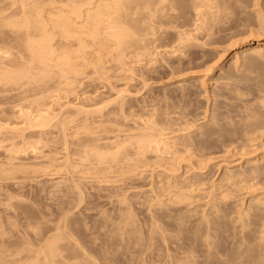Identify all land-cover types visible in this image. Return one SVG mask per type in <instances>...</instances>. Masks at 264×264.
Wrapping results in <instances>:
<instances>
[{"label":"bare ground","instance_id":"bare-ground-1","mask_svg":"<svg viewBox=\"0 0 264 264\" xmlns=\"http://www.w3.org/2000/svg\"><path fill=\"white\" fill-rule=\"evenodd\" d=\"M215 1V2H214ZM220 1V0H219ZM221 1H223L224 2V0H221ZM228 1V0H227ZM230 1H233L232 3H234V4H232L231 2H227L228 4H232L231 6H232V8H233V5L234 6H236L238 3L239 4H242V5H239L241 8H243V12H244V14H245V16H244V14L242 13V11H241V8H239V6H237L238 7V9H240V10H237V8H234L235 10H237V12H241V14L244 16V17H246V16H251L250 14H252L253 12V16H251L250 18H252L251 20L252 21H256L257 23V25L258 24H261L260 26H261V29H263V31H264V0H230ZM237 1V3H235ZM210 2H211V4H210ZM215 3V5L217 6V4H216V2H217V0H0V46H1V48H0V122L2 123V121H5L6 119H7V114H9L10 112H11V108H10V111H9V113H8V111H5V110H7V108L6 107H8L9 108V106L10 105H13L12 107H14V104H15V106H16V108H17V106L18 105H16V103L17 104H20V103H18L19 101H17L16 100V102L14 101L13 103L14 104H9V102H11L12 101V99H22L23 98V101H24V99L26 100V99H28L29 97H28V95H30V94H32L30 97H31V99L34 97H38L40 94H39V92L38 91H40L41 90V94L43 95V97H44V95H45V92L47 91V92H49L48 91V87L50 86V88H51V90L53 89V91H57V89L59 88V90L60 91H62V92H66L67 93V95L70 93V92H72V88H73V91L75 92V90H76V88H77V90H79L78 89V87H80V84H79V86L78 87H76V88H74L73 87V83L75 84L76 82H78L79 83V81H80V79L82 80L83 78H80L79 79V77L83 74L84 76H85V73L84 72H86V70L84 71L83 69V67H85L86 69H87V67H91L90 69H93V68H95V70L93 69V71H95L94 73H97V72H99L100 74H101V72H103V71H107L105 68V70L103 69V68H101L102 66H103V61H102V58L104 57V58H111V57H109V56H112V53L110 54V53H108L110 50H113V51H115L114 52V57L113 58H111V59H115V58H117L116 56H118V60L120 59V63H122L123 61H125V56H126V54L129 52H132V53H134V54H136V56H139V55H141V54H143V57L146 55V57L150 54L149 52H148V55H147V48H149L148 49V51L150 50V48L153 46V45H151V44H153L154 42V44H157L158 46H160V48H162L163 49V35L161 34V35H159V33H160V31H162V29H163V26H165V23L164 22H166V23H171L175 18L177 19V17H178V19L177 20H175V21H173L174 23H172L173 25H169V24H166V25H168V26H165L166 28L168 27H170V26H173L172 27V29L174 28V25H177V24H175V22L176 21H179V19H180V17L182 18V16L181 15H183L184 13H186V14H188L189 12H191L192 13V11L195 13V16L197 17L196 18V20H194L193 19V17H192V15L193 14H191L190 13V15H191V17H190V15L188 16H184L185 18H183V19H185L184 21L181 19V21H183V22H187V20H186V18L188 19L189 18V23H186V24H191L193 21L192 20H194L195 21V23L196 24H200V26H197L195 23H192V24H194L195 26H196V28L197 27H199L200 28V30H198L199 28H197V30H198V33H197V37L198 38H200L199 36L200 35H198L199 34V32L201 31V29L202 30H204L205 29V33H204V35H207L209 32H210V30H211V28L213 29V26L216 24L215 22L217 21V20H219V21H217V24L218 23H220L221 22V24H220V26L221 25H224V26H227L226 24L227 23H229L230 24V26H227V27H232L231 26V23L230 22H232V21H229L228 19L232 16L233 18H234V16H237V17H235V19H232V17L230 18V20L232 19L233 21L234 20H236V23H234L233 22V27L232 28H235L236 26H239L240 28L241 27H244L243 28V31L245 32V31H247V30H245V28H248L247 26L245 27L244 26V24L241 22V20H240V22H237V18H238V16L240 15V14H238V13H235V14H231V12L229 11H225L224 9H227L226 7L224 8V9H222V8H220V9H222V11L220 10V9H218L219 7H217V9L218 10H220L219 12H220V14H221V12L222 13H227V15H231L230 17L228 16V18L227 17H225L224 15L225 14H223L221 17L223 18V16L225 17V18H227V20L226 21H228V22H225L224 20L225 19H219V13H217L218 12V10H217V14L216 15H218V17H216V15L214 14V16H213V12L215 13V11L216 10H214V9H211V7L213 6V7H215V5H213V3ZM218 3V2H217ZM225 3H226V1H225ZM211 5V6H210ZM224 5V4H223ZM227 6H229V5H227ZM212 7V8H213ZM216 8V7H215ZM229 8H230V6H229ZM209 9L211 10V13H208V12H210L209 11ZM173 10H174V12H173ZM212 10H213V12H212ZM228 10V9H227ZM229 10H231V9H229ZM235 10H234V12H235ZM251 10L253 11L252 13H251ZM167 11H169L168 13H167ZM180 11H181V13H180ZM225 11V12H224ZM170 12H173V14L174 13H176V12H179V13H176V14H178V15H172ZM180 14V15H179ZM212 14V15H211ZM236 14H238V15H236ZM176 16V17H175ZM243 16H241V17H243ZM256 18H255V17ZM216 19H214V18ZM240 17V16H239ZM253 18H255L254 20H253ZM190 19H191V23H190ZM243 19V18H242ZM257 19V20H256ZM220 20H223V21H220ZM248 20H249V18H248ZM248 20H246V23H248L247 21ZM167 21H169V22H167ZM197 21V22H196ZM200 22V23H199ZM211 22V23H210ZM224 22V24H222ZM251 22V21H250ZM177 23V22H176ZM179 24H181V22L179 21L178 22ZM210 23V24H209ZM213 23V24H212ZM239 23V24H238ZM245 23V24H246ZM254 22H252V23H250V24H253ZM178 24V25H179ZM186 24H183V25H181V28H183V27H187L188 25H186ZM191 24V25H192ZM211 24L213 25V26H211ZM216 24V25H217ZM228 24V25H229ZM235 24H236V26H235ZM240 24H241V26H240ZM242 24H243V26H242ZM256 24H254V26H256L255 27V30H257L258 31V29L260 30V27H259V25L257 26ZM178 25L176 26V27H178ZM185 25V26H184ZM205 25H208L209 26V29L207 28L208 26H205ZM183 26V27H182ZM193 26V25H192ZM207 28H205V27ZM248 26H249V23H248ZM251 26H253V25H250V28H248V30L250 31V32H252V31H255V30H253L252 29V27ZM253 26V27H254ZM164 27V31L162 32V33H164V32H166V28ZM180 27V26H179ZM189 27V26H188ZM204 29H203V28ZM215 27V26H214ZM217 27V26H216ZM216 27L213 29V31H214V35L215 36H217V37H219L218 35H216V34H218L219 32V30L218 29H216ZM222 27V28H221ZM221 27H219L220 29H221V31H222V29H223V26H221ZM227 27H225V30H223L224 32H229V29L227 28ZM257 27H259V28H257ZM263 27V28H262ZM171 28V27H170ZM169 28V29H170ZM194 28V27H193ZM192 28V29H193ZM196 28H194V29H196ZM218 28V27H217ZM231 28V29H232ZM257 28V29H256ZM171 29V30H172ZM190 30H191V28H189ZM226 29H228V31L226 30ZM230 29V30H231ZM235 29H237V27L235 28ZM252 29V30H251ZM175 30H177V29H174V31L173 32H175ZM179 30V29H178ZM188 30V29H187ZM190 30H189V32H190ZM196 30V31H197ZM216 30H217V32H216ZM233 30V29H232ZM242 30V29H241ZM238 31L239 33H241V35H239V36H244V35H242L244 32L243 31ZM192 31H194V30H192ZM196 31H194L195 33H196ZM212 31V30H211ZM212 31V32H213ZM236 31V30H235ZM234 30H233V33H231L232 35H228V36H238V32L236 33V34H234V32H235ZM249 31L247 32L248 34H249ZM261 32V33H263L262 35H261V33H260V39L258 40V42L256 41V45H250V44H248L249 46H247L246 47V49H245V53L246 54H248V55H246V56H249V55H251V54H253V55H255L256 53H260V51H263V54H264V32ZM181 32V31H180ZM216 32V33H215ZM256 32V31H255ZM253 32L254 34H256V38H257V36L259 37V35H257L260 31H258V33L256 32ZM56 34V35H59V40H60V42L62 41V43L60 44V42L57 44L58 45V47H57V49L59 48V46L60 45H63L62 47H60V52L61 53H59L58 54V52L59 51H56L55 50V45H53V42L56 40V36L54 37L53 35L54 34ZM158 33V35H159V39H160V36H161V45L157 42L156 43V41H158V37H156V36H153V35H156ZM167 33V35H168V32H166ZM177 33V32H176ZM179 33V32H178ZM188 32H186V34H187ZM200 33H202V31L200 32ZM246 33V32H245ZM244 33V34H245ZM246 33V34H247ZM179 34H181V33H179ZM190 34V33H189ZM193 34V33H192ZM212 35H213V33H211ZM210 33L208 34V37L207 36H204L203 34H201L202 36H204V38L205 37H207V39H205V41H206V43L208 42V38H209V43H210V41H211V44H213V42L215 43H217L218 41L217 40H215L214 41V39L216 38L214 35L212 36ZM219 34H222V32L221 33H219ZM227 34V33H226ZM229 34H230V32H229ZM247 34V35H248ZM152 35V37H150ZM178 35V34H177ZM210 35L212 36V37H210ZM247 35H245L246 36V38L248 37H250V35L249 36H247ZM181 36H183L181 39L182 40H184L183 42H184V48L185 49H187V47H185V45H187L188 47H189V43H191L192 41V39H190V40H188L189 38H187V41L189 42H187L185 39V37H187L188 36V34H187V36H185V34L183 35V34H181ZM196 36V35H195ZM237 36H236V38H237ZM244 36V37H245ZM61 37V38H60ZM150 37V38H149ZM155 37V38H154ZM164 37H167V36H164ZM174 37L175 36H173V37H171L173 40H174ZM189 37H191V36H189ZM226 37V36H225ZM243 37V38H244ZM254 37V39H255V36L253 35L252 37H251V39ZM53 38H54V40H53ZM151 38H154V39H157V40H152ZM170 38V37H169ZM168 38V39H169ZM177 38V37H176ZM198 38H194V40H196L197 41V39ZM202 39H204L203 37H201ZM211 38V39H210ZM239 38V37H238ZM242 38V39H243ZM201 39V40H202ZM219 39H221V38H219ZM218 39V40H219ZM223 39V38H222ZM229 39V38H228ZM227 39V40H228ZM233 39V38H232ZM245 39V38H244ZM250 39V38H249ZM160 40H159V42H160ZM167 40V38H165V42L166 43H169V42H167L166 41ZM181 40V41H182ZM200 40V41H201ZM224 40H226V39H224ZM226 40V41H227ZM238 40V39H237ZM239 40H240V38H239ZM247 40V39H246ZM175 41V40H174ZM176 41H177V39H176ZM178 41H180V40H178ZM186 41V42H185ZM195 41V42H196ZM203 41V40H202ZM204 41V42H205ZM223 41V40H222ZM225 41V42H226ZM240 41H242V40H240ZM153 42V43H152ZM164 42V43H165ZM227 42H229V40L227 41ZM234 42H235V39H234ZM233 42V43H234ZM238 42V41H237ZM176 43V42H175ZM180 43V42H179ZM182 43V42H181ZM180 43V47H182L183 45ZM194 43V42H193ZM208 43V44H209ZM224 42H222L221 44H223ZM54 44H55V42H54ZM75 44H78L77 46L75 45ZM172 44V43H171ZM189 44V45H188ZM203 43L201 42V45H202ZM220 44V45H221ZM225 44V43H224ZM151 45V46H150ZM168 46H169V44H167ZM191 45H194V44H191ZM198 45V44H197ZM201 45H199V47H197V48H200L201 47ZM206 45V44H205ZM210 45V44H209ZM236 45V44H235ZM72 46H75V47H73L74 49L75 48H77V50H75L76 52H72V51H69L70 49L69 48H71V50H73L72 49ZM157 46V47H158ZM162 46V47H161ZM165 46V45H164ZM176 46V45H175ZM175 46H173V47H175ZM211 46V45H210ZM215 46V45H214ZM217 46V45H216ZM234 46V45H233ZM232 46V44H231V46H227V48L228 47H233ZM241 46V45H240ZM243 46V45H242ZM89 47H91V48H89ZM153 47H155V45L153 46ZM156 47V48H157ZM167 47V46H166ZM180 47H179V50H180ZM213 47V46H212ZM244 47V46H243ZM2 48H5V49H3V50H1ZM61 48H64V49H61ZM88 48L90 49V51H88ZM159 48V47H158ZM168 48V47H167ZM172 48V47H171ZM211 48V47H210ZM217 48V47H216ZM218 48H221V47H218ZM226 48V49H227ZM239 48V47H238ZM162 49H160V50H162ZM175 49V48H174ZM177 49V48H176ZM136 50V51H135ZM137 50H138V52L140 51V50H142L143 51V53H139L138 54V52H137ZM151 50H154V49H151ZM170 50V49H169ZM168 50V51H169ZM172 50H173V48H172ZM182 50H183V47H182ZM181 50V51H182ZM188 50V49H187ZM190 50H191V48H190ZM190 50H188V52L190 51ZM195 50V49H194ZM201 50H203V48L201 49ZM228 50H229V48H228ZM239 50H240V48H239ZM238 50V51H239ZM244 50V49H243ZM242 50V51H243ZM135 51V52H134ZM157 51H158V49H157ZM156 51V49H155V52H157ZM167 51V52H168ZM196 51H199V50H196ZM71 52V53H70ZM117 52V53H116ZM127 52V53H126ZM154 52V51H153ZM159 53L161 52V51H158ZM176 52V51H175ZM179 52V51H178ZM187 52V51H186ZM185 52V53H186ZM205 52V51H204ZM204 52L202 51L201 53H203V55H204ZM236 52V51H235ZM107 53L109 54L108 56H107ZM166 53V52H165ZM181 53V52H180ZM184 53V52H183ZM194 52L192 51V54H193ZM196 54H198L197 52H195ZM195 53H194V55H195ZM206 53H208V52H206ZM240 53V52H239ZM239 53H237L238 54V56H239ZM243 54H244V52H242ZM106 54V56H104ZM116 54H118V55H116ZM125 54V55H124ZM131 54V53H130ZM133 54V55H134ZM163 54V53H162ZM162 54H161V56H162ZM172 54V53H171ZM171 54H170V56H171ZM174 54V53H173ZM173 54H172V57H176V56H173ZM213 54V53H212ZM242 54V55H243ZM116 55V56H115ZM153 55V54H152ZM151 55V56H152ZM168 55V54H167ZM175 55V54H174ZM179 56H180V54H178ZM181 55H182V53H181ZM187 55V54H186ZM185 54H184V58H185V56H186ZM190 55V54H189ZM189 55H187V60H188V57H190ZM199 56L201 55L202 56V54H198ZM206 55V54H205ZM204 55V56H205ZM234 55H236V54H234ZM233 55V56H234ZM241 55V54H240ZM245 55V54H244ZM243 55V56H244ZM90 56H92V58L90 57ZM127 56H129V54H127ZM126 56V57H127ZM135 56V55H134ZM157 56V55H156ZM160 56V55H159ZM179 56H178V58H179ZM195 56H197V55H195ZM207 56H210V54L208 53L207 55H206V57ZM212 56V55H211ZM217 56V55H216ZM219 56V55H218ZM243 56H239V60H241V62L243 61V63H244V58H245V56H244V58H243ZM124 57V58H123ZM140 57V56H139ZM143 57H142V59H143ZM146 57L144 58L145 60H147L146 59ZM163 57V56H162ZM194 57V56H193ZM192 56H191V60H192V62H193V59H195V57L193 58ZM220 57V56H219ZM258 57V58H257ZM264 57V56H263ZM262 57V58H263ZM104 59V61H106L105 63L106 64H108L109 62H108V59ZM130 58V57H129ZM128 57H127V63H129L130 62V60H129V62H128V59H129ZM131 58H132V56H131ZM136 58H138V57H136ZM156 57H154L153 59H155ZM169 58V57H168ZM181 58H182V56H181ZM181 58H180V60H181ZM193 58V59H192ZM204 58V57H203ZM208 58V61H209V58L210 57H207ZM206 58V59H207ZM212 58V57H211ZM210 58V60H212ZM216 58V57H215ZM235 58H236V56H235ZM240 58H242V59H240ZM254 58H257V60L259 59V56H257V54H256V56L254 57ZM253 57L251 58V60L253 61V60H255ZM111 59H109V60H111ZM122 59H124L123 61H122ZM139 59V58H138ZM148 59H150V58H148ZM166 59V58H165ZM177 59V58H176ZM185 59V60H186ZM136 60V59H135ZM141 60V59H140ZM162 60H164L163 58H162ZM161 60V61H162ZM168 60H170V59H168ZM174 60V59H173ZM191 60H190V63H191ZM201 60H203V59H201ZM201 60H200V64H201ZM218 60V59H217ZM260 60V59H259ZM262 60V59H261ZM116 61V60H115ZM122 61V62H121ZM125 61V62H126ZM150 61H151V59H150ZM152 61H154V60H152ZM158 61V60H157ZM157 61L155 62V63H157ZM167 61V60H166ZM170 61H172V60H170ZM169 61V62H170ZM178 61H179V59H178ZM182 61H183V59H182ZM195 61V60H194ZM203 61H207V60H203ZM238 62V60H237V58H236V60H235V62ZM252 61H250V63L252 62ZM124 62V63H125ZM138 62V61H137ZM136 62V63H137ZM162 62H164V63H166L165 61H162ZM168 62V63H169ZM175 62V61H174ZM188 63H189V61H187ZM186 62V63H187ZM198 62H199V60H198ZM219 62V61H218ZM234 62V64L232 65V66H234V70L233 71H235L236 72V70L237 69H235V66H236V64L237 63H235ZM256 62V61H255ZM258 62V61H257ZM261 62V61H260ZM263 62H264V60H263ZM263 62H261V63H263ZM104 63V64H105ZM111 63H112V61H111ZM118 63H119V61H118ZM117 63V64H118ZM119 63V64H120ZM123 63V64H124ZM131 63H132V61H131ZM131 63H129V66H130V64ZM135 63V62H134ZM140 63H141V61H140ZM160 63V62H159ZM177 64H178V62H176ZM187 63V64H188ZM193 63H195V62H193ZM206 63V62H205ZM209 63V62H208ZM214 63H216V59H215V61L213 60V64ZM243 63H241V64H243ZM246 63V62H245ZM250 63H247V64H250ZM254 63V62H253ZM253 63H252V65H253ZM260 63V64H261ZM116 64V62H115V65H117ZM119 64H118V66H119ZM123 64H121V65H123ZM142 64V63H141ZM141 64H139V65H141ZM146 64H150V63H146ZM152 64V63H151ZM161 64V63H160ZM169 64H171V63H169ZM172 64H173V62H172ZM182 64H184V63H182ZM198 64V63H197ZM211 64V63H210ZM238 64H240V62L238 63ZM247 64H246V66H247ZM256 64L257 63H254V65L256 66ZM110 65V64H109ZM108 65V66H109ZM112 65V64H111ZM121 65H120V67H121ZM164 65V64H163ZM162 65V66H163ZM165 65H167V66H169L168 64H165ZM164 65V66H165ZM179 65V64H178ZM186 65V64H185ZM190 66H192L193 65V67H194V64H189ZM199 65V64H198ZM203 65V64H202ZM201 65V66H202ZM205 65H207V64H205ZM212 65V64H211ZM217 65V64H216ZM251 65V64H250ZM264 65V64H263ZM87 66V67H86ZM107 66V65H106ZM114 66V65H113ZM128 66V67H129ZM143 66H144V64H143ZM147 66V65H146ZM154 66V65H153ZM156 66V65H155ZM159 66V65H158ZM161 66V65H160ZM159 66V67H160ZM161 66V67H162ZM173 66V65H172ZM175 66H176V64H175ZM179 66H181V65H179ZM209 66V65H208ZM212 66H215V65H212ZM232 66H230V67H232ZM242 66V65H241ZM261 66V65H260ZM93 67V68H92ZM103 67H105V65L103 66ZM116 67V66H115ZM138 67V66H137ZM142 67V66H141ZM170 68H171V66H169ZM168 67V68H169ZM181 67H184L185 68V66H181ZM197 67V66H196ZM199 67V66H198ZM210 67V66H209ZM244 67V66H243ZM250 67H252V66H250ZM254 67V66H253ZM262 67V66H261ZM260 67V68H261ZM57 68V69H56ZM100 68H101V70H103V71H101L100 70ZM111 68H113V67H111ZM122 68H123V66H122ZM132 68V67H131ZM153 68V67H152ZM177 68H179V67H176V69ZM188 68V67H187ZM211 69H212V67H210ZM226 68V67H225ZM228 68V67H227ZM237 68V67H236ZM40 69H41V71H43V70H45L44 71V73L46 72V74H45V76H44V73L42 74L43 75V77H41L40 76V74L38 75L40 78H37L38 76L37 75H35V74H37V72L38 71H40ZM56 71H55V70ZM99 71H98V70ZM117 69H119V68H117ZM127 69V68H126ZM135 69V68H134ZM139 69V68H138ZM141 69H145V67L144 68H141ZM149 69V68H148ZM154 69H155V67H154ZM153 69V70H154ZM164 69V68H163ZM162 69V70H163ZM186 69V68H185ZM199 69H201V68H199ZM204 69H206L205 67H204ZM203 69V70H204ZM231 69V68H230ZM232 69H233V67H232ZM239 69H240V67H239ZM238 69V70H239ZM254 69V68H253ZM259 68H257V70H258ZM261 69H264L263 67L261 68ZM261 69H259V70H261ZM35 70H36V72H35ZM38 70V71H37ZM111 70V69H110ZM114 70H115V68H114ZM131 70V69H130ZM136 70V69H135ZM134 70V71H135ZM156 71L157 70H159V69H155ZM167 70V69H166ZM172 69H170V71H171ZM173 70H175V69H173ZM180 70H181V68H180ZM193 70V69H192ZM198 70V69H197ZM210 70V69H209ZM208 70V72H210ZM228 70H229V68H228ZM256 70V69H255ZM256 70V71H257ZM258 70V71H259ZM84 71V72H83ZM90 71V70H89ZM89 71L86 73V74H88L89 73ZM112 71V70H111ZM123 71V70H122ZM137 71H139V70H136L135 72H137ZM141 71H143V70H141ZM145 71V70H144ZM152 71V70H151ZM150 71V72H151ZM155 71V72H156ZM169 71V72H170ZM182 72H183V70H181ZM186 71V70H185ZM184 71V73L183 74H185V73H187V75H188V73L189 72H185ZM190 71V70H189ZM202 71V70H201ZM241 71V70H240ZM242 71H243V73H244V70L242 69ZM241 71V72H242ZM247 70H245V72H246ZM249 71H250V68H249ZM251 71H252V68H251ZM255 71V72H256ZM264 71V70H263ZM263 71H261L262 73H264ZM91 72V71H90ZM108 72V71H107ZM107 72H103V73H107ZM114 72V71H113ZM118 72V71H117ZM120 72V71H119ZM133 72V68H132V70H131V73ZM134 72V73H135ZM146 72H147V70H146ZM161 72V71H160ZM176 72V74L175 75H177L178 73V71L176 70L175 71ZM192 72V71H191ZM205 74H206V72L205 71H203ZM212 72V71H211ZM224 72V71H223ZM232 72V71H231ZM230 72V73H231ZM235 72H233V73H235ZM239 72V71H238ZM240 72V73H241ZM260 72V71H259ZM39 73V72H38ZM93 73V72H92ZM102 73V74H103ZM110 73V72H109ZM112 73V72H111ZM130 73V71H128V74ZM141 73H143V72H141ZM154 73V72H153ZM156 73H158V72H156ZM161 73H163V72H161ZM166 73H167V71H166ZM192 73H194L195 74V72H194V70H193V72ZM247 73V72H246ZM252 73V72H251ZM251 73H250V75H251ZM262 73H260V75L262 74ZM100 74H96V75H99L100 77H103L104 75H100ZM137 74H138V72H137ZM145 73H143V74H138V75H144ZM147 74V73H146ZM149 74V73H148ZM152 74V73H151ZM165 73H163L162 74V78H163V75H164ZM182 74V73H181ZM182 74V75H183ZM193 74V75H194ZM199 74V73H198ZM197 74V75H198ZM202 74V73H201ZM208 74H210V73H208ZM228 74H229V72H228ZM239 73H237V75H234V76H237V77H239V75H238ZM253 74H254V71H253ZM91 75H93V74H91ZM90 75V76H91ZM107 75L109 76V74L107 73ZM106 75V76H107ZM115 75V74H114ZM117 75V74H116ZM122 75H123V73H122ZM131 75V74H130ZM156 75H158V74H156ZM156 75L154 76V77H156ZM169 75H171L170 73H169ZM178 75H180V74H178ZM177 75V76H178ZM191 75V74H190ZM244 75V74H243ZM246 75H248V74H246ZM256 75V74H255ZM263 75V74H262ZM261 75V76H262ZM36 76V77H35ZM94 76H95V74H94ZM105 76V77H106ZM132 76V75H131ZM133 76H136L135 74L133 75ZM147 76V75H146ZM167 76H168V73H167ZM174 76V75H173ZM173 76H171V77H173ZM186 76V75H185ZM184 76V77H185ZM220 76V75H219ZM226 76V75H225ZM224 76V77H225ZM229 75H227V77H228ZM233 76V74H232V77H234ZM242 76V75H241ZM249 76V75H248ZM257 76H258V74H257ZM82 77V76H81ZM86 77V76H85ZM93 77V76H92ZM98 77V76H97ZM137 77V76H136ZM144 77H145V75L142 77L143 79H144ZM166 77V76H165ZM164 77V78H165ZM170 77V78H171ZM204 77V76H203ZM244 77V76H243ZM242 77V78H243ZM251 77V76H250ZM250 77H248V78H250ZM253 77V76H252ZM260 77V76H259ZM107 78V77H106ZM124 78V77H123ZM146 78V77H145ZM148 78H150V77H148ZM147 78V79H148ZM158 78V77H157ZM156 78V79H157ZM183 78V77H182ZM205 78V77H204ZM258 78V77H257ZM263 78H264V76H263ZM65 81V86L63 87V89L64 90H61V88H62V84L63 83H61V81H63V80ZM99 79V78H98ZM104 80H103V83H105L104 81H107V80H105V78H103ZM110 79V78H109ZM136 79H138L139 80V78H136ZM143 79H141V80H143ZM147 79L145 80V82L147 81ZM154 80H155V78H153ZM166 79H167V77H166ZM177 79V78H176ZM179 79H180V77H179ZM228 79V78H227ZM236 79H238V78H236ZM247 79V78H246ZM259 79H261L260 81H258ZM259 79H256L258 82H254L255 84H254V87L256 86V88H257V84L256 83H258L259 84V87H260V89H262L263 87H264V81L262 80V78L260 77ZM86 80H88V79H86ZM97 80V79H96ZM115 80V79H114ZM119 80V79H118ZM129 80H131V79H129ZM134 80H135V77H134ZM150 80V79H149ZM148 80V81H149ZM158 80H162V79H159L158 78ZM172 80V79H171ZM174 80V79H173ZM201 80H203V79H201ZM200 80V81H201ZM241 80V79H240ZM243 80V79H242ZM245 80V79H244ZM243 80V82H245ZM36 81H37V83H36ZM39 81H41L40 82V84H39V86H37V84L39 83ZM52 83H51V82ZM54 81H56L55 83L56 84H53L54 83ZM59 81H60V83H61V88L60 87H57V89L56 88H52V86H54V87H56L57 86V84L59 83ZM83 82H88V81H85V79L84 80H82ZM81 81V82H82ZM91 81H92V79H91ZM100 81H102V80H100ZM113 81V80H112ZM137 81V80H136ZM147 81V82H148ZM167 81H168V79H167ZM170 81V80H169ZM194 81H196V80H194ZM234 81V83H235V86H237V84H238V86L239 87H241L240 86V83H236V81L235 80H233ZM251 81V80H250ZM47 82H48V84H47ZM83 82H82V86H84V84H83ZM95 83H97L96 81H94ZM122 82V81H121ZM133 82H135V81H133ZM138 82H140V81H138ZM146 82V83H147ZM150 82H152L151 80H150ZM165 82V81H164ZM179 82V81H178ZM183 82V81H182ZM227 82L229 83V82H231V80L229 81V80H227ZM238 82H240V81H238ZM34 83V84H33ZM36 83V84H35ZM51 83V84H50ZM59 83V84H60ZM107 84H108V86H109V81L108 82H106ZM130 83V82H129ZM131 83H132V81H131ZM136 84H137V82H135ZM141 83V82H140ZM143 83H144V81H143ZM160 83V82H159ZM192 83V82H191ZM200 83V82H199ZM202 83V82H201ZM204 83V82H203ZM202 83V84H203ZM206 83V82H205ZM208 83V82H207ZM221 83V82H220ZM226 83V82H225ZM246 83H248V81L246 82ZM252 83V82H251ZM87 84H89V83H87ZM87 84H86V86H87ZM102 84V83H101ZM112 84V83H111ZM134 84V83H133ZM133 84H132V86H133ZM136 84H135V86H136ZM171 84V83H170ZM179 84V83H178ZM231 84V83H230ZM245 84V83H244ZM36 86V88L38 87L39 88V90L37 89L36 91L38 92V96L36 95V96H33V94L35 93L36 94V91H34V90H32V89H30V88H33L32 86ZM94 86H95V84H94ZM165 86H166V84H165ZM187 86H188V84H187ZM186 86V87H187ZM190 86H191V84H190ZM196 86H197V83H196ZM200 86H201V84H200ZM200 86L198 87V89L200 88ZM203 86H204V84H203ZM224 86H225V84H224ZM229 86V84H227V86L226 87H228ZM235 86H233V89H234V87ZM248 86H249V84H248ZM27 87V89L26 90H24L25 88ZM89 87V86H88ZM93 87V86H92ZM92 87H90V88H92ZM99 87V86H98ZM103 87V86H102ZM106 87V86H105ZM104 87V88H105ZM110 87V86H109ZM112 87V86H111ZM131 87V86H130ZM139 87V86H138ZM141 87V86H140ZM143 87V86H142ZM146 87V86H145ZM175 88H176V86H174ZM178 87V86H177ZM202 87V86H201ZM215 87H216V83H215ZM219 87V86H218ZM243 87V86H242ZM246 88H247V86H245ZM251 86H249V88H250ZM35 88V87H34ZM33 88V89H34ZM49 88V89H50ZM96 88V87H95ZM113 88H115L114 86L111 88V90L113 91ZM129 88V87H128ZM128 88H127V90H128ZM135 88V87H134ZM150 89H151V87H149ZM149 88H148V90H149ZM180 88V87H179ZM193 88V87H192ZM229 88H230V86H229ZM252 88V87H251ZM45 89V90H44ZM55 89V90H54ZM75 89V90H74ZM80 89H81V87H80ZM87 89V88H86ZM89 89V88H88ZM97 89V88H96ZM108 89V88H107ZM106 89V90H107ZM118 89V88H117ZM126 89V88H125ZM133 91H136V90H134L133 88H131ZM144 89V88H143ZM174 89V88H173ZM184 89H185V87H184ZM191 89V88H190ZM219 89H221L220 87H219ZM232 89V90H233ZM243 89H245V88H243ZM255 89V88H254ZM260 89H259V91H260ZM264 89V88H263ZM23 90V91H22ZM43 90V91H42ZM76 90V91H77ZM81 90H84V88H82ZM81 90H79L80 92H81ZM90 90V89H89ZM131 90V91H132ZM139 90H141L140 88H139ZM154 90V89H153ZM157 90V89H156ZM155 90V91H156ZM176 90V89H175ZM174 90V91H175ZM187 90V89H186ZM197 90V89H196ZM200 90V89H199ZM203 90V89H202ZM215 90V89H214ZM229 90V89H228ZM235 91L233 92V91H231L234 95H236L235 93L236 92H238V90H239V88H238V90L236 91V89H234ZM241 90V89H240ZM257 90V89H256ZM256 90H254V91H256ZM31 91H32V93H31ZM56 91H55V93H56ZM59 91V92H60ZM98 91V90H97ZM96 91V92H97ZM108 91V90H107ZM124 91V90H123ZM130 90H129V93L131 92ZM138 91V90H137ZM142 91V90H141ZM143 91H146V93L148 92L147 90H143ZM160 91V90H159ZM165 91V90H164ZM181 91V89L179 90V92ZM190 91V90H189ZM192 91V90H191ZM198 91V90H197ZM196 91V92H197ZM201 91V90H200ZM205 91V90H204ZM213 91V90H212ZM226 91H227V88H226ZM245 91V90H244ZM246 91H252V90H246ZM262 91H264V90H262ZM15 92V96H13L14 94L13 93ZM18 93V95H17V93ZM46 92V94H50V93H47ZM52 92V91H51ZM80 92H79V94H80ZM86 92V91H85ZM85 92H83L84 94H85ZM114 92V91H113ZM112 92V93H113ZM125 92H126V90H125ZM128 92V91H127ZM183 92V91H182ZM185 92H187V91H184V93ZM195 92V93H196ZM199 92V91H198ZM220 92V91H219ZM218 92V93H219ZM222 92V91H221ZM224 92V91H223ZM242 92V91H241ZM241 92H238V94L239 93H241ZM258 92V90L255 92V93H257ZM8 93L10 94V95H12V97L11 96H7L8 95ZM12 93V94H11ZM44 93V94H43ZM53 93V92H52ZM55 93H53V94H55ZM73 93V92H72ZM78 93V92H77ZM101 93H103V92H101ZM105 93V92H104ZM107 93V92H106ZM105 93V94H106ZM115 93H118V94H120L119 93V91H116ZM124 93V92H123ZM148 93H150V92H148ZM158 93V92H157ZM201 93V92H200ZM200 93H198V94H200ZM231 93V95H233ZM56 94H58V91H57V93ZM60 95H61V93H59ZM104 94V95H105ZM114 94V93H113ZM122 94V93H121ZM127 94V93H126ZM145 94V93H144ZM153 94H154V91H153ZM159 94V93H158ZM173 94V93H172ZM181 94V93H180ZM179 94V96H181ZM183 94V93H182ZM244 93L242 92V95L240 94V100L242 101L243 100V98L242 97H244L245 99L244 100H246V97H245V94H247V93H245L244 95H243ZM248 94H250V93H248ZM247 94V95H248ZM262 94V95H261ZM41 95V96H42ZM70 95H71V93H70ZM69 95V96H70ZM101 95V94H100ZM124 95V94H123ZM145 95H147V94H145ZM149 95V94H148ZM161 95V94H160ZM175 95V94H174ZM187 95H188V92H187ZM204 95V94H203ZM206 95V94H205ZM217 95H219V94H217ZM228 95V94H227ZM246 95V96H247ZM257 95H259V94H257ZM260 95L262 96H259V99H260V97H261V99L260 100H262L261 102L262 103H260V100L257 98V99H255L257 102H259L260 103V105L261 104H263L264 103V99H263V93H260ZM33 96V97H32ZM48 96H52V95H48ZM47 96V97H48ZM54 96V95H53ZM57 96V95H56ZM82 97H83V95H81ZM86 96H88V95H86ZM101 97V96H99V95H96V97ZM111 96V95H110ZM129 96V95H128ZM168 96V95H167ZM170 96V95H169ZM185 96V95H184ZM197 96V95H196ZM208 96V95H207ZM212 96V95H211ZM236 96H239V95H236ZM242 96V97H241ZM249 96H251V95H248V97ZM27 97V98H26ZM50 97L48 98V99H50ZM55 97V96H54ZM61 97V96H60ZM65 97H68V96H65ZM64 97V98H65ZM74 97V96H73ZM75 97H77L76 95H75ZM105 97V96H104ZM107 97V96H106ZM111 97H113V96H111ZM111 97H109V99L111 98ZM117 97V96H116ZM115 96H114V98H116ZM122 96L120 95L119 96V98H121ZM125 97H127V95L125 96ZM152 97V96H151ZM165 97V96H164ZM183 97V96H182ZM186 97H188V98H190L189 96H186ZM185 97V98H186ZM198 97H200L199 95H198ZM201 97L203 98V96L201 95ZM234 98H235V96H233ZM41 97H39V99H40ZM46 97H44L43 98V100H46L45 99ZM63 98V97H62ZM62 98H60V99H62ZM69 98V97H68ZM67 98V99H68ZM89 98V97H88ZM113 98V99H114ZM132 98H133V96H132ZM138 98V97H137ZM153 98V97H152ZM168 98V97H167ZM188 98H186V99H188ZM194 98H195V100L197 99L196 97H193V101H194ZM228 98V97H227ZM239 98H237L238 100H239ZM30 99V98H29ZM35 99H38V98H35ZM52 99V98H51ZM79 99V98H78ZM84 99V98H83ZM83 99H81V100H83ZM96 99V98H95ZM101 99H103L102 97H101ZM108 99V98H107ZM122 99H124V97H122ZM122 99H120V100H122ZM126 99V98H125ZM128 99H129V97H128ZM142 99V98H141ZM148 99V98H147ZM166 99V98H165ZM171 99V98H170ZM178 99H180V98H178ZM182 99V98H181ZM191 99H192V97H191ZM206 99H209V98H207L206 97ZM42 100V98L39 100L40 102H44V101H41ZM53 100V99H52ZM81 100H79V101H81ZM88 100V99H87ZM87 100H84V101H87ZM110 100H112V98L110 99ZM117 100V102H118V98L116 99ZM115 100V101H116ZM127 100V99H126ZM130 100H131V98H130ZM153 100H155V99H153ZM153 100L151 101V103H150V101H149V103L150 104H152V102H153ZM172 100H174L173 98H172ZM183 100V99H182ZM198 100V99H197ZM201 100V99H200ZM199 100V101H200ZM231 100H232V98H231ZM235 100V99H234ZM237 100V101H238ZM247 100H249V98L247 99ZM259 100V101H258ZM21 101V100H20ZM23 101H21V102H23ZM31 101V100H30ZM38 101V100H37ZM50 101V100H49ZM55 101V100H54ZM66 101V100H65ZM72 101H73V98H72ZM77 101V100H76ZM103 101V100H102ZM105 101V106H106V102H107V100H104ZM132 101L134 102V100L132 99ZM135 101H138V100H135ZM142 101H143V99H142ZM145 101L146 100H144V103H145ZM164 101H166V100H164ZM163 101V102H164ZM168 102H169V104L172 102H170L169 100H167ZM175 101H176V98H175ZM179 101V100H178ZM187 101V100H186ZM222 101V100H221ZM226 101V100H225ZM236 101V100H235ZM241 101H239V103L241 102ZM255 101V102H256ZM25 102V101H24ZM35 102V101H34ZM71 102V101H70ZM75 102V100L73 101V103ZM87 102H89V101H87ZM91 102V101H90ZM98 102H100V98H99V100H98ZM116 102V103H117ZM124 102V101H123ZM127 102V101H126ZM126 102H124L125 104H126ZM140 102V101H139ZM157 102V101H156ZM160 102V101H159ZM162 102V101H161ZM160 102V103H161ZM162 102V104H166V102L165 103H163ZM174 102V101H173ZM205 102V101H204ZM228 102V101H227ZM6 103H8L7 105H5V106H3L4 104H6ZM12 103V102H11ZM27 103V102H26ZM29 103V102H28ZM39 103V102H38ZM47 103V102H46ZM63 103V102H62ZM81 103H85V102H81ZM95 103H96V101H95ZM103 103V102H102ZM101 103V104H102ZM112 103V102H111ZM114 103V102H113ZM121 102H118V104H120ZM124 103L123 104H120L121 106L123 105L124 106ZM129 102H127V104H128ZM132 103V102H131ZM137 102H135V104H134V106L135 105H137L136 104ZM141 103V102H140ZM139 103V104H140ZM147 103H148V100H147ZM147 103H145V104H147ZM158 103V102H157ZM156 103V104H157ZM176 102H174V103H172V104H175ZM182 103H185V106H186V102H182ZM193 103V102H192ZM191 103V104H192ZM197 103H199V102H197ZM233 103H236V102H234L233 101ZM238 103V102H237ZM243 103V102H242ZM247 103V102H246ZM24 104V103H23ZM22 104V105H23ZM29 104H34V105H36V103H29ZM39 104H41V103H39ZM48 104H50V103H48ZM68 105H69V103H67ZM88 104V103H87ZM87 104H82V105H84V107L87 105ZM91 103H89L88 105H87V107L90 105ZM99 104V103H98ZM138 104V105H139ZM142 104V103H141ZM150 104H148V106L150 105ZM177 105L179 104V102H177L176 103ZM188 104H189V101H188ZM196 103H194V104H192L193 105V108H195L194 107V105H195ZM204 104V103H203ZM245 104V103H244ZM244 104H241L242 106H243V109H244V107H245V105ZM250 104H251V106H250ZM249 104V106L251 107V108H254V107H252V104H253V106H256V104H254V103H250ZM28 104H26L25 106L26 107H28L27 106ZM43 105V104H42ZM46 105V104H45ZM51 105V104H50ZM61 105V104H60ZM59 105V106H60ZM82 105H80V106H82ZM92 105V104H91ZM120 105H118V106H120ZM131 105V104H130ZM163 105V106H164ZM167 105V104H166ZM180 105V104H179ZM223 105V104H222ZM230 105H233L232 104V101H231V104ZM247 105H248V103H247ZM247 105H246V107H247ZM258 105L259 104H257V107L255 108L256 110H257V108H261L262 106H264V104L263 105H261V106H259L258 107ZM2 106L3 107H5V108H2ZM21 106V105H20ZM25 106H23V107H25ZM41 106V105H40ZM47 106H49V105H47ZM53 106H55V103H54V105ZM56 106H57V104H56ZM58 106V107H59ZM62 106H64V104L62 105ZM66 106V105H65ZM65 106H64V109H65ZM70 106V105H69ZM68 106V107H69ZM93 106H95V105H93ZM101 106V105H100ZM102 106H104V104H102ZM115 106V105H114ZM127 106V105H126ZM132 106H133V104H132ZM145 106V105H144ZM158 106V105H157ZM157 106H155L154 105V107H157ZM162 106V107H163ZM176 105H174V107H175ZM195 106H197V104L195 105ZM200 106V105H199ZM202 106V105H201ZM237 106V105H236ZM239 106H240V104H239ZM25 107V108H26ZM31 107H33L32 105H30V109H31ZM43 107H44V105H43ZM68 107H67V109H68ZM84 107H82V108H77V107H75V106H72V107H70L69 108V110H67L66 109V111H69V112H66L67 114H69V113H71L70 115H75V113H76V115L78 114V115H80V118L82 117V116H86L85 118H86V121L88 120V119H90V117L92 118L93 116L95 117L96 115H99L98 113H100L101 112V114L103 115L104 113L102 112V110H103V107H102V109H101V107L100 108H96V109H93V110H83V108ZM86 107V108H87ZM109 107V106H108ZM107 107V108H108ZM113 107V106H112ZM112 107H110V108H112ZM131 107V106H130ZM138 107V106H137ZM146 107H147V105H146ZM145 107V108H146ZM152 107H153V105H152ZM162 107H160V104H159V108H162ZM169 107V106H168ZM168 107H166V109L168 108ZM172 107V106H171ZM178 108H180L179 106H177ZM177 107H176V112H179V111H177ZM181 107H183V105L181 106ZM198 107V106H197ZM205 107H207V106H205ZM224 107V106H223ZM222 107V108H223ZM250 107H247L246 109H247V111H248V108H250ZM29 108V107H28ZM46 108H48V107H46ZM45 108V109H46ZM56 108V107H55ZM71 108H72V110H75L76 109V111H71ZM85 108V109H86ZM92 108V107H91ZM105 108V107H104ZM107 108H105V110H106V113H107ZM120 108V107H119ZM119 108H117V110L119 111ZM122 108V107H121ZM124 108V107H123ZM158 108V107H157ZM185 108V107H184ZM190 108H191V105H190ZM189 108V109H190ZM208 108V107H207ZM218 108V107H217ZM225 108V107H224ZM228 108V107H227ZM242 108V107H241ZM263 108L264 107H262V109H260L259 111L257 110L256 112H255V109H253L252 111H251V109L249 110L251 113L253 112L254 114H253V116H251L250 117V115H252V114H246L247 113V111L245 110V111H243V109H242V112L244 113L245 112V114H243V115H245L246 117H248L247 115H249V118H250V121H249V118L248 119H246L245 117V119H246V121H245V119L244 120H241L240 119V121L238 122L237 120L239 119L238 117V119L237 120H235V122L237 121L238 122V124H236V125H241L244 121L246 122L245 124V126L244 127H242V129L240 130V131H235V129L233 128V131L231 132V133H229L228 134V136H227V143L225 144L226 146H228V147H226L225 145V147L226 148H229L230 147V149H232V147L234 146V148L235 149H237V148H241L242 150L243 149H245L244 147H246V146H248V144L249 143H251V144H249V147L250 146H252L253 144H254V142L255 143H257V145H255L256 146V148L254 149H252L251 150V148L253 147H251L250 148V150L247 148V149H245V150H241L242 152H247L248 150L250 151V152H252V151H254V150H256L257 151V156L255 157V153H250L249 151V154L252 156V155H254V159L253 160H251V161H247L246 163H247V165H248V167L249 166H253L252 168H247L246 166H245V168L244 167H241V170H239L240 172H235V171H231L230 169H225L224 170V176H222L223 178H222V180L223 179H225L223 182L222 181H220L219 183H220V186L223 184L224 185V183L226 184L223 188H222V186H221V188L219 187V185H217L219 188H220V190H218L217 189V187H215L216 186V184L214 185L213 183H211L212 185H210L209 183H207V184H209L210 185V187L209 188H206V184H205V176H202L200 179L198 178V174L196 175V176H194L195 178L193 179L194 181H190V180H185V179H183L184 178V174L182 175L183 176V178L181 179V181H179L180 180V177H179V175H178V179L177 178H175V177H173L174 179H170V178H172V177H169V179L166 181L167 183H169V181L171 182V183H173V184H167V183H163L164 184V186L167 184L168 186H166V187H164V188H166V193L165 192H163V193H165L164 194V196H166V197H164V198H167L166 199V201L164 200V198L161 196V194H160V196L163 198V200H162V198L160 197V200L159 199H156L157 197V195L155 196V199H156V202L157 201H159L158 203H157V207L155 206V204H154V206L156 207V209H157V211H158V209L159 208H161V209H159L160 211L157 213V211H156V209H155V211L153 212V211H151V212H153L154 213V215L152 214V213H150L151 214V216L149 217L148 216V220H150V221H147V220H145V221H147L146 222V224L148 223V222H151V223H149V224H147L148 226H149V228H150V230L148 229V227H146V228H144V231L143 230H141V229H139V231H138V228L137 227H134V225H133V223L136 221L137 222V218H136V220L135 221H132L131 219L130 220H128L130 217L128 216H125V214H124V217H127L128 219V221L129 222H125V224L122 226V228L125 226V228H124V230L122 231V228L121 227H117V225L118 226H121V225H119L118 223H116L117 225H115L117 228H115V230L116 229H118V230H120V228H121V230H120V233H118V231H116L115 233L113 232V235H112V232L111 231H109V233H108V237H111V235L113 236V237H111V239L112 238H114L115 240H114V242L113 241H111L110 240V238L108 239V237H107V234H106V236L105 237H107V239H108V241L110 240V242L109 243H105V242H103V243H105V245H108L109 247H111V248H109L108 246H106L107 247V249L109 248V249H113V246H114V249L116 248V253H117V255H112V253L110 252V254L112 255V256H110L109 255V251H111V250H105L106 249V247L104 246V247H102L101 246V249L102 250H100V251H103V249L107 252L108 251V253H106L105 252V254L103 253V255L106 257V259L109 257H111L112 258V261L110 260V263L112 262L113 264L117 261L118 263H120L121 262V259L123 260V257H125L126 255L127 256H130V258H135V256H132V255H130L131 253H132V249L131 248H129V246L131 247V245L130 244H128V248L129 249H131V250H128V252H131L130 254L126 251L127 249L125 248V246H123L125 243L124 242H126V236L127 237H129L130 238V240H132L133 239V237H131V236H139V237H141V238H139V239H143V236H145V235H147V233H146V231H147V229L149 230V234H150V236H149V234L147 235V236H145V239H143V240H141V241H139V239L138 240H136L135 238H134V247H136L137 246V248H133L134 250H133V252H137L138 251V248L140 249H142V253H143V251H144V249L146 250L147 249V245L149 246V244L150 243H152L150 246L151 247H153L154 246V244L156 243H159L158 245H161V246H154L153 247V249L152 248H150V247H148V249L147 250H149L148 251V253H149V255H148V253H144L145 255L147 254L149 257H150V260L149 259H147V261L149 260L150 261V263H151V256H150V254H152L151 252H157V251H154V250H157L158 248L157 247H160L162 250H158V252L160 251L161 253H160V255H163L164 253H162V251L164 250V248H165V250L167 249V252H169V254L167 253V255H165L164 254V256L163 257H161V258H164L163 260L162 259H159V254L157 253V254H155L156 256H157V260L159 259L160 260V264L162 263V264H164V262H167L166 264H168V262L169 263H173V264H264V190H262V188L264 189V111H261V110H263ZM5 109V110H4ZM18 109H19V107H18ZM17 109V110H18ZM21 109V108H20ZM36 109V108H35ZM43 109V108H42ZM41 109V110H42ZM60 109H61V106H60ZM60 109L58 108V110L60 111ZM126 109H127V107H126ZM133 109H135V108H132V110ZM146 109H148V108H146ZM154 109V108H153ZM153 109H152V111H153ZM156 109V108H155ZM165 109V108H164ZM170 109V108H169ZM173 110H174V108H172ZM186 109V108H185ZM185 109H184V111H185ZM192 109V108H191ZM197 109V108H196ZM195 109V110H196ZM200 109V108H199ZM202 109H203V106H202ZM238 109V108H237ZM240 109V108H239ZM15 110V109H14ZM26 110V109H25ZM28 110V109H27ZM47 110H49V109H47ZM57 110V109H56ZM109 110H111V109H109ZM115 110H116V107H115ZM128 110L130 111L131 109L129 108V105H128ZM128 110H127V112H128ZM157 110V109H156ZM156 110H154V111H156ZM160 110V109H159ZM171 110V109H170ZM188 110V109H187ZM194 110V111H195ZM40 111V110H39ZM55 111V110H54ZM62 111H63V109H62ZM65 111V110H64ZM104 111V110H103ZM117 111V112H118ZM143 111V110H142ZM145 111V110H144ZM144 111H143V113H144ZM150 111V110H149ZM162 111H164V110H162ZM172 111V110H171ZM181 111H183V110H181ZM207 111V110H206ZM219 111V110H218ZM222 111V110H221ZM225 111V110H224ZM248 111V112H249ZM4 112H6L5 114H6V118H5V114H3ZM12 112H13V110H12ZM17 112V111H16ZM15 112V113H16ZM32 112V111H31ZM43 112V111H42ZM46 112V111H45ZM48 112V111H47ZM73 112V113H72ZM109 112V111H108ZM122 114L124 113L123 112V110L122 111H120ZM120 112H119V114H120ZM127 112H125V113H127ZM131 112V111H130ZM134 112V111H133ZM151 112V111H150ZM175 112V113H176ZM188 112V111H187ZM190 112V114H191V111H189ZM189 112H188V114H189ZM197 112H200V111H197ZM202 112V111H201ZM201 112L199 113V114H201ZM204 112V111H203ZM226 112V111H225ZM236 113H237V110L235 111ZM234 112V113H235ZM238 112L240 113L241 112V110H238ZM241 112V113H242ZM14 113V112H13ZM12 113V114H13ZM36 113H37V109H36ZM49 113V112H48ZM60 113H62L61 111H60ZM65 113V114H66ZM106 113H105V115L104 116H106L107 117V115H106ZM112 114L111 115H113V112H111ZM124 113V115H126ZM132 113V112H131ZM158 113V112H157ZM161 113V112H160ZM169 113H171V112H169ZM174 113V112H173ZM172 113V114H173ZM193 113V112H192ZM195 113H196V111H195ZM208 113H209V111H208ZM226 113H228V112H226ZM236 113L234 114V115H236ZM2 114H3V117L5 118V120H4V118H3V120H2ZM11 114V113H10ZM9 114V115H10ZM20 114V113H19ZM23 114H25V113H23ZM32 114V113H31ZM51 114H52V111H51ZM66 114V115H67ZM81 114H84V115H81ZM101 114H100V116H101ZM109 116H110V114L109 113H107ZM116 115H117V113H115ZM135 114H137V113H135ZM134 114V115H135ZM150 114V113H149ZM153 114V113H152ZM161 114H163V112L161 113ZM181 114H183V113H181ZM187 114V113H186ZM194 114V113H193ZM198 113H197V115H199ZM16 115V114H15ZM20 115H22V114H20ZM27 115V114H26ZM29 115H30V113H29ZM29 115H27V116H29ZM33 115V114H32ZM46 115V114H45ZM48 115V114H47ZM55 115V114H54ZM58 115V114H57ZM62 115H64V114H62ZM134 115L132 114V116L134 117ZM147 116H148V118H149V116L150 115H148V114H146ZM146 115H144L145 117H146ZM154 115V114H153ZM165 115H167V112H166V114ZM170 115V114H169ZM168 115V118L170 117ZM174 115H176V114H174ZM173 115V116H174ZM179 115V114H178ZM192 115V114H191ZM195 115V114H194ZM193 115V116H194ZM197 115H195L196 117H197ZM201 115H203V114H201ZM200 115V116H201ZM204 115H205V113H204ZM203 115V116H204ZM228 115V114H227ZM233 115V114H232ZM240 115H242V114H239V115H237V116H240ZM10 116H12V115H10ZM9 116V117H10ZM23 116V115H22ZM25 116V115H24ZM35 116V115H34ZM42 116V115H41ZM53 116V115H52ZM61 115H58V116H54L55 118L56 117H60ZM89 116V118H87ZM114 116V115H113ZM119 116H121V114L119 115ZM138 116V115H137ZM156 115H154V117H155ZM158 116V115H157ZM162 116H164V115H162ZM187 116V115H186ZM206 116H207V114H206ZM231 116V115H230ZM33 117V116H32ZM46 117V116H45ZM49 118H50V116H48ZM53 117V118H54ZM62 117V116H61ZM65 117V116H64ZM64 117H62V119L64 118ZM69 117H71V116H69ZM73 117V116H72ZM72 117H71V119H72ZM75 117V116H74ZM77 117V116H76ZM93 117V118H94ZM97 117V116H96ZM105 117V118H106ZM122 117V116H121ZM129 117H130V115H129ZM153 117V116H152ZM159 117H161V115L159 116ZM165 117V116H164ZM181 117L183 118V116L181 115V116H178V118H180L181 119ZM185 117V116H184ZM188 117V116H187ZM189 117H191V116H189ZM188 117V118H189ZM208 117V116H207ZM206 117V118H207ZM211 117V116H210ZM209 117V118H210ZM226 117V116H225ZM224 117V118H225ZM234 117V116H233ZM14 118H17V117H14ZM21 118V117H20ZM25 118L27 119V117L25 116ZM29 118V121H27V123H29V122H31V120H30V118L31 117H28ZM54 118V119H55ZM67 118H68V116H67ZM85 118H84V120H85ZM102 118H104V117H102ZM113 118V117H112ZM124 118H125V116H124ZM137 118V117H136ZM158 118V117H157ZM165 118H167V117H165ZM175 118V117H174ZM188 118H183L184 119V121H186L187 122V120L186 119H188ZM198 118V117H197ZM232 118V117H231ZM241 118V117H240ZM12 119V118H11ZM18 119V118H17ZM35 119V118H34ZM37 119V118H36ZM40 119V118H39ZM43 119H44V117H43ZM50 119H52V118H50ZM50 119H48V120H50ZM61 119V120H62ZM66 118H64V120H65ZM75 119V118H74ZM82 119V118H81ZM108 119V118H107ZM118 119H120L119 117H118ZM144 119V118H143ZM146 119V118H145ZM144 119V120H145ZM153 119V118H152ZM189 119H191L192 120V118H189ZM193 119H195L196 120V118L194 117ZM204 119V118H203ZM214 119V118H213ZM235 119H236V117H235ZM23 120H24V118H23ZM22 120V121H23ZM28 120V119H27ZM47 120V118H45L44 120H39L40 122L39 123H41L40 124V127L41 128H39V129H43V131H44V127H42V125H45V126H47L48 124V121ZM60 120V119H59ZM63 120V121H64ZM69 121H70V119H68ZM68 120H66L65 121V123L67 124L69 121ZM111 120V119H110ZM132 120H134V119H132ZM142 120V119H141ZM143 120V121H144ZM149 120V119H148ZM148 120H146V123H147V121ZM156 120V121H155ZM159 120H160V118H159ZM159 120L158 119H154V122H159ZM163 120V121H162ZM164 120L165 121H167L166 119H163V117H162V119H161V122H162V124H160V122H159V124H160V126H157L158 124L157 123H154V125L155 124H157V125H155V126H157V127H155V126H153V124L151 125V127H150V125H149V129H151L152 127H154V128H156V131H155V129L153 130V129H151V131L149 130V129H147L148 131L145 133L144 132V128H143V132L144 133H142L143 135L142 136H140V137H142L141 139H143L140 143L139 142H137V144L135 143L136 141V139H134L133 140V136L135 135H133L132 137H130V139H129V136L128 137H125V138H128L129 139V141H131V140H133V141H135L134 143V145L136 146V148H138V149H136V148H134L135 150H133V148L132 147H134V146H132L131 144L132 143H130L129 145L131 146H127L126 144L128 143V140L126 139V141H127V143L126 144H124V145H126L127 147V149L122 145V143L120 144H118V145H122V147H119V148H117V147H115V148H117L116 149V151H114L115 153L113 154V153H109L110 155H111V157H110V159H112V162H114L113 160H115L116 161V159H117V161L119 162V161H121L122 160V162H123V160H124V157H125V159L126 158H128L129 157V153H132V150L133 151H135V152H137V151H139V154L138 153H136V156H137V154H138V158H139V156H141V158H140V160H144V158H145V160H146V154H144V153H146V152H154L155 151V147H157L159 150H157L156 152H158V151H160V149L162 150L166 145H167V138H166V142L165 141H163V137L161 136V134H160V132L161 133H163L159 128L160 127H164ZM170 120H172V119H170ZM200 120H202V118L200 119ZM200 120L199 119H197L196 121H199L200 122ZM229 121H227V122H230V119H228ZM232 120V119H231ZM7 121H9V118L7 119ZM6 121V122H7ZM21 121V120H20ZM34 121V120H33ZM36 121H38V120H36ZM43 121V122H42ZM51 121V120H50ZM73 121H75V120H73ZM90 121H91V119H90ZM95 121H97V119L95 120ZM100 121V120H99ZM98 121V122H99ZM102 121V120H101ZM153 121V120H152ZM169 121V120H168ZM178 121V120H177ZM180 121H183L182 119L180 120ZM183 121V122H184ZM193 121V120H192ZM195 121V122H196ZM207 121V120H206ZM217 121V120H216ZM216 121H213V123H212V125L214 124V122H216ZM243 121V122H242ZM6 122H5V124H6ZM11 122V121H10ZM10 122H8L9 123V125H10ZM13 122V121H12ZM44 122H46V123H44ZM54 122H55V120H54ZM58 121H56V123H57ZM72 122V121H71ZM82 122V121H81ZM84 122V121H83ZM104 122H106V121H104ZM109 122H113V121H109ZM115 122H117V121H115ZM119 122H120V120H119ZM118 122V125L121 123H119ZM174 122V121H173ZM185 122V123H186ZM190 122V121H189ZM188 122V123H189ZM195 122H193V123H195ZM203 122V121H202ZM232 122H233V120H232ZM242 122V123H241ZM4 123V122H3ZM2 123V124H3ZM24 123H26V122H24ZM34 123V122H33ZM52 123H53V121H52ZM51 123V124H52ZM56 123H54V124H56ZM62 123V121L60 122V124ZM70 123V122H69ZM73 123V122H72ZM76 124H78L77 123V120H76V122H75ZM75 123H73V124H75ZM86 123V122H85ZM87 123H89L88 121H87ZM86 123V124H87ZM93 123V122H92ZM102 123V122H101ZM123 123V122H122ZM121 123V124H122ZM130 123V122H129ZM134 123V122H133ZM137 123V122H136ZM135 123V124H136ZM143 123H145V121L143 122ZM146 123H145V125H146ZM150 123V122H149ZM148 123V124H149ZM168 122H165V125L167 124ZM176 123V122H175ZM178 123V122H177ZM176 123V124H177ZM224 123H225V121H224ZM234 123V122H233ZM233 123H232V125H233ZM240 123V124H239ZM4 124V125H5ZM15 124H16V122H15ZM31 124V123H30ZM53 124V125H54ZM66 124H64L63 123V125L65 126ZM75 124V125H76ZM81 124V123H80ZM109 124V123H108ZM114 124V126H115V124L116 123H113ZM140 124H142V123H140ZM168 124H170V121H169V123ZM172 124V123H171ZM184 124V123H183ZM187 124V123H186ZM196 124V123H195ZM199 124V123H198ZM209 124V123H208ZM228 125H230L231 126V128L233 127L232 125H231V123L229 124V123H227ZM8 125V124H7ZM6 125V126H7ZM12 125V124H11ZM33 125H37L38 126V124H33ZM68 125V124H67ZM71 125V126H70ZM70 125H69V127H72V124L70 123ZM79 125V124H78ZM82 125V124H81ZM88 125V124H87ZM94 125V124H93ZM92 125V127H94ZM95 125L96 126H99L100 124H96L95 123ZM117 125V124H116ZM129 125V124H128ZM134 125V124H133ZM162 125V126H161ZM180 125H182V124H180ZM188 125V124H187ZM186 125V126H187ZM197 125V124H196ZM204 125V124H203ZM217 125H218V123H217ZM13 126V125H12ZM15 126V125H14ZM26 126H28V131L29 130H31V126L30 125H28V124H26ZM52 126V125H51ZM55 126V125H54ZM61 125H59V123H58V127L59 128H61L60 127ZM90 126V125H89ZM103 127H104V124L102 125ZM107 126H111V124H109V125H107ZM141 126V125H140ZM147 126V125H146ZM175 126V125H174ZM179 126V125H178ZM177 126V127H178ZM209 126V125H208ZM213 126H215V124L213 125ZM212 126V127H213ZM226 126V125H225ZM243 126V125H242ZM1 127V126H0ZM10 127V126H9ZM53 127V126H52ZM56 127V129H57V125L55 126ZM63 127V126H62ZM65 127H67V126H65ZM85 127V125L83 126V128ZM91 127V126H90ZM101 127V126H100ZM99 127V128H100ZM120 127V126H119ZM139 127V126H138ZM166 127V126H165ZM171 126H169V128H170ZM183 127V126H182ZM189 127V126H188ZM205 127V126H204ZM210 127H211V125H210ZM216 127V126H215ZM3 128H6V127H3ZM2 128V129H3ZM13 127H10V130L12 129ZM24 127H22V129H23ZM27 128V127H26ZM30 128V129H29ZM36 128V127H35ZM50 128V127H49ZM68 128V127H67ZM74 128H75V126H74ZM78 128V127H77ZM82 128V126L80 127V129ZM86 128V127H85ZM89 128V127H88ZM109 129H110V132H112L111 131V129L114 131V127H108ZM114 128V129H113ZM124 128H127V126H125ZM129 128H131V126L129 127ZM134 128V127H133ZM133 128H131V129H133ZM141 128V127H140ZM168 130H170L168 127H166ZM166 128H164V129H166ZM174 128V127H173ZM172 128V129H173ZM184 128V131H185V127H183ZM192 128H194L193 127V125H192V127H191V129ZM200 128H202V127H200ZM199 128V129H200ZM214 128V127H213ZM224 128V127H223ZM226 128V127H225ZM228 128H230V127H228ZM236 128V127H235ZM17 128H13L12 130H16ZM20 129V128H19ZM34 128H32V130H33ZM38 128L37 129H34L35 131L36 130H39ZM73 128H71V130H72ZM79 129V130H80ZM91 129V128H90ZM89 129V130H90ZM96 129V130H95ZM95 129H92L93 131H89V130H87L86 132L85 131H83L82 130V132L84 133L85 132V134H87L86 136H88L87 138H86V136L84 135V134H82L81 136H85L84 137V142L86 143V144H88V142L90 143L91 142V140L92 141H94V142H91V144L93 143V144H95V145H98V147H99V144H96L95 142H97L98 140H96V139H98V137H96L95 135V131H97V129L98 128H95ZM102 129V128H101ZM118 129V128H117ZM122 128H119L118 130L120 131ZM128 129V128H127ZM136 129V128H135ZM158 129V130H157ZM162 129V128H161ZM178 129V128H177ZM180 129H181V127H180ZM188 129H190V128H188ZM219 129V128H218ZM220 129H222V128H220ZM227 129V128H226ZM1 130V129H0ZM21 130V129H20ZM20 130H16V132H18L19 133V131ZM24 130H26L25 128H24ZM51 130V129H50ZM54 130V129H53ZM58 130H60V129H58ZM63 130V129H62ZM77 130V129H76ZM84 130H86V129H84ZM99 130V129H98ZM104 130L106 131V130H108V129H105L104 128ZM117 130V131H118ZM124 130V129H123ZM160 130V131H159ZM168 130H165V132H167ZM214 130H217V129H214ZM258 130H261V131H263L262 133H260V131H258ZM6 131V130H5ZM40 131V130H39ZM57 131V130H56ZM61 131V130H60ZM68 131V130H67ZM66 131V132H67ZM70 131V130H69ZM75 131V130H74ZM103 131V130H102ZM104 131V132H105ZM122 131V130H121ZM126 131V130H125ZM128 131V130H127ZM138 131V130H137ZM149 131H150V133L152 134V136H151V134H150V136H149V141H147L148 143L150 142V140H151V138L150 137H156V138H154V139H157L158 138V134H155V133H157V131H158V133H159V137H160V139L158 138V140H154L153 138V140H154V142L156 141V145L153 147L154 148V150L153 151H151L150 150V148L152 147L151 146V144H148V143H146L145 142V140L146 139H144V138H147L148 139V135H146L145 136V134H147V133H149ZM164 131V130H163ZM171 131H173V130H171ZM181 131V130H180ZM192 131V130H191ZM197 131H198V129H197ZM211 131H213V129L211 130ZM217 131H219V130H217ZM216 131V132H217ZM222 131H224V130H222ZM256 131H258V133L256 132ZM3 132V131H2ZM7 132H8V134L10 133H13V132H10V131H8L7 130ZM20 132H22V131H20ZM31 132V131H30ZM47 132V131H46ZM55 132V131H54ZM65 132V131H64ZM71 132V131H70ZM69 132V133H70ZM73 132V131H72ZM71 132V133H72ZM80 132V133H79ZM75 131V133H76V135L78 134L79 136H80V134L82 133L81 132V130L80 131ZM93 134H95V135H93ZM95 132V133H94ZM98 132V131H97ZM107 132V131H106ZM130 132H132V131H130ZM129 132V133H130ZM178 132H179V130H178ZM181 132H183V129H182V131ZM187 132V131H186ZM214 132V131H213ZM228 132V131H227ZM15 133V132H14ZM17 133V134H18ZM22 133H26L27 134V132H22ZM39 133V132H38ZM37 133V134H38ZM41 133H42V131H41ZM51 133V132H50ZM63 133V132H62ZM69 133H67L68 134V136L69 137H73V136H70L69 135ZM101 133V132H100ZM115 133H117V132H115ZM126 133V132H125ZM134 133H136L135 132V130H134ZM138 134H140L141 132H137ZM168 133V132H167ZM167 133H165L166 135H167ZM170 133V132H169ZM168 133V134H169ZM185 133V132H184ZM189 133H190V131H189ZM219 135H220V131L219 132H217ZM226 133V132H225ZM256 133H257V136H255L256 135ZM5 134V133H4ZM7 134V133H6ZM20 134V133H19ZM36 133L34 134V136L35 135H37ZM44 134H45V132H44ZM53 134H55V133H53ZM52 134V135H53ZM58 134L59 133H57V135L56 136H58ZM110 134V133H109ZM127 134V133H126ZM125 134V135H126ZM132 134H133V132H132ZM137 134V135H138ZM156 135V136H153V135ZM164 134V133H163ZM174 134V133H173ZM172 134V135H173ZM176 134V133H175ZM175 134L173 135L174 137H175ZM209 134V133H208ZM212 134V133H211ZM210 134V135H211ZM218 134L216 135V137L218 136ZM259 134V135H258ZM0 135H3L2 133L0 134ZM12 135V134H11ZM10 135V137H12ZM13 135H15V134H13ZM21 135H23V134H20V136ZM31 135H33V134H31ZM63 135V134H62ZM66 135V134H65ZM73 135V134H72ZM92 135L96 138H94V140H93V138H92ZM100 135H102V134H100ZM103 135H105V134H103ZM106 135H108V133L106 134ZM112 135V134H111ZM115 135H117V134H115ZM118 135H120V134H118ZM122 135V134H121ZM177 135V134H176ZM182 135V134H181ZM223 135V134H222ZM249 135H253V136H250L249 137ZM5 136V135H4ZM2 137V139H4L5 140V138L7 137V135H6V137ZM19 136V135H18ZM19 136V137H20ZM27 136H28V134H27ZM30 136V135H29ZM46 136H47V134H46ZM48 136L49 137H46V139H49L50 138V135L48 134ZM113 136H114V134H113ZM145 136V137H144ZM164 136V135H163ZM183 136V135H182ZM186 136H188L187 134H186ZM193 136V135H192ZM200 136V135H199ZM204 136V135H203ZM207 136V139H208V137L209 138H211V140H212V138L214 137V138H216L215 137V134L213 135V137H212V135H211V137L210 136H208V135H206ZM224 136H226V135H224ZM223 136V137H224ZM22 138H23V136H21ZM25 137V136H24ZM31 137V136H30ZM33 137V136H32ZM36 137V136H35ZM37 137H40L39 135L37 136ZM42 137V136H41ZM61 137V136H60ZM74 137H76V136H74ZM83 137L81 138V139H83ZM89 137H90V139H89ZM114 137H116V136H114ZM139 136H138V138H140ZM163 139H162V138ZM165 137V136H164ZM168 138H169V136H167ZM195 137V136H194ZM17 138V140L18 139H21V138H18V137H16ZM27 138H29V137H27ZM34 138V137H33ZM43 138V137H42ZM45 138V137H44ZM65 138V137H64ZM85 138L88 140H90V141H87V140H85ZM105 138V137H104ZM104 138H102V139H104ZM111 138V137H110ZM117 138V137H116ZM121 138V137H120ZM124 138V137H123ZM123 138H121V139H123ZM132 138V139H131ZM135 138V137H134ZM136 138H137V136H136ZM172 138V137H171ZM176 141H178V137L176 136ZM186 137H184V139H185ZM190 138V137H189ZM219 137H217V139H218ZM226 138V137H225ZM7 139V138H6ZM31 139V138H30ZM52 139V138H51ZM59 139V138H58ZM66 140H68V138L66 137L65 138ZM100 139V138H99ZM113 139V138H112ZM111 139V140H112ZM120 139V140H121ZM175 139V138H174ZM181 139V138H180ZM192 139V138H191ZM198 139H200V138H198ZM203 139V138H202ZM216 139V140H217ZM1 140V139H0ZM3 140V142H5ZM17 140H16V142H17ZM25 140V139H24ZM45 140V139H44ZM61 140H62V137H61ZM101 140V139H100ZM105 140H106V138H105ZM105 140L104 141H102L103 143L105 142ZM125 140V139H124ZM123 140V141H124ZM137 140H140V139H137ZM169 140V139H168ZM187 140V139H186ZM194 141H196L195 139H193ZM214 140V139H213ZM219 140H221L222 141V139H221V136H220V139ZM2 141V140H1ZM12 141H14V143L16 144V145H19L18 147H20V143H22L23 145H24V143L25 142H27V141H22V142H20V143H16L15 142V140L13 139ZM11 141V139L9 140V142L11 143L12 142ZM74 141V140H73ZM82 141V142H83ZM108 141V140H107ZM113 141H116V140H113ZM112 141V142H113ZM125 141V142H126ZM170 141V140H169ZM175 140H173V142H174ZM176 141L174 142L175 144H177V145H175V146H178V143H176ZM181 141V140H180ZM184 141L185 140H183V141H181L182 143H184ZM205 141V140H204ZM220 141V142H221ZM8 142V143H9ZM24 142V143H23ZM33 142V141H32ZM44 142V141H43ZM42 142V143H43ZM47 143H48V141H46ZM61 142V141H60ZM62 142H64V140L62 141ZM68 142V141H67ZM70 142H72V141H70ZM77 142H79V141H77ZM109 142V141H108ZM119 142V139L117 140V142H114V143H118ZM144 142H145V144L147 145H144ZM151 142H153L152 140H151ZM166 143V145H165V143ZM171 142V141H170ZM169 142V143H170ZM200 142H202L203 143V141H199V143ZM213 142H215V140L213 141ZM216 142H218V140L216 141ZM220 142H218V143H220ZM10 143H9V145H10ZM13 143V142H12ZM41 143V142H40ZM46 143V144H47ZM65 143H66V141H65ZM97 143H99V142H97ZM101 143V142H100ZM110 143V142H109ZM108 143V144H109ZM124 143V142H123ZM172 143V142H171ZM190 143H192V142H190ZM194 143V142H193ZM192 143V144H193ZM209 143V142H208ZM207 143V144H208ZM225 143V142H224ZM223 143V144H224ZM2 145H4V144H7V142H5L4 144L3 143H1ZM14 144V145H15ZM31 144H33V143H31ZM31 144L29 143L28 145L32 148V146H31ZM67 144H70V143H67ZM76 144V143H75ZM107 144V143H106ZM107 144V145H108ZM144 146H143V145ZM188 144V143H187ZM186 144V145H187ZM195 144V143H194ZM201 144V143H200ZM215 144V143H214ZM217 144V143H216ZM11 145H13V144H11ZM22 145V146H23ZM25 145H27V144H25ZM36 145H38L37 143H36ZM35 145V146H36ZM48 145V144H47ZM77 145V144H76ZM76 145H74V146H76ZM81 145V144H80ZM79 145V146H80ZM100 145H103V144H100ZM112 145V144H111ZM110 145V146H111ZM116 145V144H115ZM114 145V146H115ZM165 145V146H164ZM185 145V144H184ZM183 145V146H184ZM190 145V144H189ZM199 145V144H198ZM206 145V144H205ZM209 145V144H208ZM35 146H33L34 148H35V150H36V147ZM49 146V145H48ZM47 146V147H48ZM66 146V145H65ZM68 146V145H67ZM81 146H84L83 144L81 145ZM87 146V145H86ZM88 146L90 147V149H92V150H90L89 148V152H90V156H91V159L90 160H93V159H96V160H94V161H97V159L99 160V161H101L102 160V162L103 161H105V160H107L109 157H107V156H109L108 154H107V156H103V155H106L104 152L103 153H100L99 154V151H100V149H98V147L96 146H94L93 145V148L88 144ZM168 146H169V144H168ZM180 146H181V144H180ZM200 146V147H199ZM198 147H199V150L201 149V145H199ZM216 146V145H215ZM221 146V145H220ZM254 146V147H255ZM5 147H7V151H8V148L9 149H11L10 150V152L13 150L12 148H10V147H8V146H5ZM24 147H26V149H27V151H28V148H27V146H24ZM29 147V148H30ZM59 147V146H58ZM70 147H71V145H70ZM70 147L68 146V148L70 149ZM101 147H104V146H101ZM107 146L105 145V148H106ZM109 147V146H108ZM112 148H113V145L111 146ZM111 147H110V149H111ZM171 147V146H170ZM191 147V146H190ZM195 147V146H194ZM209 147V146H208ZM222 147V146H221ZM243 147V148H242ZM16 148V146L14 147V149ZM34 148H32L33 150H34ZM52 148V147H51ZM104 148V149H105ZM130 148H132V149H130ZM172 148H173V146H172ZM176 148V147H175ZM185 148V147H184ZM207 148V147H206ZM50 149V148H49ZM78 149V148H77ZM83 149V148H82ZM81 148H80V150H82ZM85 149H86V147H85ZM103 148H102V151L104 150ZM108 149V148H107ZM149 149V150H148ZM170 149V148H169ZM191 149V148H190ZM195 149V148H194ZM193 149V150H194ZM203 149V148H202ZM213 149V148H212ZM223 149V148H222ZM3 151H4V149H2ZM18 150V149H17ZM51 150V149H50ZM106 150V149H105ZM112 150V149H111ZM113 150H115V149H113ZM131 150V151H130ZM137 150V151H136ZM164 150H166V151H168L167 150V148L165 149L164 148ZM176 150V149H175ZM174 150V151H175ZM183 150V149H182ZM193 150H191V151H193ZM199 150H197V151H199ZM217 150V149H216ZM224 150H226V149H224ZM223 150V151H224ZM233 150V149H232ZM238 150H240V149H238ZM238 150H234V151H231V152H234L235 154H237L236 153V151L238 152ZM21 151H24V150H22L21 149ZM26 151V150H25ZM31 151V150H30ZM38 151V150H37ZM68 151V150H67ZM86 151V150H85ZM106 151H108V150H106ZM110 151V150H109ZM108 151V152H109ZM166 151H164V153L166 152ZM170 151V150H169ZM191 151H188V152H191ZM195 151H196V149H195ZM196 151V152H197ZM201 151V150H200ZM210 151H211V149H210ZM218 151V150H217ZM228 151H229V149H228ZM5 152V151H4ZM9 152V153H10ZM14 152V151H13ZM19 152V151H18ZM18 152H16V149H15V154H16V156L18 155ZM29 152V151H28ZM34 153H35V151H33ZM32 152V153H33ZM41 152V151H40ZM75 152H76V150H75ZM89 152H87V153H85V154H88ZM112 152V151H111ZM134 152V153H135ZM162 152V154H164L163 153V151H161ZM171 152H173V151H171ZM176 152V151H175ZM202 152V151H201ZM200 152V153H201ZM204 152V151H203ZM206 152V151H205ZM209 152V151H208ZM218 152H220V151H218ZM241 152V153H242ZM247 152V153H248ZM255 152V151H254ZM12 153V152H11ZM14 153H12V155H14L15 156V154ZM21 153V152H20ZM24 153V152H23ZM58 153V152H57ZM63 153V152H62ZM68 153V152H67ZM81 153V152H80ZM133 153V154H134ZM141 153L142 154H144V155H141ZM149 153H147L148 155H149ZM169 153V152H168ZM195 153V152H194ZM199 153V152H198ZM199 153V154H200ZM210 153V152H209ZM213 153V152H212ZM227 153V152H226ZM247 153H244V154H242V155H240L239 154V156L242 158V157H244V155H246ZM25 154H26V152H25ZM24 154V155H25ZM37 154H39V152L37 153ZM42 154V153H41ZM40 154V155H41ZM56 154V153H55ZM76 154V153H75ZM83 154V153H82ZM93 154H94V157H93ZM152 154V153H151ZM154 154V153H153ZM158 154H161V153H158ZM173 154H174V152H173ZM184 155H186L185 153H183ZM197 154V153H196ZM203 154H205V155H207L206 153H203ZM43 155V154H42ZM50 155V154H49ZM64 155V154H63ZM70 155V154H69ZM79 155V154H78ZM81 155V154H80ZM114 155V156H113ZM126 155H128V157L126 156ZM132 155V154H131ZM135 155V154H134ZM147 155V156H148ZM175 155V154H174ZM201 156H203L202 154H200ZM199 155V156H200ZM213 155H215L214 153H213ZM249 155V156H250ZM7 156V155H6ZM9 156H10V154H9ZM8 156V157H9ZM19 156H20V154H19ZM33 156V155H32ZM38 157H39V155H37ZM55 156V155H54ZM60 156V155H59ZM76 156V155H75ZM83 156H84V154H83ZM101 156H103L104 157V160H103V157H101ZM143 156H144V158H143ZM151 156V155H150ZM153 156H157V155H153ZM161 156V155H160ZM168 156V155H167ZM209 156H211V154L209 155ZM228 156H231V155H228ZM235 156V155H234ZM237 156V155H236ZM239 156H237V158L239 157ZM12 157V156H11ZM28 157V156H27ZM27 157H26V159H27ZM41 157V156H40ZM42 157H44V156H42ZM96 157V158H95ZM105 157H107L106 159H105ZM131 157V156H130ZM133 157V156H132ZM149 157V156H148ZM158 157H159V155H158ZM161 157H163V156H161ZM169 157H171V156H169ZM177 157H179V159H180V154H179V156L177 155ZM193 157H194V154H193ZM192 157V158H193ZM196 157V156H195ZM220 157V156H219ZM223 157V156H222ZM224 157H226V155L224 156ZM233 157V156H232ZM246 157H248L247 155L244 157V158H242V159H248V158H246ZM1 158V157H0ZM19 158V157H18ZM29 158V157H28ZM33 158V157H32ZM37 158V157H36ZM79 158V157H78ZM82 158V157H81ZM84 158H86V157H84ZM90 158V157H89ZM88 158V159H89ZM136 159H137V157H135ZM155 158H157V157H155ZM173 158V157H172ZM185 158V157H184ZM190 158V157H189ZM189 158H187L188 160H189ZM192 158H190V159H192ZM250 158H253V156L252 157H250ZM11 159V158H10ZM9 158H8V160H10ZM13 159V158H12ZM16 159H17V157H16ZM20 159H22V158H20ZM25 159V158H24ZM38 159V158H37ZM41 159H43V158H40L39 160H41ZM46 159V157L44 158V160ZM48 159V158H47ZM49 159L50 160H52V158L49 156ZM83 159V158H82ZM110 159L108 160V162L110 161ZM121 159V160H120ZM130 159V158H129ZM136 159L134 160V161H136ZM165 159H167V158H165ZM165 159H163V160H165ZM175 158H173V160H174ZM186 159V158H185ZM194 159V158H193ZM193 159H192V161H193ZM201 159H202V157H201ZM201 159L199 160V161H201ZM207 159V158H206ZM208 159H210L209 157H208ZM213 159V158H212ZM212 159H210V160H212ZM218 159V158H217ZM219 159H221V158H219ZM7 160V161H8ZM18 160V159H17ZM17 160H16V162H17ZM23 160V159H22ZM39 160H38V162H39ZM84 161L83 162H85V159H83ZM89 160V161H90ZM128 160V159H127ZM139 160V159H138ZM154 160L155 159H153V161H150V159H149V161L150 162H153L154 163ZM158 160V159H157ZM156 160V161H157ZM235 160V159H234ZM13 161H14V159H13ZM19 162H22V161H20V160H18ZM30 161V160H29ZM32 161V160H31ZM41 161H43V160H41ZM49 161V160H48ZM69 161V160H68ZM67 161V162H68ZM82 161V160H81ZM129 162H131L130 160H128ZM134 161H133V163H134ZM147 161V160H146ZM179 161H182V159L181 160H179ZM220 161V160H219ZM231 161V160H230ZM10 162V161H9ZM34 162H37V161H34ZM44 162V161H43ZM118 162H116V163H118ZM129 162H127V163H129ZM160 162H161V158H160ZM166 162V161H165ZM165 162H162V163H165ZM169 162V161H168ZM176 162V161H175ZM178 162V161H177ZM176 162V163H177ZM185 162V161H184ZM184 162H182V164L184 163ZM205 162H208V161H205ZM243 162V161H242ZM241 162V163H242ZM251 162V163H250ZM25 163H26V161H25ZM24 163V164H25ZM90 163V162H89ZM95 163V162H94ZM98 163V162H97ZM97 163H95L96 165H97ZM106 164H107V162H105ZM104 163V164H105ZM114 164L113 166H115V165H117V164ZM124 163V162H123ZM125 163H126V160H125ZM132 163V162H131ZM131 163H129V164H131ZM138 163V165L137 166H139V162H137ZM143 163V162H142ZM156 163V162H155ZM155 163H154V165H155ZM158 163V162H157ZM170 163V162H169ZM168 163V164H169ZM176 163H175V165H176ZM189 163H190V161H189ZM193 163V162H192ZM203 163V162H202ZM208 163H210V162H208ZM208 163H206V164H208ZM213 163V162H212ZM222 163V162H221ZM244 163V162H243ZM246 163H245V165H246ZM11 164V163H10ZM10 164H8V165H10ZM71 164V163H70ZM87 164H88V162H87ZM92 164H93V162H92ZM100 164V163H99ZM112 164V163H111ZM111 164H109L108 163V165H111ZM129 164H128V166H129ZM135 164V163H134ZM148 164H149V162H148ZM166 164V163H165ZM173 164H174V162H173ZM178 164H179V162H178ZM186 164V163H185ZM188 164V163H187ZM194 164H195V162H194ZM205 164V163H204ZM239 164H240V162H239ZM13 165H14V163H13ZM22 166V163L21 164H19V166ZM26 165V164H25ZM24 165V167H22L24 170H25V167H29V166H25ZM35 165H36V163H35ZM38 165V164H37ZM66 165V164H65ZM89 165V164H88ZM101 165V164H100ZM122 165V164H121ZM120 164H119V166H121ZM142 165V164H141ZM157 165V164H156ZM197 165V164H196ZM203 165V164H202ZM210 165V164H209ZM238 165V164H237ZM0 166H1V164H0ZM3 166H5V165H3ZM3 166H1V167H3ZM7 166V165H6ZM10 166H12V165H10ZM15 166H18V164L17 165H15ZM18 166V168L17 169H19L20 167ZM41 166V167H40ZM39 167L40 168H42V164L40 165ZM55 166V165H54ZM79 166V165H78ZM93 166H95V165H93ZM97 166H99V165H97ZM97 166H95V167H97ZM143 166V165H142ZM146 166V165H145ZM157 166H160V164L159 165H157ZM165 166V165H164ZM169 166V165H168ZM179 166V165H178ZM195 166V165H194ZM193 166V169L195 168ZM198 166V165H197ZM204 166V165H203ZM207 166V165H206ZM212 166V165H211ZM234 166V165H233ZM238 166H241V165H238ZM13 167V166H12ZM11 167V168H12ZM36 167V166H35ZM67 167V166H66ZM85 167V166H84ZM87 167V166H86ZM89 167H92V165H90ZM102 167H104V165L102 166ZM101 167V168H102ZM111 167V166H110ZM118 167V166H117ZM124 166H122V168H123ZM130 167V166H129ZM134 167V166H133ZM150 167V166H149ZM160 167H162V166H160ZM173 167H175V166H173ZM190 167V166H189ZM198 167H200V166H198ZM209 167V166H208ZM207 167V168H208ZM231 167V166H230ZM6 168H8V167H6ZM16 168V167H15ZM30 168V167H29ZM34 168V167H33ZM69 168V167H68ZM99 168V167H98ZM107 168V167H106ZM152 168V167H151ZM164 168V167H163ZM180 168V167H179ZM178 168V169H179ZM190 168H192V165H191V167ZM205 168V167H204ZM229 168V167H228ZM233 168V167H232ZM237 168H239V167H237ZM244 168V169H243ZM10 169V168H9ZM16 169V170H17ZM27 169V168H26ZM71 169V168H70ZM73 169V168H72ZM76 169V168H75ZM81 169V168H80ZM87 169V168H86ZM89 169V168H88ZM92 169V168H91ZM95 169V168H94ZM127 169H128V167H127ZM131 169V168H130ZM133 170L135 169V167L134 168H132ZM143 169V168H142ZM147 169V168H146ZM155 169V168H154ZM159 169V168H158ZM170 169V168H169ZM175 169V168H174ZM196 169H197V167H196ZM2 170V169H1ZM3 170H5V169H3ZM20 170H22L21 168L19 169V173L20 172H22V171H24V170H22V171H20ZM28 170V169H27ZM36 170H38V169H36ZM35 170V171H36ZM52 170V169H51ZM57 170V169H56ZM62 170H63V168H62ZM65 170V169H64ZM77 170H79V168L77 167ZM76 170V171H77ZM104 170V169H103ZM121 170V169H120ZM138 170V169H137ZM137 170H136V172H137ZM141 170V169H140ZM143 170H145V169H143ZM148 170H150V168L148 169ZM157 170V169H156ZM163 170V169H162ZM180 170V169H179ZM179 170H174L175 172H177V171H179ZM189 168L186 170L187 172H185L184 171V173L186 174L187 173V175H188V173H189V171H191V170H189ZM202 170V169H201ZM236 171H238V169H235ZM10 171V170H9ZM8 171V172H9ZM32 171H33V169H32ZM35 171H33V173L35 172ZM44 172L45 171H47L46 169L45 170H43ZM75 171V170H74ZM82 171H83V169H82ZM125 171H126V169H125ZM130 171V170H129ZM139 171V170H138ZM163 171H166V170H163ZM170 171V170H169ZM171 171H173L172 170V168H171ZM173 171V172H174ZM198 171V170H197ZM196 170H195V172H197ZM200 171V170H199ZM203 171H204V169H203ZM12 172H14V174H18V171L16 172V171H12ZM12 172L10 173V175L12 174ZM25 173H29V171H24ZM24 172H22L21 174H24ZM41 172V171H40ZM50 172V171H49ZM58 172V171H57ZM59 172H61V171H59ZM72 172V171H71ZM79 172V171H78ZM95 172V171H94ZM102 172H104V171H102ZM111 172V171H110ZM202 172V171H201ZM201 172H200V174H201ZM7 173V171L4 173L5 175H7V176H9L8 174H6ZM43 173V172H42ZM47 173V172H46ZM53 173V172H52ZM73 173H75V172H73ZM81 173V172H80ZM84 173V172H83ZM123 173H124V171H123ZM129 173V172H128ZM127 173V174H128ZM133 173V172H132ZM159 173V172H158ZM157 173V174H158ZM180 173V172H179ZM183 173V172H182ZM191 173H193V172H191ZM218 173V172H217ZM21 174L20 175H18V176H21ZM36 173H34V174H32L33 175V177H34V175H35ZM37 174H39V172H37ZM44 174V173H43ZM53 174H57L56 172L55 173H53ZM64 175H66L65 174V171H64V173H63ZM62 174V175H63ZM117 174V173H116ZM125 174V173H124ZM126 174V175H127ZM145 174V173H144ZM163 174V173H162ZM203 174H204V172H203ZM0 175H2L1 173H0ZM13 175V174H12ZM27 176H28V174H26ZM50 175V174H49ZM60 175H61V173H60ZM72 175V174H71ZM74 175H76V174H74ZM109 175V174H108ZM112 175V174H111ZM121 175V174H120ZM123 175V174H122ZM133 175H134V173H133ZM152 175V174H151ZM156 175V174H155ZM155 175H154V177H155ZM159 175V174H158ZM170 175V174H169ZM173 175V174H172ZM3 176V175H2ZM1 176V178H5V176H3L2 177ZM16 176V175H15ZM30 176H31V174H30ZM44 176H46V174L44 175ZM113 176V175H112ZM118 176V175H117ZM132 176V175H131ZM165 176H166V174H165ZM171 176V175H170ZM176 176V175H175ZM181 176V177H182ZM210 176H212V175H210ZM11 177V176H10ZM24 178H25V174H24V176H23ZM32 177V178H33ZM39 177V176H38ZM58 177V176H57ZM86 177V176H85ZM115 177V176H114ZM150 177V176H149ZM152 177V176H151ZM159 177H161V175H159ZM0 178V179H1ZM17 178V177H16ZM42 178V177H41ZM59 178V177H58ZM65 178V177H64ZM91 178V177H90ZM98 178V177H97ZM128 178V177H127ZM140 178V177H139ZM158 178V177H157ZM166 178H167V176H166ZM186 178H187V176H186ZM204 178V179H203ZM7 179V178H6ZM12 179H14V181H12V182H10V183H16L17 181L15 180V178L13 177ZM19 179H21L22 180V178H18V180ZM27 179H28V177H27ZM26 179V180H27ZM135 179H137V178H135ZM141 179V178H140ZM152 179H153V177H152ZM160 179V178H159ZM178 180V182H177V180ZM219 179V178H218ZM1 180H3V179H1ZM8 180H11V178H9ZM25 180V179H24ZM33 180H34V178H33ZM71 180H72V178H71ZM96 180V179H95ZM131 180V179H130ZM156 180V179H155ZM154 180V181H155ZM161 180V179H160ZM164 180H166V179H164ZM172 180V181H171ZM175 180V181H174ZM211 180V179H210ZM16 181V182H15ZM23 181V180H22ZM29 181V180H28ZM127 181V180H126ZM129 181V180H128ZM159 181V180H158ZM174 181V182H173ZM207 181V180H206ZM212 181V180H211ZM214 181V180H213ZM9 182H7L8 184H9ZM73 182H75V181H73ZM72 182V183H73ZM108 182V181H107ZM152 182V181H151ZM150 182V183H151ZM209 182V181H208ZM215 182V181H214ZM2 183V182H1ZM4 183V182H3ZM12 184V185H15V184ZM22 183V182H21ZM20 183V184H21ZM94 183H95V181H94ZM125 183V182H124ZM148 183V182H147ZM156 183H158V182H156ZM160 183H161V181H160ZM218 183V184H219ZM17 184V183H16ZM74 184V183H73ZM79 184V183H78ZM78 184H76L75 183V185H78ZM97 184V183H96ZM152 184V183H151ZM162 184V185H163ZM4 185V184H3ZM23 184H21V186H22ZM81 185V184H80ZM79 185V186H80ZM98 185V184H97ZM96 185V186H97ZM100 185V184H99ZM123 185V184H122ZM158 185H159V183H158ZM6 186V185H5ZM8 186V185H7ZM6 186V187H7ZM10 186V185H9ZM18 186H19V183H18ZM83 186V185H82ZM86 185H84V187H85ZM93 186H95V185H93ZM95 186V187H96ZM106 186H107V184H106ZM115 186V185H114ZM117 186V185H116ZM205 186V187H204ZM4 187V186H3ZM11 187V186H10ZM13 187V186H12ZM11 187V188H12ZM16 187H17V185H16ZM15 187V188H16ZM72 187V186H71ZM77 187V186H76ZM83 187V188H84ZM203 187V188H202ZM208 187V186H207ZM261 189H260V188ZM5 188V187H4ZM17 188H19V187H17ZM69 188H70V186H69ZM75 188V187H74ZM80 188V187H79ZM87 188H88V186H87ZM86 188V189H87ZM92 188H94V187H92ZM91 188V189H92ZM145 188V187H144ZM151 188V187H150ZM255 188H257V191L255 192V194H257V193H260V194H257L256 196H254V198H252L251 196H253V194H254V192H253V194H250ZM2 189V188H1ZM5 189H8V188H5ZM4 189V190H5ZM72 189V188H71ZM78 189V188H77ZM140 189V188H139ZM157 189V188H156ZM262 190L261 192H258V191H260V190ZM60 190V189H59ZM68 190V189H67ZM79 190L80 189H78V192H79ZM147 190V189H146ZM149 190V189H148ZM151 190V189H150ZM252 190V191H251ZM69 191V190H68ZM73 191H76V189L75 190H73ZM81 191H82V189H81ZM137 191V190H136ZM135 191V192H136ZM143 191V190H142ZM163 191H165V190H163ZM219 191V192H218ZM243 192V191H245V194L244 193H242V194H244L245 196V198L243 197V196H241L238 192ZM251 191V192H250ZM1 192V191H0ZM141 192V191H140ZM155 192V191H154ZM160 192V191H159ZM204 192H205V195H204ZM215 192H217V193H215ZM2 193V192H1ZM4 193V192H3ZM69 193V192H68ZM71 193H73L72 191H71ZM77 193V192H76ZM81 193V192H80ZM79 193V194H80ZM129 193V192H128ZM142 193V192H141ZM162 193V192H161ZM203 193V194H202ZM214 193L216 194V195H214ZM238 193V194H237ZM13 194V193H12ZM136 194V193H135ZM143 194V193H142ZM237 194V195H236ZM69 195H70V193H69ZM74 195V193L72 194V195H70L71 197ZM144 195V194H143ZM147 195V194H146ZM238 195H240L241 197L240 198H244L243 200H242V203H241V201H240V205H239V202L238 201H236V199H239L240 200V198H237V197H239ZM249 195H251L250 197L252 198L249 202H248V200L249 199H247L248 197H249ZM2 195H0V197H1ZM3 196H5V194L3 195ZM2 196V197H3ZM75 196V195H74ZM79 196V195H78ZM82 196V195H81ZM125 196V195H124ZM145 196V195H144ZM159 196V195H158ZM127 197V196H126ZM126 197H125V199H126ZM137 197V196H136ZM143 197V196H142ZM148 196H146V198H147ZM13 198V197H12ZM70 198V197H69ZM114 198V197H113ZM124 198V197H123ZM154 198V197H153ZM3 199V198H2ZM1 199V200H2ZM88 199V198H87ZM142 199V198H141ZM140 199V200H141ZM150 199L151 198H149V204L148 205H150V203L152 202V201H150ZM4 200V199H3ZM2 200V201H3ZM111 200V199H110ZM113 200V199H112ZM123 200V199H122ZM127 200V199H126ZM126 200H124L125 202H127ZM152 200H154V199H152ZM164 202H167V203H162V201ZM204 200H206V203L204 202ZM2 201H0V202H2ZM11 201V200H10ZM70 201H71V199H70ZM118 201H120L119 199L117 200V205H118ZM132 201H133V199H132ZM134 201H136V200H134ZM143 202H144V204H145V200L143 199L142 200ZM148 201V200H147ZM203 202L204 204H203V206H199V208H200V210H202L203 209V207H204V209L202 210V211H198L199 210V208H198V205H197V207H195L194 209H196V210H194V209H192L193 207V205H195V204H198V203H195V202ZM14 202V201H13ZM18 202V201H17ZM68 201H66V203H67ZM111 202V201H110ZM116 202V201H115ZM141 202V201H140ZM142 202V203H143ZM155 202V203H156ZM199 202V203H200ZM236 202L238 203V205H239V209H240V211H236V208H237V205H236ZM65 203V202H64ZM65 203V204H66ZM69 203V202H68ZM70 203H72V202H70ZM131 203V202H130ZM135 203V202H134ZM147 203V202H146ZM159 203H162L163 205L165 204L166 206H164V209H163V207L162 206H160L161 204H159ZM195 203V204H194ZM74 204V202L71 204V205H73ZM112 204V203H111ZM125 204V203H124ZM136 204H139V202H136ZM151 204H153V203H151ZM158 204H159V206H158ZM11 205V204H10ZM122 205V204H121ZM128 205V204H127ZM135 205V204H134ZM142 205V204H141ZM202 205V204H201ZM236 205V206H235ZM12 206V205H11ZM70 206V205H69ZM69 206H67L68 207V209H69ZM79 206V205H78ZM120 206V205H119ZM119 206H118V208H119ZM124 205H122V207H123ZM168 206H170V208L168 207ZM235 206V207H234ZM121 207V208H122ZM129 207V206H128ZM128 207H126V208H128ZM133 207H136L137 209L139 208V207H137L136 205L135 206H133ZM141 207V206H140ZM144 207V206H143ZM142 207V208H143ZM145 207H146V204H145ZM153 207V206H152ZM166 207H168V208H166ZM174 209H173V208ZM235 209H234V208ZM242 208V210H241V208ZM24 209H25V207H23ZM65 208V207H64ZM72 208V207H71ZM80 208V207H79ZM117 208V207H116ZM117 208V209H118ZM121 208H120V210H121ZM147 208V207H146ZM154 208V207H153ZM166 208V209H165ZM238 208H237V210H238ZM65 209H67V208H65ZM115 209V208H114ZM130 209V208H129ZM128 209V210H129ZM132 209H134V208H132ZM141 209V208H140ZM171 209H173V210H171ZM192 209V210H191ZM30 210V209H29ZM32 210V209H31ZM72 210V209H71ZM122 210H124V209H122ZM121 210V211H122ZM139 210V209H138ZM145 210V209H144ZM148 210V209H147ZM167 210H170V211H168V213H167ZM21 211V210H20ZM27 211H28V208H27ZM68 211V210H67ZM80 211V210H79ZM117 211V210H116ZM119 211V210H118ZM131 210H129V212H130ZM139 211H142L143 212V210H139ZM139 211H137V212H139ZM166 211V212H165ZM24 212V211H23ZM36 212V214L35 215H37V211H35ZM63 212H66V211H64L63 210ZM112 212H113V210H112ZM115 212V211H114ZM132 212H133V210H132ZM202 212V213H201ZM77 213H79V212H77ZM116 213V212H115ZM140 213V212H139ZM156 213H157V215H156ZM22 214H24V213H22ZM29 214V213H28ZM31 214H32V212H31ZM82 214V213H81ZM80 214V215H81ZM104 214V215H103ZM110 214V213H109ZM114 214V213H113ZM117 214V213H116ZM122 214H123V212H122ZM128 214V212L126 213V215ZM131 214V213H130ZM130 214H128V215H130ZM143 214H145L144 212L142 213V215ZM148 214H149V212H148ZM235 214H236V216H235ZM71 215H73V213L71 214ZM101 215V214H100ZM102 217H106L107 216V214L105 215V213H102ZM120 215V214H119ZM132 215H133V213H132ZM136 215H138L139 216V214L138 213H136ZM135 215V217H137ZM141 215V214H140ZM146 215V214H145ZM198 215H200L201 217H199ZM15 216V215H14ZM17 216V218H18V216L19 215H16ZM16 216H15V218L14 219H16ZM23 217H24V215H22ZM28 215L26 214V221H27V219L28 218H30V216L29 217H27ZM81 216H85L84 214H82ZM98 216V215H97ZM110 216V215H109ZM12 217V216H11ZM32 217V216H31ZM99 217V216H98ZM97 217V218H98ZM101 217V218H102ZM111 217H112V215H111ZM110 217V218H111ZM124 217H120L122 220H123V218ZM133 217V216H132ZM135 217H134V219H135ZM140 217V216H139ZM142 217V216H141ZM140 217V218H141ZM10 218V217H9ZM33 218L34 217H32V219L31 220H33ZM70 218V217H69ZM68 218V219H69ZM71 218H78V215H77V217H76V214H75V216L74 217H71ZM80 218V217H79ZM85 218H86V216H85ZM85 218H83V219H85ZM113 218V217H112ZM146 218H147V216H146ZM153 218L154 220H152L151 221V219ZM83 219H81V220H83ZM86 219H88V218H86ZM107 219V218H106ZM118 219H119V217H118ZM117 219V220H118ZM125 219V218H124ZM142 220H144V218L142 217L141 218ZM141 219H138V220H140V223H141ZM18 220V219H17ZM30 222H33V221H35V220H33V221H31L30 219H28ZM40 220V219H39ZM65 220V219H64ZM64 220H62V221H64ZM74 219H72V221H73ZM79 220V219H78ZM105 219H103V222H104V224H105V222H106V220L104 221ZM110 220H112V219H110ZM109 220V221H110ZM120 220V219H119ZM122 220H120V222L122 221ZM126 220V219H125ZM156 220V221H155ZM60 221V220H59ZM69 221V220H68ZM68 221H67V223H68ZM96 220H94V222H95ZM101 221V220H100ZM108 221V222H109ZM115 221H116V219H115ZM144 221V222H145ZM12 222H14V221H12ZM75 221H73V223H74ZM81 222V221H80ZM79 222V223H80ZM84 222V221H83ZM93 222V221H92ZM93 222V224H95ZM119 222V223H120ZM123 222V223H124ZM133 222V223H132ZM144 222H142L143 224H144ZM15 223V222H14ZM29 223V222H28ZM61 223H63V222H61ZM69 223H70V221H69ZM78 223V224H79ZM84 223H86V224H88V223H90L91 225H92V223L91 222H84ZM83 223V224H84ZM110 223V222H109ZM112 223H113V220H112ZM122 223V224H123ZM138 223V222H137ZM141 223V224H142ZM13 224V223H12ZM12 224H11V226H12ZM29 224H31V223H29ZM41 224V223H40ZM65 224H66V221H65ZM71 225H72V223H70ZM77 224V223H76ZM86 224H84V225H86ZM90 224H89V227H90ZM100 224H101V222H100ZM104 224H102L103 226H104ZM135 224V223H134ZM142 224V225H143ZM27 225V224H26ZM34 225V224H33ZM32 225V229L35 227V226H33ZM37 225H39V224H37ZM44 226L46 225V224H43ZM55 226V224H52V226ZM58 225H60L59 223H58ZM74 225V224H73ZM105 225H107V224H105ZM137 224H135V226H136ZM138 225H140V224H138ZM42 226V225H41ZM53 226V227H54ZM62 226H64V225H62ZM78 226V225H77ZM81 226V225H80ZM98 226H99V223H98ZM114 226V227H115ZM132 226V227H131ZM144 226V225H143ZM13 227V226H12ZM38 227H40V225L38 226ZM46 227H47V225H46ZM46 227H45V230H47L46 229ZM48 227H49V225H48ZM53 227H52V229H53ZM58 226H56L55 228H57ZM69 227V226H68ZM72 226H70L68 229H70V230H72V228H71ZM73 227H76L75 225L73 226ZM82 227V226H81ZM99 227H101V226H99ZM109 227V226H108ZM107 227V228H108ZM112 227V226H111ZM111 227H109V228H111ZM127 227H130V230L131 231H129L128 229H127ZM0 228H1V226H0ZM36 228V227H35ZM42 228H43V226H42ZM51 228V227H50ZM49 228V229H50ZM54 228V229H55ZM65 228H67L66 227V225H65ZM78 228H79V226H78ZM77 228V229H78ZM84 228V227H83ZM88 228V227H87ZM93 229H94V227H92ZM92 228H91V230H92ZM103 227H101V231L103 230L102 229ZM106 228V229H107ZM143 228V227H142ZM13 228H11V229H9L10 231L12 230ZM15 229V228H14ZM29 229V228H28ZM39 229H41V228H39ZM38 229V230H39ZM51 229V230H52ZM59 229V228H58ZM62 229V228H61ZM74 229V228H73ZM77 229H74V231L73 232H76V230ZM85 229V228H84ZM95 229H96V231H98L97 230V228H96V225H95ZM16 230V229H15ZM30 230H31V227H30ZM29 230V231H30ZM45 230H42L41 229V231L43 232V231H45ZM64 228H63V231L62 232H64ZM69 230V232H70V235L72 234L73 235V233H71L72 231H70ZM80 230H81V228H80ZM89 230V229H88ZM111 230V229H110ZM113 230H114V228H113ZM112 230V231H113ZM146 230V231H145ZM222 230V231H221ZM28 231V230H27ZM28 231V232H29ZM54 232H57L56 231V229L55 230H53ZM52 231V232H53ZM59 231V230H58ZM67 230H65V232H66ZM85 231V230H84ZM83 231V232H84ZM95 231V230H94ZM103 231H105V230H103ZM107 232H108V230H106ZM106 231H105V233H106ZM126 231V232H125ZM129 232V234L131 233V232H133V233H131L132 235L131 236H129V234H127L126 235V233H128ZM224 231H225V233H224ZM2 232H3V230H2ZM1 232V233H2ZM34 232H36V231H34ZM39 232H40V230H39ZM47 232H49V231H47ZM46 232V233H47ZM51 232V233H52ZM53 232V233H54ZM59 232H61V231H59ZM59 232H57L58 234V236L61 234H59ZM65 232L63 233V234H65ZM68 231H67V235H69L68 233H69ZM82 231H80V233H74V234H78L77 236H79V234H81V233H83ZM87 232V234L89 233L88 231H86ZM92 232H93V230H92ZM110 232H111V235L109 236V234H110ZM125 232V233H124ZM143 232H145L144 233V235L142 234ZM222 232H223V235H222ZM1 233H0V235H1ZM8 233V232H7ZM13 233H15V232H13ZM22 233V232H21ZM24 233V232H23ZM22 233V234H23ZM25 233H26V231H25ZM24 233V234H25ZM30 233V232H29ZM37 233V232H36ZM45 233V234H46ZM53 233H52V237L51 236H48V237H50V247H49V245L48 244H45V246L46 245H48V247L49 248H47V250H46V248H45V250L44 249H42V250H44V252L45 251H47V253H49L52 257H53V259H52V257H50L51 259H50V262L51 263H53V264H56V261L55 260H58V259H60L61 258V256L59 255L60 254V251H61V253H63V251H64V253L65 252H67L68 251V248H69V250L70 249H72V250H74L75 249V253H76V249L78 248V246L77 245H75V248L71 245V243L72 242H75V241H72V240H69L70 238H72V236H68L69 237V241L67 240V238L65 237L66 236V234L65 235H60V237H58L55 233H54V236H53ZM91 233V232H90ZM96 234H99L100 233V235H102V233L101 232H95ZM220 233V235H222V236H220V235H218ZM10 234V233H9ZM9 234H7V236L9 235ZM12 234V233H11ZM17 234V236H18V234L20 235V233H16ZM21 234V235H22ZM27 235H28V233H26ZM40 234H41V232H40ZM44 233L42 234L43 236L45 235ZM49 234V233H48ZM85 235H87L86 233H84ZM96 234H95V236H96ZM103 234H104V232H103ZM143 236H142V235ZM228 234V235H227ZM2 235H4V233H2ZM20 235V236H21ZM32 235V234H31ZM34 235V234H33ZM36 235V234H35ZM38 235L39 234H37V236L36 237H38ZM42 235H41V239L40 240H42L43 241V239H44V237H43V239H42ZM89 235V234H88ZM94 235V234H93ZM105 235V234H104ZM114 235H116V236H114ZM124 235V236H123ZM227 235V236H226ZM6 236V235H5ZM6 236V237H7ZM12 236L13 235H11L10 236V238H12ZM16 236V235H15ZM25 236V235H24ZM29 236H30V234H29ZM40 236V235H39ZM56 236V238H54ZM75 236V235H74ZM81 236H84V235H81ZM81 236H80V239H82L81 238ZM92 236V235H91ZM148 236H149V238H148ZM220 236V237H219ZM0 237H2V236H0ZM22 237V236H21ZM20 237V238H21ZM35 237V236H34ZM58 237V238H57ZM63 237H65V238H63ZM94 236H92V238H93ZM96 237H98V236H96ZM96 237H94V238H96ZM101 237V236H100ZM103 237V236H102ZM105 237H103V239L105 238ZM224 237V238H223ZM4 238V237H3ZM2 238V239H3ZM9 238V237H8ZM8 238H6V239H8ZM9 238V239H10ZM30 238H32V236H30ZM53 238V241L51 240ZM77 238V237H76ZM76 238H74V240H77ZM85 238H87V236H85L84 237V239ZM88 238H91V237H88ZM129 238H127L128 239V242H130V243H132L130 240H129ZM146 238H148V239H146ZM1 239V240H2ZM5 239V238H4ZM13 239H14V237H13ZM33 239V238H32ZM37 239V238H36ZM38 239H39V237H38ZM99 239H102V238H99ZM103 239L101 240V242L103 241ZM106 239V238H105ZM104 239V240H105ZM21 240H22V238H21ZM35 240V239H34ZM34 240H32L33 242H37L36 240L34 241ZM40 240H38V241H40ZM60 240H63L62 242H60L59 243V241ZM64 240L65 241H67L66 243L64 242ZM86 240H88V239H86ZM90 240V239H89ZM97 240V239H96ZM95 240V241H96ZM113 240V239H112ZM145 240V241H144ZM148 240V241H147ZM5 241V240H4ZM16 241V240H15ZM18 241H19V239H18ZM28 241V240H27ZM47 241V240H46ZM91 241V240H90ZM95 241H92V243L94 242L95 243ZM98 241V240H97ZM106 241V240H105ZM107 241V242H108ZM142 241H143V243H142ZM146 241H147V244H146ZM8 240H7V245H9V244H12V243H9L8 244ZM11 242V241H10ZM20 242V241H19ZM22 242V241H21ZM23 242H24V240H23ZM22 242V243H23ZM47 242H49V240L47 241ZM51 242H52V245H51ZM69 242V243H68ZM79 242V241H78ZM77 241H76V243H78ZM81 242H82V240H81ZM111 242H113V243H111ZM144 242H145V244H144ZM149 242V243H148ZM154 242V243H153ZM5 243V242H4ZM18 243V242H17ZM30 243H32V242H30ZM39 243V242H38ZM38 243H36V245L38 244ZM44 243H46V242H44ZM65 243V244H64ZM103 243H100L101 245L103 244ZM111 243V244H110ZM122 243H124V244H121ZM139 243H141V244H139ZM1 244V243H0ZM13 244H14V242H13ZM16 244V243H15ZM15 244L14 245H12L11 246V248H12V252H13V254L15 255V253H16V256H14L13 254H11L10 252L11 251H9L8 249V253L7 252H5V248L7 247L8 248V246H6V244H5V248H4V252L1 250V247H3V246H0V250L2 251L1 253H0V264H38L41 260H39V262L36 260V262H34L35 261V256H38V255H34L33 253H31V252H26V253H24L23 251L22 252H16V250H20L21 248H23L22 246H21V248H19V249H17L16 247H17V245L19 246V244H16V246H15ZM24 244V243H23ZM25 244H27V243H25ZM35 243H32V245H34ZM57 244H60L58 247H57ZM62 244V245H61ZM80 244V243H79ZM82 244V243H81ZM84 244V243H83ZM100 244H97V245H100ZM114 244V245H113ZM116 244H119V246H118V248L116 247L117 245ZM127 244H125L126 246H127ZM21 245V244H20ZM30 245L31 244H29L28 245V247L30 248ZM31 245V246H32ZM95 245H96V243H95ZM110 245H113V246H110ZM153 245V246H152ZM14 246H15V248L16 249H13L14 248ZM27 246V245H26ZM25 246V247H26ZM43 246V245H42ZM82 246V245H81ZM81 246H79V252L81 251V249H82V247ZM84 246V245H83ZM93 246V245H92ZM121 246H123V248H125V250H122L123 248L121 247ZM140 246V247H139ZM162 246H164V247H162ZM172 246V247H171ZM85 247V246H84ZM83 247V248H84ZM96 246H94L93 248H95ZM98 248H100V246H97ZM189 247V248H188ZM192 247L193 248H195V249H192ZM197 247V248H196ZM32 248H33V251H34V247L32 246ZM90 248V247H89ZM122 248V249H121ZM144 248V249H143ZM10 249V248H9ZM25 249V248H24ZM85 249H88V247L86 248L85 247ZM117 249H119L120 251L122 250V251H126V253L124 252H120V251H118ZM137 251H136V250ZM6 250V251H7ZM11 250V249H10ZM14 250H15V252H14ZM26 250H28L27 248L25 249V251ZM35 250H36V248H35ZM41 250V249H40ZM67 250V251H66ZM83 250V249H82ZM91 250H92V252H91V254H96L95 252L93 253V251L94 250H96V249H92L91 248ZM98 251H99V249H97ZM151 250V251H150ZM165 250L163 251V252H165ZM28 251H31V250H28ZM37 251V250H36ZM38 251H39V248H38ZM71 251V250H70ZM70 251H68V252H70ZM77 251H78V249H77ZM118 251V252H117ZM35 252V251H34ZM44 252H41V254H39L40 253V251H39V255H43V253ZM72 252V251H71ZM87 252V251H86ZM90 252V251H89ZM88 252V253H89ZM115 252V250L113 251V253ZM119 252H120V254H119ZM139 252V255H140V253H141V250L140 251H138ZM6 253V254H5ZM10 253V254H9ZM37 253V252H36ZM63 253V254H64ZM82 253V258L84 259V261H82V260H77V258L79 259V253H77L76 255H77V258H76V260H75V263H71V264H76L78 261H82L81 262V264L83 263V264H97L96 262H93L92 261V257L91 256H89L90 258H88V259H85V257L87 258L88 257V255L85 253V251H83V252H80V254ZM101 253V252H100ZM100 253L98 252V255H100ZM102 253H101V255L100 256H97V258L99 257V258H101V260L98 262L99 264H100V262H101V264L102 263H105L106 261V259H104L105 257L104 256H102ZM123 253V254H122ZM129 255H128V254ZM141 253V254H142ZM20 254V255H19ZM21 254H23L24 256H26V255H28L29 257H32L31 258V260L29 261V259L27 258V257H23V255L21 256ZM26 254V255H25ZM30 254H33V256H31ZM46 254V253H45ZM67 254V253H66ZM65 254V256H67ZM71 254H73V253H70V255ZM84 254H86V255H84ZM108 254V255H107ZM125 255V256H123L122 257V255ZM172 254V255H171ZM174 254V255H173ZM49 255V256H50ZM62 255V254H61ZM73 255H75V254H73ZM118 255L120 256V257H118ZM133 255H135L134 253H133ZM143 255V254H142ZM153 255V254H152ZM155 255L154 256H152L153 257V259H154V257H155ZM159 255V256H158ZM199 255V256H198ZM46 256V255H45ZM57 256H60V258L58 257L57 258ZM64 256V257H65ZM115 256V257H114ZM126 256V257H127ZM132 256V257H131ZM168 258H167V257ZM171 256H174V259H173V257H171ZM202 257L201 259H204L205 258V260H203L202 262H201V260H200V258L199 257ZM203 256H204V258H203ZM95 257V256H94ZM93 257V260H95L96 261V259L97 258H94ZM102 257H104V258H102ZM113 257H114V259L117 257V259H116V261L114 260L113 261ZM139 258V256H138V253L136 254V259H138ZM140 257H141V255H140ZM148 257V258H149ZM166 257V258H165ZM172 259H171V258ZM34 258V261L32 260ZM47 259L49 258L48 257V255H47V257H46ZM45 258V259H46ZM65 258H67V257H65ZM70 258V257H69ZM118 258H121V259H118ZM170 258V259H169ZM42 259V258H41ZM46 259V260H47ZM64 259V258H63ZM70 259H73V258H70ZM66 260V259H64V260H62V259H60V261H59V264L61 263V260H62V262L64 261V262H66V261H69V262H71V260ZM89 259H91V260H89ZM103 259H104V261L105 262H102L103 261ZM127 259H128V257H127ZM126 259V260H127ZM136 259H133V262H132V260L130 261V262H132L133 264H135V260ZM146 259V258H145ZM145 259H143L142 258V261H143V263H144V260ZM168 261H167V260ZM49 260V259H48ZM138 260H140V258L138 259ZM138 260H137V262L136 263H138ZM156 260V261H157ZM158 260V261H159ZM165 260V261H164ZM171 260H173V261H171ZM200 260V261H199ZM33 261V262H32ZM73 261V260H72ZM107 261L109 262V259H107ZM120 261V262H119ZM129 261H127V263L129 264ZM142 261L140 262L141 264H143L142 263ZM155 260H153L152 261V263L151 264H155V262H154ZM162 261V262H161ZM171 261V262H170ZM44 262V261H43ZM49 262V261H48ZM47 261H46V263L47 264H49ZM64 262H63V264H64ZM80 262H78V263H80ZM105 263V264H110V263ZM116 262V263H117ZM146 262V261H145ZM42 263V262H41ZM45 263V264H46ZM77 263V264H78ZM127 263H125V264H127ZM159 263V262H158ZM171 263V264H172ZM43 264V263H42ZM58 264V263H57ZM67 264V263H66ZM68 264H70V263H68ZM123 264H124V262H123ZM139 264V263H138ZM145 264V263H144ZM147 264H149V262L147 263Z\"/></svg>","mask_w":264,"mask_h":264},{"label":"rangeland","instance_id":"rangeland-1","mask_svg":"<svg viewBox=\"0 0 264 264\" xmlns=\"http://www.w3.org/2000/svg\"><path fill=\"white\" fill-rule=\"evenodd\" d=\"M225 1H226V3H225ZM229 2H233V1H230V0H228ZM227 0H224V2L223 1H219V0H217V2H216V4H217V6L215 5V3H213V5H215V7H211V9H214V10H216L215 11V13L213 12V10H212V14H213V16H214V14L216 15L217 13H219V19H225L224 21L225 22H228V21H226L227 20V18H228V16L230 17L231 15L229 14V15H227V13L230 11L231 12V14L233 13V14H235V13H238V14H240L239 16H238V20H237V22H240V20H241V22L244 24V26L246 27H248V28H250V25H253L254 26V24H256L257 22L256 21H252L251 19L252 18H250L251 16H253L254 14V12L251 10V13L252 14H250L251 16H246V17H244L245 16V14H244V12H243V8H241L239 5H242V4H237L236 6H234L235 4L234 3H232V4H234L233 5V8H232V4H228L227 2H228ZM235 1V0H234ZM239 1V0H238ZM215 2V1H214ZM240 2V1H239ZM235 3H237V1L235 2ZM241 3V2H240ZM210 4H211V2H210ZM224 4V5H223ZM227 5H229L230 6V8H229V6H227ZM211 6V5H210ZM237 6H239V8H241V11H242V13L244 14V16L241 14V12L239 13V12H237V10H240V9H238V7ZM217 7H219L218 9H220V8H222V9H224L225 7L228 9H224L225 11H228L226 14L225 13H222L221 12V14H220V10L222 11V9H220V10H218L217 9ZM224 7V8H223ZM234 8H237V10H235ZM229 9H231V10H229ZM217 10H218V12H217ZM234 10H235V12H234ZM209 11L210 12H208V13H211V10L209 9ZM224 11V12H225ZM169 11H167V13H168ZM173 12H174V10H173ZM173 12H170L172 15H175L176 13H179V12H176V13H174L173 14ZM217 12V13H216ZM180 13H181V11H180ZM190 13L191 12H189L188 14H186V13H184L183 15L185 16H189L190 15ZM182 14V13H181ZM191 14H193L192 15V17H193V19L194 20H196V16H195V13L192 11V13ZM211 14V15H212ZM223 14H225L224 16L225 17H227V18H225L224 16H223V18L221 17ZM238 14H236V15H238ZM176 15H178V14H176ZM180 15V14H179ZM183 15H181L182 16V18L180 17V19H179V21L181 22V24H179L178 22L179 21H176L175 22V24H179L178 25V27H176L177 25H174V28L172 29V27L173 26H170L169 28L167 27H165V26H168V25H166V24H171V25H173L172 23H174L173 21H175V20H177L178 19V17H177V19L175 18L171 23L169 22V21H167V22H169V23H166V22H164L165 23V26H163V29H164V27L166 28V32H168V35H167V33L166 32H164V33H162L164 30L162 29V31H160V33H159V35H163L162 37V39H161V36H160V39L163 41L162 43V45H163V49L162 48H160V46H158L157 44H154L153 42V44H151V45H155V47H151L150 48V50L148 51V49L149 48H147V55H148V52L150 53L147 57H146V55L143 57V54H141V53H143V51L142 50H140L139 52H138V50H137V52H138V54L140 53L141 55H139V56H136V54H134V53H132V52H126L127 54H129V56H127V54H126V56L129 58L128 59V62H129V60H130V62L129 63H131V61H132V63L130 64V66H129V63H127V57L125 56V61H123L124 59H122V63H120V59L118 60L117 58H118V56H116V55H118V54H116L115 56L117 57V58H115V59H111V58H113L114 57V52L115 51H113V50H110L108 53H112V56H109V57H111V58H109V59H111V60H109L107 57V59H108V64H106L105 62L106 61H104V59H106V58H102V61L105 63H103V66L105 65V67H101V68H105L107 71H103V70H101V68H100V70L101 71H103V72H107L108 74H109V76L107 75V73H103V72H101V74L99 73V72H97V73H94L95 71H93V69L95 70V68H93V69H90L91 67H87V69L85 68V67H83L84 69V71L86 70V72H84L85 73V76L82 74L80 77H79V79L80 78H83L82 80H84L85 79V81H88V82H83L81 79H80V81H79V83L78 82H76L75 84L73 83V87L74 88H76V87H78L79 86V84H80V87H81V89L82 88H84V90H81L80 89V87H78V89L79 90H81V92L79 91V90H77V88H76V90H75V92L73 91V88H72V92H70L71 93V95H70V93L67 95V93L65 92H62V91H60L59 90V88L57 89V87H60L61 86V83H63L62 84V88H61V90H64L63 89V87L66 85L65 84V79L63 80V81H61V83H60V81H59V83L57 84V86L56 87H54V86H52V88H56L57 89V91H58V94H56L57 93V91H56V93H55V91H53V89L51 90V88H50V86L48 87V91L49 92H47V93H50V94H46V92H45V95H44V97H46L45 99L46 100H43V95L41 94L42 92H41V90L40 91H38L39 92V94H38V92L36 91L37 89L39 90V88L37 87L36 88V86H32L33 88H30V89H32V90H34V91H36V94L34 93L33 94V96H38V97H35V98H38V99H35L33 96V98L31 99V95L32 94H30V95H28V97L30 98H28V99H24V101H23V98L22 99H12V103L11 102H9V104H14L13 102L15 101L16 102V100L17 101H19L18 103H20V104H17L16 103V105H18L17 106V108H16V106H15V104H14V107H12L13 105H10L9 106V108L8 107H6L7 108V110H5V111H8V113H9V111H10V108H11V114L10 115H12V116H10L9 114H7V119L9 118V121H7V119L5 120V118H6V112H4L3 114H5V118L3 117V114H2V120H3V118H4V120L5 121H2V123L0 122V134L2 133L3 135H0V139L2 140H0V164H1V166H3V165H5V166H3V167H1L0 166V173L3 175V176H5V178H1V176L2 175H0V178L1 179H3V180H1L0 179V191L2 192H0V195H4L5 194V196H1L0 197V201H2L3 199V201L2 202H0V226H1V228H0V233L2 232V230H3V232L2 233H4V235H2V233H1V235L0 236H2V237H0V246H5V244H6V246H8V248L6 247H1V250L4 252V248H5V252H7L8 253V250L9 251H11L10 253L11 254H13V250H12V248H11V246L12 245H14L15 243L16 244H19V246L17 245V249H19V248H21V246L23 247V248H21L20 250H16V252L18 251V252H24V253H26V252H31V253H33L34 255L36 254V255H38V256H35V261H34V258L32 259L34 262H36V260L39 262V260H41L38 264H45L46 263V261L48 262H50V257H52L49 253H47V248H49L50 247V237H48V236H51L52 237V233L54 232L53 230H55L56 229V231L57 232H59V231H61V232H59V234L60 235H65L66 233H67V231L69 232V230L70 229H68L70 226H72L71 228H72V230H70V231H72L71 233H73V235L71 234L70 235V232L68 233L69 235H67L66 234V238H67V240L69 239V237L70 236H72V238H70L69 240H72V241H75V242H72L71 243V245L75 248V245H77L78 246V251H77V249H76V253L74 252L75 251V249L74 250H72V249H70L69 250V248H68V251H70V252H68L67 250V252H65L64 253V251H63V253H61V251H60V256H61V258H60V256H57V258L59 257L60 259H62V260H64V259H66V260H69L70 258H73V259H70L71 260V262H69V261H66V262H64V264H68V263H75V260H76V258H77V253H79V259L77 258V260H82L83 258H82V253L80 254V252H83V251H85V253L88 255V257L86 258L85 257V259H88V258H90L89 256H95L94 258H97V256H100L101 255V253L103 252L104 254H105V250H108L109 248H111V247H109L108 245H105V243L107 244V243H109L110 242V240L111 241H113L114 242V238H112L111 239V237H113L112 235H113V232L115 233L116 231H118V233H120V230H121V228H122V226L125 224V222L127 221V222H129L128 220H130L131 218V220L132 221H135L136 220V218H137V222L135 221L134 223L135 224H137L136 226H135V224L133 223V225H134V227H139L138 228V231H139V229H141V230H143L144 231V228H146V227H148V229L150 230V228H149V226L147 225V224H149V223H151V222H148L147 224H146V222L147 221H150V220H148L149 218H148V216L150 217L151 216V214L150 213H152L153 215H154V211H155V209H156V207H157V203L159 202V201H157L156 202V199H159L160 200V197L162 196H164V194L166 193V186H168L167 184H173V183H171L170 181H169V183H167L168 181V179H169V177H172V178H170V179H174L173 177H175V178H177L178 177V175H179V177H180V180L179 181H181V179L183 178V176H184V178L183 179H185V180H192V181H194L193 179L195 178L194 176H196L198 173V178L200 179L202 176H205L204 178H205V186H206V188H209L210 187V185H212L211 183H213L214 185L216 184V186L215 187H217V189L220 187L221 188V186L223 185H221L220 186V181H224L225 179H223L222 180V176H224V170L227 168V169H230L231 171H235V172H240L239 170H241V167H244L245 168V166L247 167V168H252L253 166H249L248 167V165H247V161H251V160H253L256 156H257V151L256 150H254V151H252V152H250L249 150H250V148H251V150L254 148H256V146L255 145H257V143H255L254 142V144L252 145V146H250L249 147V144H251V143H249L248 144V146H246V147H244L245 149H249L248 151L250 152V153H257L256 155H255V157H254V155H252L253 156V158H250V157H252L250 154H249V152L247 153V152H242L243 150H245V149H241L240 147L239 148H237V149H235L234 148V146L232 147V149H230V147L229 148H226V147H228V146H226L225 144L227 143V136H228V134L229 133H231L232 131H233V128L235 129V131H240L241 129H242V127H244L246 124V119H248L249 118V115H247L248 117H246L245 115H243V114H245V112L243 113L242 112V109H243V106L241 105V104H244L245 105V107H244V109H243V111H247V107H250L251 106V104L250 103H254V104H259L258 105V107L259 106H261V105H263V104H261L260 105V103H262L261 101L262 100H260L261 99V95H260V93H263V99H264V91H262V90H264L263 88L262 89H260V87H259V84L258 83H256L257 84V88H256V86L254 87V82H258V81H260L261 79H259L260 77L262 78V80L264 81V78H263V76H264V73H262L261 71H263L264 69H261L262 67L264 68V62H263V60H264V54H263V51H260V53H256L257 54V56H259V59L257 60V58H254L255 56H256V54L255 55H253V54H251V55H249V56H246V55H248V54H246L245 53V49H246V47L247 46H249L248 44H252V45H256V41L258 42V40L260 39V33L263 31V29H261V24H258L259 25V27H260V30L258 29V31H260L259 33H258V31L257 30H255V27L256 26H251L252 27V29L253 30H255L258 34L257 35H259V37L257 36V38H256V34H254L253 32H255V31H252V32H250L249 30H248V28H245V30H247V31H245L246 33L249 31V34L247 35L244 31H243V28L244 27H239V26H236V24H235V26L237 27V29H235V28H232L233 27V22L234 23H236V20H232V19H235V17H237V16H234V18L232 17V19L230 20V18L228 19L229 21H232V22H230L231 23V26L232 27H227V26H230V24L229 23H227L226 25L227 26H224V25H221V26H223V29H222V31H221V29L219 28V27H221L220 26V24H221V22L220 23H218L217 24V21H219V20H217L215 23L217 24H215L214 26L216 27V29H218L219 31V33H221L222 32V34H219L218 32H217V30H216V32L218 33V34H216V35H218L219 37H217V36H215L214 35V31H213V29L215 28L212 24H211V26H213V29L211 28V30L213 31H211L210 30V34L211 33H213V35L216 37L215 39H214V41L215 40H217L218 42L216 43H214L213 42V44H211V41H210V43H209V38H208V42L206 43V41H205V39H207V37H208V34L207 35H204V31H205V29L204 30H202L201 29V31H202V33H200L199 32V34L198 35H200L199 37L200 38H198L197 37V33H198V30H200V28L199 27H197V28H199L198 30H197V28H196V26L194 25V24H192V23H195V21L194 20H192L191 21V19H190V23L193 25H191V24H186V23H189V18L187 19L186 18V20H187V22L185 21V22H183L185 19H183V18H185ZM221 15V16H220ZM241 16H243V17H241ZM176 17V16H175ZM190 17H191V15H190ZM191 17V18H192ZM216 17H218V15H216ZM215 17V18H216ZM255 17V16H254ZM214 18V17H213ZM214 18V19H215ZM243 18V19H242ZM248 18H249V20H248ZM256 18V17H255ZM255 18H253V20L255 19ZM181 19L183 20V21H181ZM216 20V19H215ZM246 20H248L247 22L249 23V26H248V23H246ZM257 20V19H256ZM220 21H223V20H220ZM251 21V22H250ZM197 22V21H196ZM252 22H254L253 24H250V23H252ZM200 23V22H199ZM211 23V22H210ZM209 23V24H210ZM246 23V24H245ZM183 24H186V25H188L187 27L185 26V27H183V28H181V25H183ZM196 24V23H195ZM222 24H224V22L222 23ZM229 24V25H228ZM233 24V25H232ZM239 24V23H238ZM243 24H242V26H243ZM197 26H200V24H196ZM257 25V24H256ZM257 25V26H258ZM180 26V27H179ZM205 26H208V25H205ZM204 26V27H205ZM240 26H241V24H240ZM196 28V29H194V28ZM225 27H227L228 29H229V32H230V34H229V32H224L223 30H225ZM259 27H257V28H259ZM189 28H191V30L189 29ZM193 28V29H192ZM206 28V27H205ZM208 29H209V26L207 27ZM206 28V29H207ZM222 28V27H221ZM235 31L234 32V34H236L238 31H240L241 29V31H243L244 33L242 34V35H247V36H249L250 34V39L247 37L246 38V36L244 37V36H239V35H241V33H239L238 34V36H237V38H236V36L234 35V36H228V35H232L231 33H233V30ZM256 28V29H257ZM263 28V27H262ZM172 29V30H171ZM174 29H177V30H175V32H173L174 31ZM179 29V30H178ZM188 29V30H187ZM228 29H226L227 31H228ZM231 29V30H230ZM251 29V30H252ZM189 30H190V32H189ZM192 30H194V31H196V33L194 32V31H192ZM215 30V29H214ZM181 31V32H180ZM177 32V33H176ZM181 33V34H185V36H187V34H188V36L187 37H185L186 39V41H187V38H189L188 40H190V39H192L191 41V43H189L188 41V43L190 44H188L189 45V47L187 46V45H185V47H187V49L188 50H190V48H191V50L188 52V50L187 49H185L184 48V40H182L181 38L183 37V36H181V34H179V33ZM186 32H188L187 34H186ZM215 32V33H216ZM255 32V33H256ZM264 32V31H263ZM190 33V34H189ZM193 33V34H192ZM227 33V34H226ZM54 34V33H53ZM57 34V33H56ZM56 34H54L53 36L55 37L56 36V40L54 41L55 42V44H54V42H53V45H55V50L56 51H59L58 52V54L59 53H61L60 52V47H62L63 45H60L59 46V48L57 49V47H58V43L60 42V40H59V35H56ZM178 34V35H177ZM201 34H203L204 36H207V37H205L204 38V36H202ZM263 33H261V35H262ZM159 35H158V33L156 34V35H153V36H156V37H158V41H156V43L158 42L159 44L161 43V40L159 39ZM196 35V36H195ZM212 35V34H211ZM210 35V37H212ZM255 36V39H254V37L251 39V37L252 36ZM164 36H167V37H164ZM173 36H175L174 37V40L171 38V37H173ZM189 36H191V37H189ZM226 36V37H225ZM150 37H152V35L150 36ZM149 37V38H150ZM170 37V38H169ZM177 37V38H176ZM201 37H203L204 39H202ZM240 38V40H242V41H240L239 40V38ZM245 39H244V38ZM61 38V37H60ZM155 38V37H154ZM154 38H151L152 40H157V39H154ZM165 38H167V42H169V43H166L165 42ZM169 38V39H168ZM184 38V37H183ZM194 38H198L197 39V41L196 40H194ZM219 38H221V39H219ZM223 38V39H222ZM229 38V39H228ZM233 38V39H232ZM243 38V39H242ZM176 39H177V41H176ZM203 41H202V40ZM211 39V38H210ZM219 39V40H218ZM224 39H228L229 40V42H227L226 40H224ZM234 39H235V42H234ZM238 39V40H237ZM247 39V40H246ZM53 40H54V38H53ZM159 40H160V42H159ZM178 40H180V41H178ZM182 40V41H181ZM201 40V41H200ZM223 40V41H222ZM185 41V42H186ZM196 41V42H195ZM205 41V42H204ZM226 41V42H225ZM238 41V42H237ZM165 42V43H164ZM176 42V43H175ZM183 45L182 47H183V50H182V47H180V43ZM194 42V43H193ZM201 42L203 43L202 45H201ZM222 42H224L223 44H221ZM234 42V43H233ZM62 43V41L60 42V44ZM172 43V44H171ZM211 45H209V44ZM167 44H169V46L167 45ZM191 44H194V45H191ZM198 44V45H197ZM206 44V45H205ZM221 44V45H220ZM231 44H232V48L231 47H228L229 48V50H228V48H227V46H231ZM236 44V45H235ZM76 46L78 45V44H75ZM150 45V46H151ZM161 45V44H160ZM165 45V46H164ZM176 45V46H175ZM199 45H201V47L200 48H197V47H199ZM215 45V46H214ZM217 45V46H216ZM241 45V46H240ZM244 47H243V46ZM159 48H158V47ZM168 48H167V47ZM173 46H175V47H173ZM213 46V47H212ZM73 47H75V46H72V49L73 50H71V48H69L70 50L69 51H74V52H76L75 50H77V48H73ZM157 47V48H156ZM162 47V46H161ZM173 48V50H172V48ZM179 47H180V50H179ZM211 47V48H210ZM217 47V48H216ZM218 47H221V48H218ZM240 48V50H239V48ZM0 48H1V46H0ZM89 48H91V47H89ZM88 48V51H90V49ZM175 48V49H174ZM177 48V49H176ZM203 48V50H201ZM227 48V49H226ZM3 49H5V48H2L1 50H3ZM61 49H64V48H61ZM151 49H154V50H151ZM155 49H156V51H157V49H158V51H161L160 53L157 51V52H155ZM160 49H162V50H160ZM170 49V50H169ZM195 49V50H194ZM244 49V50H243ZM6 50V49H5ZM169 50V51H168ZM182 50V51H181ZM196 50H199V51H196ZM239 50V51H238ZM243 50V51H242ZM4 51V50H3ZM7 51V50H6ZM112 51V52H111ZM136 51V50H135ZM134 51V52H135ZM154 51V52H153ZM168 51V52H167ZM176 51V52H175ZM179 51V52H178ZM187 51V52H186ZM192 51L195 53V52H199L198 54H202V56L200 55H198V54H196L195 53V55H197V56H195L194 55V53L192 54ZM204 52V55L206 54H210V56H207V57H212L211 59L212 60H210V58H209V61H208V58L206 57V55L204 56L203 55V53H201V52ZM236 51V52H235ZM5 52V51H4ZM166 52V53H165ZM182 53V55H181V53ZM184 52V53H183ZM186 52V53H185ZM206 52H208V53H206ZM240 52V53H239ZM242 52H244V54L242 53ZM71 53V52H70ZM107 53V56L109 55ZM117 53V52H116ZM163 53V54H162ZM173 54V56H176V57H172V54ZM213 53V54H212ZM237 53H239V56L241 57V56H245V58H244V56H243V58H244V63H243V61L241 62V60H239V56H238V54ZM135 56H134V55ZM153 54V55H152ZM161 54H162V56H161ZM168 54V55H167ZM170 54H171V56H170ZM178 54H180V56L178 55ZM184 54L186 55H189L190 57H188V60L186 59L187 58V55L185 56V58H184ZM234 54H236V55H234ZM241 54V55H240ZM243 54V55H242ZM125 55V54H124ZM152 55V56H151ZM157 55V56H156ZM160 55V56H159ZM212 55V56H211ZM217 55V56H216ZM220 57H219V56ZM234 55V56H233ZM104 56H106V54L104 55ZM131 56H132V58H131ZM178 56H179V58H178ZM181 56H182V58H181ZM191 56L193 57H195V59H193V62H195V63H193L192 62V60H191ZM235 56H236V58H237V60H238V62L236 61L235 62V60H236V58H235ZM91 58H92V56H90ZM136 57H138V58H136ZM142 57H143V59H142ZM146 57V59L147 60H145L144 58ZM154 57H156L155 59H153ZM169 57V58H168ZM204 57V58H203ZM216 57V58H215ZM254 58L255 60H251V58ZM263 57V58H262ZM124 58V57H123ZM148 58H150L151 59V61H150V59H148ZM162 58L164 59V60H162ZM166 58V59H165ZM177 58V59H176ZM180 58H181V60H180ZM207 58V59H206ZM136 59V60H135ZM141 59V60H140ZM168 59H170V60H172V61H170V60H168ZM174 59V60H173ZM178 59H179V61H178ZM182 59H183V61H182ZM186 59V60H185ZM201 59H205V60H207V61H203V60H201ZM215 59H216V63H214L213 64V60L215 61ZM218 59V60H217ZM240 59H242V58H240ZM262 59V60H261ZM116 60V61H115ZM152 60H154V61H152ZM158 60V61H157ZM165 61L166 63H164V62H162V61ZM167 60V61H166ZM190 60H191V63H190ZM195 60V61H194ZM198 60H199V62H198ZM200 60H201V64H200ZM243 60V59H242ZM111 61H112V63H111ZM118 61H119V63H118ZM138 61V62H137ZM140 61H141V63H140ZM157 61V63H155ZM170 61V62H169ZM175 61V62H174ZM187 61H189V63L187 62ZM219 61V62H218ZM250 61H252L251 63H250ZM256 61V62H255ZM258 61V62H257ZM263 62V63H261V62ZM115 62H116V64L118 63L119 64V66H118V64L117 65H115ZM125 62V63H124ZM135 62V63H134ZM137 62V63H136ZM161 64H160V63ZM171 63V64H169V63ZM172 62H173V64H172ZM176 62H178V64L179 65H183V66H185V68L184 67H181V66H179ZM188 64H187V63ZM206 62V63H205ZM209 62V63H208ZM234 62L235 63H237L236 64V66H235V69H237L236 70V72L235 71H233L234 70V66H232L233 64H234ZM240 62V64H238ZM246 62V63H245ZM257 63L256 64V66L254 65V63ZM124 63V64H123ZM146 63H150V64H146ZM152 63V64H151ZM182 63H184V64H182ZM199 65H198V64ZM212 65H215V66H212ZM241 63H243V64H241ZM247 63H250V64H247ZM252 63H253V65H252ZM261 63V64H260ZM110 64V65H109ZM112 64V65H111ZM121 64H123V65H121ZM139 64H141V65H139ZM143 64H144V66H143ZM165 64H168L169 66H171V68L169 67V66H167V65H164ZM175 64H176V66H175ZM186 64V65H185ZM189 64H194V67H193V65L192 66H190ZM203 64V65H202ZM205 64H207V65H205ZM217 64V65H216ZM246 64H247V66H246ZM107 65V66H106ZM109 65V66H108ZM114 65V66H113ZM120 65H121V67H120ZM147 65V66H146ZM154 65V66H153ZM156 65V66H155ZM161 65H163L162 67L159 66ZM173 65V66H172ZM202 65V66H201ZM212 67V69L209 67ZM235 65V64H234ZM242 65V66H241ZM262 67H261V66ZM116 66V67H115ZM122 66H123V68H122ZM129 66V67H128ZM138 66V67H137ZM142 66V67H141ZM197 66V67H196ZM199 66V67H198ZM230 66H232L233 67V69H232V67H230ZM244 66V67H243ZM250 66H252V67H250ZM254 66V67H253ZM111 67H113V68H111ZM133 68V72L131 73V70H132V68ZM145 67V69H141V68H144ZM153 67V68H152ZM154 67H155V69H159V70H155L154 69ZM169 67V68H168ZM176 67H179V68H177L176 69ZM188 67V68H187ZM204 67L206 68V69H204ZM226 67V68H225ZM229 68V70H228V68ZM237 67V68H236ZM239 67H240V69H239ZM261 67V68H260ZM114 68H115V70H114ZM117 68H119V69H117ZM127 68V69H126ZM139 70V71H137L138 72V74H143V73H145L144 75H145V77H144V79L142 78L144 75H138L137 74V72H135L136 70ZM139 68V69H138ZM149 68V69H148ZM164 68V69H163ZM180 68H181V70H183V72L180 70ZM199 68H201V69H199ZM231 68V69H230ZM249 68H250V71H249ZM251 68H252V71H251ZM254 68V69H253ZM257 68H259V69H261V70H257ZM57 69V68H56ZM104 69V70H105ZM112 71H111V70ZM131 69V70H130ZM154 69V70H153ZM163 69V70H162ZM167 69V70H166ZM170 69H172L171 71H170ZM173 69H175V70H173ZM194 70V72H195V74L194 73H192L193 72V70ZM198 69V70H197ZM204 69V70H203ZM210 69V70H209ZM239 69V70H238ZM242 69L244 70V73H243V71H242ZM257 71H256V70ZM55 70V69H54ZM91 72H90V71ZM123 70V71H122ZM135 70V71H134ZM141 70H143V71H141ZM145 70V71H144ZM146 70H147V72H146ZM152 70V71H151ZM178 71L177 73L178 74H180V75H175L176 74V72L175 71ZM186 70V71H185ZM190 70V71H189ZM202 70V71H201ZM208 70L210 71V72H208ZM242 72H241V71ZM245 70H247L246 72H245ZM38 71V70H37ZM44 71L45 70H43V71H41V69H40V71H38L37 72V74H35V75H39L40 74V76L41 77H43V73H44ZM56 71V70H55ZM89 71V73L88 74H86L87 72ZM114 71V72H113ZM118 71V72H117ZM120 71V72H119ZM128 71H130V73L128 74ZM151 71V72H150ZM158 72V73H156V72ZM163 72V73H165L164 75H163V78L161 77L162 76V74L163 73H161V72ZM166 71H167V73H168V76H167V73H166ZM170 71V72H169ZM184 71L185 72H189L188 73V75H187V73H185V74H183L184 73ZM192 71V72H191ZM203 71H207L206 72V74L203 72ZM212 71V72H211ZM224 71V72H223ZM232 71V72H231ZM239 71V72H238ZM253 71H254V74H253ZM256 71V72H255ZM35 72H36V70H35ZM93 72V73H92ZM110 72V73H109ZM112 72V73H111ZM135 72V73H134ZM141 72H143V73H141ZM154 72V73H153ZM228 72H229V74H228ZM231 72V73H230ZM233 72H235V73H233ZM241 72V73H240ZM252 72V73H251ZM264 72V71H263ZM103 73V74H102ZM122 73H123V75H122ZM147 73V74H146ZM149 73V74H148ZM152 73V74H151ZM169 73L171 74V75H169ZM175 73V74H174ZM183 75H182V74ZM199 73V74H198ZM202 73V74H201ZM208 73H210V74H208ZM237 73H239L238 75H239V77H237V76H234V75H237ZM250 73H251V75H250ZM260 73H262L261 75H260ZM45 74H46V72L44 73V76H45ZM91 74H93V75H91ZM94 74H95V76H94ZM96 74H100L101 76L102 75H104L103 77H100L99 75H96ZM115 74V75H114ZM117 74V75H116ZM132 76H131V75ZM136 75V76H133V75ZM156 74H158V75H156ZM191 74V75H190ZM194 74V75H193ZM198 74V75H197ZM232 74H233V76L234 77H232ZM244 74V75H243ZM246 74H248V75H246ZM256 74V75H255ZM257 74H258V76H257ZM91 75V76H90ZM107 75V76H106ZM147 75V76H146ZM156 75V77H154ZM174 75V76H173ZM186 75V76H185ZM220 75V76H219ZM226 75V76H225ZM227 75H229L228 77H227ZM242 75V76H241ZM93 76V77H92ZM98 76V77H97ZM107 78H106V77ZM167 77V79H168V81H167V79H166V77ZM171 76H173V77H171ZM185 76V77H184ZM205 78H204V77ZM225 76V77H224ZM244 76V77H243ZM251 76V77H250ZM253 76V77H252ZM260 76V77H259ZM36 77V76H35ZM124 77V78H123ZM134 77H135V80H134ZM148 77H150V78H148ZM159 79H162V80H158V78ZM165 77V78H164ZM171 77V78H170ZM179 77H180V79H179ZM183 77V78H182ZM243 77V78H242ZM248 77H250V78H248ZM258 77V78H257ZM37 78H40L39 76L37 77ZM99 78V79H98ZM103 78H105V80H107V81H104L105 83H103ZM110 78V79H109ZM136 78H139V80L138 79H136ZM148 78V79H147ZM153 78H155V80L153 79ZM157 78V79H156ZM177 78V79H176ZM228 78V79H227ZM236 78H238V79H236ZM247 78V79H246ZM86 79H88V80H86ZM91 79H92V81H91ZM97 79V80H96ZM115 79V80H114ZM119 79V80H118ZM129 79H131V80H129ZM141 79H143V80H141ZM147 79V81L150 79L152 82H150V80L146 83L145 82V80ZM172 79V80H171ZM174 79V80H173ZM201 79H203V80H201ZM241 79V80H240ZM245 81V82H243V80ZM256 79H259L258 81L256 80ZM100 80H102V81H100ZM113 80V81H112ZM137 80V81H136ZM170 80V81H169ZM194 80H196V81H194ZM201 80V81H200ZM227 80H231V82H227ZM233 80H235L236 81V83H240V86L241 87H239L238 86V84H237V86H235V83H234V81ZM251 80V81H250ZM83 82V84H84V86H82V82ZM94 81H96L97 83H95ZM109 81V86H108V84L106 83V82H108ZM122 81V82H121ZM131 81H132V83H131ZM133 81H135V82H137V84L135 83V82H133ZM138 81H140V82H138ZM143 81H144V83H143ZM165 81V82H164ZM179 81V82H178ZM183 81V82H182ZM238 81H240V82H238ZM248 81V83H246ZM40 82L41 81H39V83L37 84V86H39V84H40ZM51 82V81H50ZM56 81H54V83L53 84H56L55 83ZM130 82V83H129ZM160 82V83H159ZM192 82V83H191ZM200 82V83H199ZM204 84V86H203V84ZM206 82V83H205ZM208 82V83H207ZM221 82V83H220ZM226 82V83H225ZM252 82V83H251ZM36 83H37V81H36ZM35 83V84H36ZM52 83V82H51ZM50 83V84H51ZM87 83H89V84H87ZM102 83V84H101ZM112 83V84H111ZM134 83V84H133ZM171 83V84H170ZM179 83V84H178ZM196 83H197V86L199 87L200 86V84H201V86H200V90L198 89V87L196 86ZM215 83H216V87H215ZM231 83V84H230ZM245 83V84H244ZM34 84V83H33ZM47 84H48V82H47ZM86 84H87V86H86ZM94 84H95V86H94ZM132 84H133V86H132ZM135 84H136V86H135ZM165 84H166V86H165ZM187 84H188V86H187ZM190 84H191V86H190ZM224 84H225V86H224ZM227 84H229V86H230V88H229V86L228 87H226L227 86ZM248 84H249V86H251L250 88H249V86H248ZM89 86V87H88ZM93 86V87H92ZM99 86V87H98ZM103 86V87H102ZM106 86V87H105ZM114 86L115 88H113V91L111 90V88ZM131 86V87H130ZM139 86V87H138ZM141 86V87H140ZM143 86V87H142ZM146 86V87H145ZM174 86H176V88L174 87ZM178 86V87H177ZM187 86V87H186ZM221 88V89H219V87ZM233 86H235L234 87V89H236V91L238 90V88H239V90H238V92H243L244 94L245 93H250V94H248V95H251V96H249L248 97V95L247 94H245V97H246V100H244L245 98L244 97H242L243 98V100L241 101L240 100V94L242 95V92L241 93H239L238 94V92H236L235 94L236 95H239V96H236V95H234L231 91H235L234 89H233ZM243 86V87H242ZM245 86H247V88L245 87ZM90 87H92V88H90ZM97 89H96V88ZM105 87V88H104ZM129 87V88H128ZM135 87V88H134ZM149 87H151V89L149 88ZM180 87V88H179ZM184 87H185V89H184ZM193 87V88H192ZM25 88V87H24ZM50 88V89H49ZM87 88V89H86ZM90 90H89V89ZM108 88V89H107ZM118 88V89H117ZM126 88V89H125ZM127 88H128V90H127ZM131 88H133L134 90H136V91H133ZM139 88L142 90H139ZM145 90H147L148 92H150V93H146V91H143L144 89ZM148 88H149V90H148ZM174 88V89H173ZM191 88V89H190ZM226 88H227V91H226ZM243 88H245V89H243ZM255 88V89H254ZM27 89V87L24 89V90H26ZM108 91H107V90ZM154 89V90H153ZM157 89V90H156ZM176 89V90H175ZM181 89V91L179 92V90ZM187 89V90H186ZM199 91H197V90ZM203 89V90H202ZM215 89V90H214ZM229 89V90H228ZM233 89V90H232ZM241 89V90H240ZM258 90V92L257 93H255L257 90ZM259 89H260V91H259ZM45 90V89H44ZM98 90V91H97ZM124 90V91H123ZM125 90H126V92H125ZM129 90L131 91L130 93H129ZM138 90V91H137ZM156 90V91H155ZM160 90V91H159ZM165 90V91H164ZM175 90V91H174ZM190 90V91H189ZM192 90V91H191ZM205 90V91H204ZM213 90V91H212ZM245 90V91H244ZM246 90H252L251 92L250 91H246ZM254 90H256V91H254ZM23 91V90H22ZM43 91V90H42ZM53 93H55V94H53ZM60 91V92H59ZM86 91V92H85ZM97 91V92H96ZM116 91H119V93L120 94H118V93H115ZM128 91V92H127ZM153 91H154V94H153ZM183 91V92H182ZM184 91H187L188 92V95H187V92H185L184 93ZM197 91V92H196ZM220 91V92H219ZM222 91V92H221ZM224 91V92H223ZM78 92V93H77ZM79 92H80V94H79ZM83 92H85V94L83 93ZM101 92H103V93H101ZM106 94H105V93ZM114 94H113V93ZM124 92V93H123ZM159 94H158V93ZM196 92V93H195ZM201 92V93H200ZM219 92V93H218ZM13 93V92H12ZM11 93V94H12ZM17 93V92H16ZM31 93H32V91H31ZM59 93H61V95L59 94ZM127 93V94H126ZM147 94V95H145V94ZM173 93V94H172ZM181 93V94H180ZM183 93V94H182ZM198 93H200V94H198ZM231 93L233 94V95H231ZM14 94V95H13ZM12 95L13 96H15V92L13 93ZM44 94V93H43ZM102 96H101V95ZM105 94V95H104ZM124 94V95H123ZM149 94V95H148ZM161 94V95H160ZM175 94V95H174ZM179 94L181 95V96H179ZM204 94V95H203ZM206 94V95H205ZM217 94H219V95H217ZM228 94V95H227ZM243 94V95H244ZM257 94H259V95H257ZM12 95H10L9 93H8V95L7 96H11L12 97ZM17 95H18V93H17ZM42 95V96H41ZM48 95H52L51 97L50 96H48ZM55 97H54V96ZM57 95V96H56ZM70 95V96H69ZM75 95L77 96V97H75ZM81 95H83V97L81 96ZM86 95H88V96H86ZM96 95H99V96H101L103 99H101V97H96ZM113 96V97H111V96ZM122 96V97H124V99H122V97L121 98H119V96ZM127 95V97H125ZM129 95V96H128ZM168 95V96H167ZM170 95V96H169ZM185 95V96H184ZM197 95V96H196ZM198 95L200 96V97H198ZM201 95L203 96V98L201 97ZM208 95V96H207ZM212 95V96H211ZM247 95V96H246ZM48 96V97H47ZM61 96V97H60ZM65 96H68V97H65ZM74 96V97H73ZM105 96V97H104ZM107 96V97H106ZM114 96L116 97V98H114ZM132 96H133V98H132ZM153 98H152V97ZM165 96V97H164ZM183 96V97H182ZM186 96H189L190 98H188V97H186ZM233 96H235V98L233 97ZM259 96H261L260 97V99H259ZM39 97H41L42 98V100L41 101H44L43 103L42 102H40L39 100L41 99H39ZM50 97V99H48ZM63 97V98H62ZM65 97V98H64ZM89 97V98H88ZM109 97H111L112 98V100H110L109 99ZM128 97H129V99H128ZM138 97V98H137ZM168 97V98H167ZM188 98V99H186V98ZM191 97H192V99H191ZM193 97H196L197 99L195 100V98H194V101H193ZM206 97L207 98H209V99H206ZM228 97V98H227ZM27 98V97H26ZM53 100H52V99ZM60 98H62V99H60ZM68 98V99H67ZM72 98H73V101L75 100V102L73 103V101H72ZM79 98V99H78ZM84 98V99H83ZM96 98V99H95ZM99 98H100V102H98V100H99ZM108 98V99H107ZM114 98V99H113ZM118 98V102H121L120 104H123L124 102H129L128 104H127V102H126V104L124 103V106L122 105H120V104H118V102H117V99ZM127 100H126V99ZM130 98H131V100H130ZM143 99V101H142V99ZM148 98V99H147ZM166 98V99H165ZM171 98V99H170ZM172 98L174 99V100H172ZM175 98H176V101H175ZM178 98H180V99H178ZM183 100H182V99ZM231 98H232V100H231ZM237 98H239V100L237 99ZM249 98V100H247ZM259 99L260 100V103L259 102H257L255 99ZM81 99H83V100H81ZM88 99V100H87ZM120 99H122V100H120ZM132 99L134 100V102L132 101ZM153 99H155V100H153ZM201 99V100H200ZM236 101H235V100ZM14 100V101H13ZM23 101V102H21V101ZM31 100V101H30ZM38 100V101H37ZM50 100V101H49ZM55 100V101H54ZM66 100V101H65ZM77 100V101H76ZM79 100H81V101H79ZM84 100H87V101H89V102H87V101H84ZM103 100V101H102ZM104 100H107V102H106V106H105V101ZM116 100V101H115ZM135 100H138V101H135ZM144 100H146L145 101V103H147V100H148V103L147 104H145L144 103ZM153 100V102H152V104H150L151 103V101ZM164 100H166V101H164ZM167 100H169L171 103L169 104V102L167 101ZM179 100V101H178ZM187 100V101H186ZM200 100V101H199ZM222 100V101H221ZM226 100V101H225ZM238 100V101H237ZM258 100V101H259ZM35 101V102H34ZM71 101V102H70ZM91 101V102H90ZM95 101H96V103H95ZM124 101V102H123ZM142 103H140V102ZM149 101H150V103H149ZM158 103H157V102ZM162 101H164L163 103H165L166 102V104L164 105V104H162V102L160 103V102ZM179 102V104L177 105L176 103L175 104H172V103H174V102ZM186 102V106H185V103H182V102ZM188 101H189V104H188ZM205 101V102H204ZM228 101V102H227ZM231 101H232V104L233 105H230L231 104ZM233 101L234 102H236V103H233ZM239 101H241L240 103H239ZM256 101V102H255ZM27 102V103H26ZM36 103V105H34V104H29V103ZM41 103V104H39V103ZM47 102V103H46ZM63 102V103H62ZM81 102H85V103H81ZM103 102V103H102ZM112 102V103H111ZM114 102V103H113ZM117 102V103H116ZM132 102V103H131ZM135 102H137L136 104L137 105H135L134 106V104H135ZM193 102V103H192ZM197 102H199V103H197ZM238 102V103H237ZM243 102V103H242ZM248 103V105H247V103ZM24 103V104H23ZM48 103H50V104H48ZM54 103H55V106H53L54 105ZM67 103H69V105L67 104ZM89 103H91L88 107H87V105ZM99 103V104H98ZM104 104V106H102V104ZM140 103V104H139ZM157 103V104H156ZM194 104V103H196L197 104V106H195L194 105V107L195 108H193V105L192 104ZM204 103V104H203ZM8 103H6V104H4L3 106H5V105H7ZM8 104V105H9ZM23 104V105H22ZM26 104H28L27 106L29 107H26L25 105ZM44 105V107H43V105ZM46 104V105H45ZM56 104H57V106H56ZM61 104V105H60ZM64 104V106H65V109H64V106H62ZM82 104H87L85 107H84V105H82ZM131 104V105H130ZM132 104H133V106H132ZM139 104V105H138ZM148 104H150L149 106H148ZM159 104H160V107H162L163 105V107L162 108H159ZM223 104V105H222ZM239 104H240V106H239ZM249 104H250V106H249ZM257 104H256V106H253V104H252V107H254V108H248V111L251 109V111L253 110V109H255L256 107H257ZM7 105V106H8ZM21 105V106H20ZM30 105H32L33 107H31V109H30ZM41 105V106H40ZM47 105H49V106H47ZM61 106V109H60V106ZM80 105H82V106H80ZM93 105H95V106H93ZM101 105V106H100ZM115 105V106H114ZM118 105H120V106H118ZM127 105V106H126ZM128 105H129V108L131 109L130 111L132 112H130L129 110H128ZM145 105V106H144ZM146 105H147V107H146ZM152 105H153V107H152ZM154 105L155 106H157V107H154ZM174 105H176L175 107H174ZM183 105V107H181ZM190 105H191V108H190ZM200 105V106H199ZM203 106V109H202V106ZM237 105V106H236ZM246 105H247V107H246ZM2 106V108H5V107H3ZM23 106H25V107H23ZM59 106V107H58ZM69 106V107H68ZM72 106H75V107H77V108H82V107H84L83 108V110H93V109H96V108H100L101 107V109H102V107H103V110H102V112L104 113L103 115L101 114V112L100 113H98L99 115H96L94 118L92 117H90V119H91V121H90V119H88L87 121L89 122V123H87V121H86V116L84 117V116H82L81 118H80V115H76V113H75V115H70L71 113H69V114H67L66 112H69V111H66V109H67V107H68V109L67 110H69V108L70 107H72ZM109 106V107H108ZM113 106V107H112ZM131 106V107H130ZM138 106V107H137ZM169 106V107H168ZM172 106V107H171ZM177 106H179L180 108H178ZM205 106H207V107H205ZM225 108H224V107ZM18 107H19V109H18ZM46 107H48V108H46ZM56 107V108H55ZM87 107V108H86ZM92 107V108H91ZM107 108V113H109L110 114V116L106 113V110H105V108ZM110 107H112V108H110ZM115 107H116V110H115ZM120 107V108H119ZM122 107V108H121ZM124 107V108H123ZM126 107H127V109H126ZM148 108V109H146V108ZM166 107H168L167 109H166ZM176 107H177V111H179V112H176ZM186 109H185V108ZM218 107V108H217ZM223 107V108H222ZM228 107V108H227ZM242 107V108H241ZM262 107H264V106H262ZM262 107L260 108H257V110L259 111L260 109H262ZM21 108V109H20ZM37 109V113H36V109ZM43 108V109H42ZM46 108V109H45ZM58 108L60 109V111L62 112V113H60V111L58 110ZM86 108V109H85ZM117 108H119V111L117 110ZM132 108H135V109H133L132 110ZM154 108V109H153ZM157 110H156V109ZM165 108V109H164ZM172 110H170V109ZM172 108H174V110L172 109ZM190 108V109H189ZM197 108V109H196ZM200 108V109H199ZM238 108V109H237ZM240 108V109H239ZM15 109V110H14ZM18 109V110H17ZM26 109V110H25ZM28 109V110H27ZM42 109V110H41ZM47 109H49V110H47ZM57 109V110H56ZM62 109H63V111H62ZM109 109H111V110H109ZM152 109H153V111H152ZM160 109V110H159ZM184 109H185V111H184ZM188 109V110H187ZM196 109V110H195ZM12 110H13V112H12ZM40 110V111H39ZM55 110V111H54ZM65 110V111H64ZM123 110V112L125 113V112H127V110H128V112L127 113H125L126 115H124V113L122 114L120 111H122ZM144 111V113H143V111ZM151 112H150V111ZM154 110H156V111H154ZM162 110H164V111H162ZM181 110H183V111H181ZM196 111V113H195V111ZM207 110V111H206ZM219 110V111H218ZM222 110V111H221ZM226 112H228V113H226ZM237 110V113L235 112ZM238 110H241V112L239 113L238 112ZM256 109H255V112L257 111ZM17 111V112H16ZM32 111V112H31ZM43 111V112H42ZM46 111V112H45ZM49 113H48V112ZM51 111H52V114H51ZM71 111H76V109L75 110H72V108H71ZM109 111V112H108ZM118 111V112H117ZM134 111V112H133ZM189 111H191V114H190V112H189V114H188V112ZM197 111H202L201 112V114H203L204 115V113H205V115L203 116V115H201V114H199L200 112H197ZM204 111V112H203ZM208 111H209V113H208ZM247 111V113L246 114H252V115H250V117L251 116H253V112L251 113L250 111L248 112ZM261 111H264V108H263V110H261ZM16 112V113H15ZM72 112V113H73ZM111 112H113V115H111L112 113ZM119 112H120V114H121V116H119L120 114H119ZM158 112V113H157ZM163 112V114H161V113ZM166 112H167V115H165L166 114ZM169 112H171V113H169ZM174 112V113H173ZM176 112V113H175ZM195 114V115H197V113L199 114V115H197V117L193 114V113ZM236 113V115H234L235 113ZM13 113V114H12ZM22 114V115H20V114ZM23 113H25V114H23ZM29 113H30V115H29ZM33 115H32V114ZM67 115H66V114ZM105 113H106V115H107V117L106 116H104L105 115ZM115 113H117V115L115 114ZM135 113H137V114H135ZM150 113V114H149ZM156 115L155 117H154V115ZM173 113V114H172ZM181 113H183V114H181ZM187 113V114H186ZM16 114V115H15ZM29 115V116H27V115ZM46 114V115H45ZM48 114V115H47ZM55 114V115H54ZM61 115L62 117H64V118H66L65 120H64V118L62 119V117L60 116L59 118L58 117H54V116H58V115ZM62 114H64V115H62ZM100 114H101V116H100ZM132 114L134 115V117L132 116ZM146 114H148V115H150L149 116V118H148V116L146 115ZM170 114V115H169ZM174 114H176V115H174ZM179 114V115H178ZM206 114H207V116H206ZM228 114V115H227ZM233 114V115H232ZM239 114H242V115H240V116H237V115H239ZM27 117V119L25 118V116ZM35 115V116H34ZM42 115V116H41ZM53 115V116H52ZM81 115H84V114H81ZM129 115H130V117H129ZM138 115V116H137ZM144 115H146V117L144 116ZM158 115V116H157ZM161 115V117H159ZM162 115H164L165 117H167V118H165L164 116H162ZM168 115L170 116L169 118H168ZM174 115V116H173ZM183 116V118L185 119V118H188L189 116H191V117H189V118H192V120L191 119H186L187 120V122L186 121H184V119L181 117V119L184 121H180L181 119L180 118H178V116ZM188 117H187V116ZM194 115V116H193ZM201 115V116H200ZM231 115V116H230ZM10 116V117H9ZM33 116V117H32ZM46 116V117H45ZM48 116H50V118H52V119H50ZM67 116H68V118H67ZM69 116H73L72 117V119H71V117H69ZM75 116V117H74ZM77 116V117H76ZM124 116H125V118H124ZM153 116V117H152ZM185 116V117H184ZM211 116V117H210ZM226 116V117H225ZM234 116V117H233ZM14 117H17V118H14ZM21 117V118H20ZM28 117H31L30 118V120H31V122H29V123H27V121H29V118ZM43 117H44V119L45 118H47V120L48 119H50V120H48L49 122L47 123L48 125L47 126H45V125H42V127H44V131H43V129H39V128H41L40 127V124L41 123H39L41 120H44L43 119ZM55 119H54V118ZM102 117H104V118H102ZM106 117V118H105ZM113 117V118H112ZM118 117L120 118V119H118ZM137 117V118H136ZM158 117V118H157ZM162 117H163V119H166L167 121H165L164 120V127L162 126V127H160L159 129L164 133H161L160 132V134H161V136L164 138H162L163 139V141H165L166 142V138H167V145H166V143H165V149L167 148V150L168 151H166V150H164V148L161 150L160 149V151H158V152H156L157 150H159L157 147H155V151L154 152H146V153H144V154H146V156L144 155V154H142L141 153V155H144L145 157H146V160H145V158H144V156H143V158H144V160L142 161V160H140V158H141V156H139V158H138V154H139V151H137V152H135V151H133V150H135L134 148H136V146L134 145L135 143L137 144V142H141L143 139H141L142 137H140V136H142L143 134L142 133H146L148 130L147 129H149L150 127H151V125L153 124V126H155V125H157V126H160V124H162V122H161V119H162ZM175 117V118H174ZM196 118V120L197 119H201L202 118V120H200V122L199 121H196L195 119H193V118ZM207 117V118H206ZM210 117V118H209ZM225 117V118H224ZM232 117V118H231ZM235 117H236V119H235ZM239 119H238V118ZM241 117V118H240ZM245 119V121L241 124V125H236V124H238V122L240 121V119L241 120H244L243 118ZM12 118V119H11ZM23 118H24V120H23ZM35 118V119H34ZM37 118V119H36ZM40 118V119H39ZM75 118V119H74ZM84 118H85V120H84ZM87 118H89V116L87 117ZM108 118V119H107ZM145 120H144V119ZM153 118V119H152ZM158 119L159 120V118H160V120H159V122H160V124H159V122L157 123V122H154V119ZM204 118V119H203ZM214 118V119H213ZM1 119V118H0ZM60 119V120H59ZM62 119V120H61ZM68 119H70V121L68 120ZM97 119V121H95ZM111 119V120H110ZM132 119H134V120H132ZM142 119V120H141ZM149 119V120H148ZM170 119H172V120H170ZM228 119H230V122H227V121H229ZM233 120V122H232V120ZM238 119V120H237ZM21 120V121H20ZM23 120V121H22ZM34 120V121H33ZM36 120H38V121H36ZM40 120V121H39ZM54 120H55V122H54ZM64 120V121H63ZM66 120H68L71 124H72V127H69V125H70V123L68 122L67 124L65 123V121ZM73 120H75V121H73ZM76 120H77V123L79 124H76L75 122H76ZM100 120V121H99ZM102 120V121H101ZM119 120H120V122L122 123H120L119 122ZM145 121V123H146V120H148L147 121V123H146V125H145V123H143L144 121ZM153 120V121H152ZM170 121V124H168L169 123V121ZM178 120V121H177ZM207 120V121H206ZM217 120V121H216ZM227 120V121H226ZM235 120H237L236 122H235ZM1 121V120H0ZM7 121V122H6ZM11 121V122H10ZM13 121V122H12ZM52 121H53V123H52ZM56 121H58L57 123H56ZM62 121V123L60 124V122ZM73 123H75V124H73ZM82 121V122H81ZM84 121V122H83ZM99 121V122H98ZM104 121H106V122H104ZM109 121H113V122H109ZM115 121H117V122H115ZM156 121V120H155ZM163 121V120H162ZM174 121V122H173ZM190 121V122H189ZM196 121V122H195ZM203 121V122H202ZM213 123V121H216V122H214V124H215V126H213L212 125V123ZM224 121H225V123H224ZM249 121H250V118H249ZM5 122H6V124H5ZM8 122H10V125H9V123ZM15 122H16V124H15ZM24 122H26V123H24ZM34 122V123H33ZM43 122V121H42ZM67 122V121H66ZM88 124H86V123ZM93 122V123H92ZM102 122V123H101ZM118 122L120 123L119 125H118ZM130 122V123H129ZM134 122V123H133ZM137 122V123H136ZM150 122V123H149ZM157 123V124H155L154 125V123ZM165 122H168L166 125H165ZM177 124H176V123ZM188 124H186V123ZM189 122V123H188ZM193 122H195V123H193ZM31 123V124H30ZM38 124V126L36 125H33V124ZM44 123H46V122H44ZM52 123V124H51ZM54 123H56V124H54ZM58 123H59V125H61L60 127L61 128H59L58 127ZM63 123L64 124H66L65 126H67V127H65L64 125H63ZM82 125H81V124ZM95 123L98 125V124H100L99 126H96L95 125ZM111 124V126H107V125H109V124ZM113 123H116L115 124V126H114V124ZM136 123V124H135ZM140 123H142V124H140ZM149 123V124H148ZM152 123V124H151ZM172 123V124H171ZM184 123V124H183ZM199 123V124H198ZM209 123V124H208ZM217 123H218V125H217ZM227 123H231V125H232V123H233V127L231 128V126L230 125H228ZM5 124V125H4ZM8 124V125H7ZM13 126H12V125ZM26 124H28V125H30L31 127V130H29L28 131V126H26ZM56 126L57 125V129H56V127L54 126V125ZM94 124V125H93ZM104 124V127L102 126ZM129 124V125H128ZM134 124V125H133ZM151 124V125H150ZM180 124H182V125H180ZM204 124V125H203ZM240 124V123H239ZM7 125V126H6ZM15 125V126H14ZM53 127H52V126ZM85 125V127L83 128V126ZM91 127H90V126ZM92 125L94 126V127H92ZM141 125V126H140ZM149 125H150V127H149ZM175 125V126H174ZM179 125V126H178ZM187 125V126H186ZM192 125H193V127L194 128H192L191 129V127H192ZM209 125V126H208ZM210 125H211V127H210ZM226 125V126H225ZM243 125V126H242ZM15 127V128H17L16 130L18 131V130H20V131H22V132H27V134H28V136H27V134L26 133H22V132H20L19 131V133L20 134H23V135H21V136H23V138L20 136V134L18 133V132H16V130H10V127ZM63 126V127H62ZM71 126V125H70ZM74 126H75V128H74ZM82 126V128L80 129V127ZM101 126V127H100ZM120 126V127H119ZM125 126H127V128H124ZM131 126V128H133V129H131V128H129ZM139 126V127H138ZM157 126H155V127H157ZM168 127L169 128V126H171L169 129L170 130H168L166 127ZM178 126V127H177ZM185 127V131H184V128L183 127ZM189 126V127H188ZM205 126V127H204ZM214 128H213V127ZM3 127H6V128H3ZM22 127H24L26 130H24V128L22 129ZM27 127V128H26ZM36 127V128H35ZM50 127V128H49ZM78 127V128H77ZM89 127V128H88ZM100 127V128H99ZM108 127H114L113 129H114V131L111 129V131L112 132H110V129L108 128ZM141 127V128H140ZM148 127V128H147ZM174 127V128H173ZM180 127H181V129H180ZM200 127H202V128H200ZM224 127V128H223ZM227 129H226V128ZM228 127H230V128H228ZM236 127V128H235ZM3 128V129H2ZM20 128V129H19ZM29 128V129H30ZM32 128H34V129H39V130H32ZM71 128H73L72 130H71ZM91 128V129H90ZM95 128H98L97 129V131H95L94 133L96 134H93L92 132V134L93 135H95L96 137H98V139H96L93 135H92V138H93V140H94V138L96 139V140H98L97 142H99V143H97V142H95L96 144H99V147H98V145H95V144H91V142H94V141H92L91 140V142L89 143L88 142V144L93 148V145L96 147H98V149H100V151H99V154L100 153H105L106 155H103V156H107V154L109 155V156H107V157H109L107 160H105V161H103L102 162V160L101 161H99L98 159H97V161H94V160H96V159H93V160H90L91 159V156L89 155L90 154V150H92V149H90V147L88 146V144H86L83 140H84V137L87 135V134H85V132L87 131V130H89V131H93L92 129H95ZM102 128V129H101ZM104 128L105 129H108V130H104ZM119 128H122L120 131L118 130ZM136 128V129H135ZM143 128H144V132H143ZM147 128V129H146ZM154 127H152L151 129H153ZM158 128V127H157ZM162 128V129H161ZM164 128H166V129H164ZM173 128V129H172ZM178 128V129H177ZM188 128H190V129H188ZM200 128V129H199ZM219 128V129H218ZM220 128H222V129H220ZM51 129V130H50ZM54 129V130H53ZM58 129H60V130H58ZM63 129V130H62ZM77 129V130H76ZM81 130V132H82V130L83 131H85L84 133L82 132L81 134H80V136L78 135L80 132V130ZM84 129H86V130H84ZM124 129V130H123ZM151 129H149L150 131H151ZM155 129V131H156V128H154ZM153 129V130H154ZM182 129H183V132H181L182 131ZM197 129H198V131H197ZM213 129V131H211ZM214 129H217V130H219L221 133H220V135L217 133V132H219V131H217V130H214ZM6 130V131H5ZM7 130L8 131H10V132H13V133H9L8 134V132H7ZM57 130V131H56ZM68 130V131H67ZM72 132H70V131ZM77 132H79L77 135H76V133H75V131ZM96 130V129H95ZM103 130V131H102ZM118 130V131H117ZM126 130V131H125ZM128 130V131H127ZM134 130H135V132L136 133H134ZM138 130V131H137ZM152 130V131H153ZM158 130V129H157ZM159 130V131H160ZM164 130V131H163ZM165 130H168L167 132L169 133H167V132H165ZM171 130H173V131H171ZM178 130H179V132H178ZM181 130V131H180ZM192 130V131H191ZM222 130H224V131H222ZM3 131V132H2ZM31 131V132H30ZM41 131H42V133H41ZM47 131V132H46ZM55 131V132H54ZM65 131V132H64ZM67 131V132H66ZM105 131V132H104ZM130 131H132L133 132V134H132V132H130ZM150 131H149V133H147V134H145V136L146 135H148V139L147 138H144V139H146L145 140V142L146 143H148L147 141H149V136H150ZM151 131V132H152ZM187 131V132H186ZM189 131H190V133H189ZM217 131V132H216ZM228 131V132H227ZM258 131H260V133H262L263 131H261V130H258ZM258 131H256L257 133H258ZM15 132V133H14ZM39 132V133H38ZM44 132H45V134H44ZM51 132V133H50ZM63 132V133H62ZM70 132V133H69ZM101 132V133H100ZM115 132H117V133H115ZM127 134H126V133ZM130 132V133H129ZM137 132H141L140 134H138ZM185 132V133H184ZM226 132V133H225ZM5 133V134H4ZM7 133V134H6ZM18 133V134H17ZM37 134V135H35L34 136V134ZM53 133H55L56 135H57V133H59L58 134V136H56L55 134H53ZM67 133H69V135L70 136H73V137H69L68 136V134ZM108 133V135H106ZM110 133V134H109ZM165 133H167V135L165 134ZM175 134V137L173 136L174 134ZM209 133V134H208ZM212 133V134H211ZM257 133H256V135L255 136H257ZM13 134H15V135H13ZM31 134H33V135H31ZM46 134H47V136H46ZM48 134L50 135V138L49 139H46V137H49L48 136ZM53 134V135H52ZM63 134V135H62ZM66 134V135H65ZM73 134V135H72ZM82 134H84L85 136L83 137V136H81ZM100 134H102V135H100ZM103 134H105V135H103ZM112 134V135H111ZM113 134H114V136H116V137H114L113 136ZM115 134H117V135H115ZM118 134H120V135H118ZM122 134V135H121ZM126 134V135H125ZM135 134V135H134ZM138 134V135H137ZM153 134V133H152ZM152 134H151V136H152ZM155 134H158V138L160 139V137H159V133H158V131H157V133H155ZM153 135V136H156V135ZM173 134V135H172ZM183 136H182V135ZM186 134L188 135V136H186ZM212 135V137H213V135L215 134V137H216V135L218 134V136L217 137H219L218 139H217V137L216 138H212V140H211V138H209L208 137V139H207V136L206 135H208V136H210L211 137V135ZM223 134V135H222ZM5 135V136H4ZM6 135H7V137H6ZM10 135L12 136V137H10ZM20 137H19V136ZM31 137H30V136ZM40 136V137H37V136ZM134 135V136H133ZM165 137H164V136ZM193 135V136H192ZM200 135V136H199ZM204 135V136H203ZM224 135H226V136H224ZM259 135V134H258ZM6 137L5 138V140L4 139H2V137ZM25 136V137H24ZM34 138H33V137ZM43 138H42V137ZM62 137V140H61V137ZM74 136H76V137H74ZM129 136V139H130V137H132L133 138V140L134 139H136L135 141H133V140H131V141H129V139L128 138H125V137H128ZM136 136H137V138H136ZM138 136L140 137V138H138ZM144 136V137H145ZM167 136H169V138L167 137ZM176 136L178 137V141H176ZM195 136V137H194ZM220 136H221V139H222V141L221 140H219L220 139ZM224 136V137H223ZM250 136H253V135H249V137ZM16 137H18V138H21V139H18L17 140V138ZM27 137H29V138H27ZM45 137V138H44ZM67 137L68 138V140H66L65 138ZM83 137V139H81V138ZM88 136H86V138H87ZM106 138V140H105V138ZM111 137V138H110ZM123 138V139H121V138ZM135 137V138H134ZM172 137V138H171ZM184 137H186L185 139H184ZM190 137V138H189ZM226 137V138H225ZM254 137V136H253ZM31 138V139H30ZM52 138V139H51ZM59 138V139H58ZM85 138V140H87ZM101 140H100V139ZM102 138H104V139H102ZM113 138V139H112ZM131 138V139H132ZM151 138V140L153 141V142H151V140H150V142L148 143V144H151V148H150V150L156 145L155 143H156V141L154 142V140H158V138L157 139H154V138H156V137H150ZM154 140H153V139ZM175 138V139H174ZM181 138V139H180ZM192 138V139H191ZM198 138H200V139H198ZM203 138V139H202ZM11 139V141L14 139L15 140V142H16V140H17V142L16 143H20V142H22V141H27V142H23L24 143V145L22 144V143H20L21 145H20V147H18L19 145H16L15 143H14V141H12L11 143L9 142V140ZM25 139V140H24ZM45 139V140H44ZM89 139H90V137H89ZM87 140V141H90V140ZM112 139V140H111ZM119 139V142L118 143H114V142H117V140ZM121 139V140H120ZM125 139V140H124ZM126 139L128 140V143H127V141H126ZM137 139H140V140H137ZM172 142H170L169 140ZM187 139V140H186ZM193 139H195L196 141H194ZM215 140V142H213L214 140ZM218 140V142H220V143H218V142H216L217 140ZM3 140L5 141V142H7V144H4L5 142H3ZM64 140V142H62ZM74 140V141H73ZM105 140V142L103 143L102 141H104ZM110 142H108V141ZM113 140H116V141H113ZM124 140V141H123ZM173 140H175L176 141V143H178V146H175V145H177V144H175L174 142H173ZM183 141V140H185L184 141V143H182L181 141ZM205 140V141H204ZM33 141V142H32ZM44 141V142H43ZM46 141H48V143L46 142ZM61 141V142H60ZM65 141H66V143H65ZM68 141V142H67ZM70 141H72V142H70ZM77 141H79V142H77ZM83 141V142H82ZM113 141V142H112ZM126 141V142H125ZM144 141V140H143ZM199 141H203V143L202 142H200L199 143ZM10 143V145H9V143ZM41 142V143H40ZM43 142V143H42ZM101 142V143H100ZM124 142V143H123ZM135 142V143H134ZM139 142V143H140ZM145 142H144V145H146L145 144ZM170 142V143H169ZM190 142H194L193 144L192 143H190ZM209 142V143H208ZM225 142V143H224ZM1 143H3L4 145H2ZM31 144V143H33V144H31V146L33 145V146H35L36 145V143L38 144V145H36L35 147H36V150H35V148L32 146V148H34V150L28 145V144ZM49 145H47V144ZM67 143H70V144H67ZM77 145H76V144ZM108 145H107V144ZM121 144L122 143V145L126 148L130 143H132L131 145L132 146H134V147H132L133 148V150H132V153H129V157H128V155H126L128 158H126L125 159V157H124V160H123V162H122V160L121 161H117V159H116V161L115 160H113L114 162H112V159H110V157H111V153H115L114 151H116V149L117 148H119V147H122V145H118V144ZM127 143V144H126ZM188 143V144H187ZM209 145H208V144ZM215 143V144H214ZM217 143V144H216ZM224 143V144H223ZM11 144H13V145H11ZM15 144V145H14ZM25 144H27V145H25ZM83 144L84 146H81V145ZM100 144H103V145H100ZM113 145V148L111 147L112 145ZM116 144V145H115ZM124 144H126V145H124ZM168 144H169V146H168ZM180 144H181V146H180ZM185 144V145H184ZM187 144V145H186ZM190 144V145H189ZM201 145V151L199 150V145ZM206 144V145H205ZM23 145V146H22ZM66 145V146H65ZM70 147V145H71V147H70V149L68 148V146ZM74 145H76V146H74ZM80 145V146H79ZM87 145V146H86ZM105 145L107 146L106 148H105ZM111 145V146H110ZM115 145V146H114ZM143 145V144H142ZM143 145V146H144ZM154 145V146H153ZM184 145V146H183ZM216 145V146H215ZM222 147H221V146ZM226 147H225V146ZM5 146H8V147H10V148H12L13 150L11 151L12 153H14L15 152V149H16V152H18V155L16 156V154H15V156L14 155H12V153L10 152V150L11 149H9L8 148V151L6 150L7 149V147H5ZM16 146V148L14 149V147ZM24 146H27V148H28V151H27V149H26V147H24ZM48 146V147H47ZM59 146V147H58ZM101 146H104V147H101ZM109 146V147H108ZM130 146V145H129ZM128 146V147H129ZM147 146V145H146ZM171 146V147H170ZM172 146H173V148H172ZM191 146V147H190ZM195 146V147H194ZM199 146V147H198ZM209 146V147H208ZM255 146V147H254ZM30 147V148H29ZM52 147V148H51ZM85 147H86V149H85ZM94 147V148H95ZM110 147H111V149H110ZM115 147H117V148H115ZM131 147V146H130ZM176 147V148H175ZM185 147V148H184ZM207 147V148H206ZM51 150H50V149ZM78 148V149H77ZM80 148L82 149V150H80ZM90 150H89V149ZM93 148V149H94ZM102 148L104 149H106V150H110L109 152L108 151H106L105 149L102 151ZM108 148V149H107ZM132 148H130V149H132ZM170 148V149H169ZM191 148V149H190ZM196 149V151L197 150H199V151H195V149ZM203 148V149H202ZM213 148V149H212ZM223 148V149H222ZM243 148V147H242ZM2 149H4V151L2 150ZM18 149V150H17ZM21 149L22 150H24V151H21ZM113 149H115V150H113ZM127 149V148H126ZM136 149H138V148H136ZM176 149V150H175ZM183 149V150H182ZM194 149V150H193ZM210 149H211V151H210ZM218 151H220V152H218ZM224 149H226V150H224ZM228 149H229V151H228ZM238 149H240V150H238ZM26 150V151H25ZM31 150V151H30ZM38 150V151H37ZM68 150V151H67ZM75 150H76V152H75ZM86 150V151H85ZM149 150V149H148ZM154 150V148L151 150V151H153ZM170 150V151H169ZM176 152H175V151ZM191 150H193V151H191ZM224 150V151H223ZM234 150H238V152L236 151V153L237 154H235L234 152H231V151H234ZM242 150V151H241ZM14 151V152H13ZM33 151H35V153L33 152ZM41 151V152H40ZM112 151V152H111ZM131 151V150H130ZM161 151H163V153H164V151H166L164 154H162V152ZM171 151H173L174 152V154H173V152H171ZM188 151H191V152H188ZM204 151V152H203ZM206 151V152H205ZM210 153H209V152ZM10 152V153H9ZM21 152V153H20ZM24 152V153H23ZM25 152H26V154H25ZM33 152V153H32ZM39 152V154H37ZM58 152V153H57ZM63 152V153H62ZM68 152V153H67ZM81 152V153H80ZM87 152H89L88 154H85V153H87ZM135 152V153H134ZM169 152V153H168ZM195 152V153H194ZM202 154L203 156H201L200 154ZM215 154V155H213V153ZM227 152V153H226ZM242 152V153H241ZM43 155H42V154ZM56 153V154H55ZM76 153V154H75ZM84 154V156H83V154ZM110 153V154H109ZM135 155H134V154ZM136 153H138L137 154V156H136ZM147 153H149V155L147 154ZM152 153V154H151ZM154 153V154H153ZM158 153H161V154H158ZM183 153H185L186 155H184ZM197 153V154H196ZM203 153H208L207 155H205V154H203ZM244 153H247L246 155L248 156V157H246V158H248V159H242V158H244L246 155H244V157H240L239 156V154L240 155H242V154H244ZM9 154H10V156H9ZM19 154H20V156H19ZM25 154V155H24ZM41 154V155H40ZM50 154V155H49ZM64 154V155H63ZM70 154V155H69ZM79 154V155H78ZM81 154V155H80ZM132 154V155H131ZM179 154H180V159H179V157H177V155L179 156ZM193 154H194V157H193ZM211 154V156H209ZM7 155V156H6ZM33 155V156H32ZM37 155H39V157L37 156ZM55 155V156H54ZM60 155V156H59ZM76 155V156H75ZM101 155V154H100ZM149 157H148V156ZM151 155V156H150ZM153 155H157V156H153ZM158 155H159V157H158ZM163 156V157H161V156ZM168 155V156H167ZM200 155V156H199ZM226 155V157H224ZM228 155H231V156H228ZM235 155V156H234ZM239 156L238 158H237V156ZM250 155V156H249ZM9 156V157H8ZM12 156V157H11ZM29 158H28V157ZM41 156V157H40ZM42 156H44V157H42ZM49 156L52 158V160H50L49 159ZM103 156H101V157H103ZM114 156V155H113ZM131 156V157H130ZM133 156V157H132ZM169 156H171V157H169ZM196 156V157H195ZM220 156V157H219ZM223 156V157H222ZM233 156V157H232ZM16 157H17V159L18 160H20V161H22V162H19L17 159H16ZM19 157V158H18ZM26 157H27V159H26ZM33 157V158H32ZM38 159H37V158ZM46 157V159L44 160V158ZM79 157V158H78ZM85 159V162H83L84 160L82 159ZM84 157H86V158H84ZM90 157V158H89ZM93 157H94V154H93ZM107 157H105V159L107 158ZM135 157H137V159L135 158ZM155 157H157V158H155ZM175 158L174 160H173V158ZM186 159H185V158ZM192 158L193 159V161H192V159H190V158ZM201 157H202V159H201ZM208 157L210 158V159H212V160H210V159H208ZM8 158L10 159V160H8ZM14 159V161H13V159ZM20 158H22V159H20ZM25 158V159H24ZM40 158H43V159H41V160H43V161H41V160H39ZM48 158V159H47ZM89 158V159H88ZM96 158V157H95ZM130 158V159H129ZM160 158H161V162H160ZM165 158H167V159H165ZM187 158H189V160L187 159ZM207 158V159H206ZM218 158V159H217ZM219 158H221V159H219ZM110 159V161L108 162V160ZM130 160L131 162H129L128 160ZM136 159V161H134ZM139 159V160H138ZM142 159V158H141ZM149 159H150V161H153V159H155L154 160V163H155V165H154V163L153 162H150L149 161ZM158 159V160H157ZM163 159H165V160H163ZM182 159V161H179V160H181ZM201 159V161H199ZM235 159V160H234ZM8 160V161H7ZM16 160H17V162H16ZM30 160V161H29ZM32 160V161H31ZM38 160H39V162H38ZM49 160V161H48ZM69 160V161H68ZM82 160V161H81ZM90 160V161H89ZM103 160H104V157H103ZM125 160H126V163H125ZM157 160V161H156ZM220 160V161H219ZM231 160V161H230ZM10 161V162H9ZM25 161H26V163H25ZM34 161H37V162H34ZM68 161V162H67ZM133 161H134V163H133ZM166 161V162H165ZM170 163H169V162ZM178 161L179 162V164H178V162L176 163V162ZM185 161V162H184ZM189 161H190V163H189ZM205 161H208V162H210V163H208V162H205ZM244 163H243V162ZM87 162H88V164H87ZM90 162V163H89ZM92 162H93V164H92ZM97 163V165H99V166H97L95 163ZM105 162H107V164L105 163ZM116 162H118V163H116ZM127 162H129V163H131V164H129V163H127ZM137 162H139L140 164H139V166H137L138 165V163ZM143 162V163H142ZM148 162H149V164H148ZM158 162V163H157ZM162 162H165V163H162ZM173 162H174V164H173ZM182 162H184L183 164H182ZM193 162V163H192ZM194 162H195V164H194ZM203 162V163H202ZM213 162V163H212ZM222 162V163H221ZM239 162H240V164H239ZM242 162V163H241ZM11 163V164H10ZM13 163H14V165H13ZM22 163V166L20 165L19 166V164H21ZM26 165H25V164ZM35 163H36V165H35ZM71 163V164H70ZM101 165H100V164ZM105 163V164H104ZM108 163L109 164H111V165H108ZM116 163L117 165H115V166H113L114 164ZM169 163V164H168ZM175 163H176V165H175ZM186 163V164H185ZM188 163V164H187ZM205 163V164H204ZM206 163H208V164H206ZM245 163H246V165H245ZM251 163V162H250ZM8 164H10V165H12V166H10V165H8ZM18 164V166L22 169V170H24L22 167H24V165L25 166H29V167H25V170L26 171H29V173H25L24 171H22V170H20V171H22V172H24V174H25V178L23 177L24 176V174H21L22 172H20L19 173V169H17L18 168V166H15V165H17ZM38 164V165H37ZM42 164V168H40L41 165ZM66 164V165H65ZM119 164L121 165V166H119ZM128 164H129V166H128ZM143 166H142V165ZM159 165L160 164V166H162V167H160V166H157V165ZM198 166H200V167H198ZM204 166H203V165ZM210 164V165H209ZM241 165V166H238V165ZM7 165V166H6ZM55 165V166H54ZM79 165V166H78ZM90 165H92V167H89ZM93 165H95V166H97V167H95V166H93ZM104 165V167H102ZM146 165V166H145ZM165 165V166H164ZM169 165V166H168ZM179 165V166H178ZM191 165H192V168H190L191 167ZM195 165V166H194ZM207 165V166H206ZM212 165V166H211ZM234 165V166H233ZM36 166V167H35ZM40 166V167H39ZM67 166V167H66ZM85 166V167H84ZM87 166V167H86ZM111 166V167H110ZM118 166V167H117ZM122 166H124L123 168H122ZM135 167V169L133 170L132 168H134ZM150 166V167H149ZM173 166H175V167H173ZM190 166V167H189ZM193 166L195 167L194 169H193ZM209 166V167H208ZM231 166V167H230ZM6 167H8V168H6ZM12 167V168H11ZM16 167V168H15ZM34 167V168H33ZM69 167V168H68ZM77 167L79 168V170H77ZM99 167V168H98ZM102 167V168H101ZM107 167V168H106ZM127 167H128V169H127ZM152 167V168H151ZM164 167V168H163ZM180 167V168H179ZM196 167H197V169H196ZM205 167V168H204ZM208 167V168H207ZM229 167V168H228ZM233 167V168H232ZM237 167H239V168H237ZM10 168V169H9ZM28 170H27V169ZM62 168H63V170H62ZM71 168V169H70ZM73 168V169H72ZM76 168V169H75ZM81 168V169H80ZM87 168V169H86ZM89 168V169H88ZM92 168V169H91ZM95 168V169H94ZM131 168V169H130ZM145 169V170H143V169ZM147 168V169H146ZM150 168V170H148ZM155 168V169H154ZM159 168V169H158ZM170 168V169H169ZM171 168H172V170L174 171H176V170H179V171H177V172H173V171H171ZM175 168V169H174ZM179 168V169H178ZM189 168V170H191V171H189V173H188V175H187V173L185 174L184 173V171L185 172H187L186 170ZM243 168V169H244ZM2 169V170H1ZM3 169H5V170H3ZM17 169V170H16ZM32 169H33V171H35L36 169H38V170H36L34 173H36L35 175H34V177H33V175L32 174H34L33 173V171H32ZM47 170V171H43V170ZM52 169V170H51ZM57 169V170H56ZM65 169V170H64ZM82 169H83V171H82ZM104 169V170H103ZM121 169V170H120ZM125 169H126V171H125ZM139 171H138V170ZM141 169V170H140ZM157 169V170H156ZM166 170V171H163V170ZM202 169V170H201ZM203 169H204V171H203ZM235 169H238V171H236ZM10 170V171H9ZM75 170V171H74ZM77 170V171H76ZM130 170V171H129ZM136 170H137V172H136ZM170 170V171H169ZM195 170L197 171V172H195ZM200 170V171H199ZM7 171V173L6 174H8L9 176H7V175H5L4 173ZM9 171V172H8ZM12 171H18V174L16 173V174H14V172H12ZM41 171V172H40ZM50 171V172H49ZM58 171V172H57ZM59 171H61V172H59ZM64 171H65V174L66 175H64L63 173H64ZM72 171V172H71ZM79 171V172H78ZM95 171V172H94ZM102 171H104V172H102ZM111 171V172H110ZM123 171H124V173H123ZM202 171V172H201ZM12 172V174L10 175V173ZM37 172H39V174H37ZM44 174H43V173ZM47 172V173H46ZM57 173V174H53V173ZM73 172H75V173H73ZM81 172V173H80ZM84 172V173H83ZM129 172V173H128ZM134 173V175H133V173ZM159 172V173H158ZM180 172V173H179ZM183 172V173H182ZM191 172H193V173H191ZM200 172H201V174H200ZM203 172H204V174H203ZM218 172V173H217ZM60 173H61V175H60ZM117 173V174H116ZM128 173V174H127ZM145 173V174H144ZM161 175V177H159V175ZM163 173V174H162ZM21 174V176H18V175H20ZM26 174H28V176L26 175ZM30 174H31V176H30ZM46 174V176H44ZM50 174V175H49ZM63 174V175H62ZM72 174V175H71ZM74 174H76V175H74ZM109 174V175H108ZM113 176H112V175ZM121 174V175H120ZM123 174V175H122ZM127 174V175H126ZM152 174V175H151ZM156 174V175H155ZM165 174H166V176H167V178H166V176H165ZM171 176H170V175ZM173 174V175H172ZM183 176H182V175ZM16 175V176H15ZM118 175V176H117ZM132 175V176H131ZM154 175H155V177H154ZM176 175V176H175ZM210 175H212V176H210ZM2 176V177H3ZM11 176V177H10ZM39 176V177H38ZM59 178H58V177ZM86 176V177H85ZM115 176V177H114ZM150 176V177H149ZM153 177V179H152V177ZM182 176V177H181ZM186 176H187V178H186ZM15 178V180L17 181H15L16 183H14L15 185H12L13 183H10V182H12V181H14V179H12V178ZM17 177V178H16ZM27 177H28V179H27ZM34 178V180H33V178ZM42 177V178H41ZM65 177V178H64ZM91 177V178H90ZM98 177V178H97ZM128 177V178H127ZM141 179H140V178ZM158 177V178H157ZM178 177V178H179ZM7 178V179H6ZM9 178H11V180H8ZM18 178H22V180L21 179H19L18 180ZM71 178H72V180H71ZM135 178H137V179H135ZM161 180H160V179ZM177 178V179H178ZM203 178V179H204ZM219 178V179H218ZM25 179V180H24ZM27 179V180H26ZM96 179V180H95ZM131 179V180H130ZM156 179V180H155ZM164 179H166V180H164ZM176 179V180H177ZM202 179V178H201ZM212 181H211V180ZM29 180V181H28ZM127 180V181H126ZM129 180V181H128ZM155 180V181H154ZM159 180V181H158ZM207 180V181H206ZM215 182H214V181ZM10 181V182H9ZM73 181H75V182H73ZM94 181H95V183H94ZM108 181V182H107ZM152 181V182H151ZM160 181H161V183H160ZM167 181V182H166ZM172 181V180H171ZM175 181V180H174ZM173 181V182H174ZM191 181V182H192ZM209 181V182H208ZM2 182V183H1ZM4 182V183H3ZM7 182H9V184L7 183ZM22 182V183H21ZM74 184H73V183ZM125 182V183H124ZM148 182V183H147ZM152 184H151V183ZM156 182H158L159 183V185H158V183H156ZM177 182H178V180H177ZM220 182V183H219ZM18 183H19V186H18ZM23 184L22 186H21V184ZM75 183L76 184H78V185H75ZM98 185H97V184ZM165 183H167L165 186H164V184ZM207 183H209V184H207ZM219 183V184H218ZM4 184V185H3ZM81 184V185H80ZM100 184V185H99ZM106 184H107V186H106ZM123 184V185H122ZM163 184V185H162ZM7 187H6V186ZM12 187H10V186ZM16 185H17V187H19V188H17L16 187ZM80 185V186H79ZM83 185V186H82ZM84 185H86L85 187H84ZM93 185H97L96 187L95 186H93ZM115 185V186H114ZM117 185V186H116ZM217 185H219V187L217 186ZM226 184L224 183V185L222 186V188L225 186ZM5 188H8V189H5ZM69 186H70V188H69ZM72 186V187H71ZM77 186V187H76ZM87 186H88V188H87ZM204 186V187H205ZM208 186V187H207ZM16 187V188H15ZM75 187V188H74ZM80 187V188H79ZM84 187V188H83ZM92 187H94V188H92ZM145 187V188H144ZM151 187V188H150ZM164 187H166V188H164ZM2 188V189H1ZM72 188V189H71ZM80 189L79 190V192H78V189ZM87 188V189H86ZM92 188V189H91ZM140 188V189H139ZM157 188V189H156ZM203 188V187H202ZM220 188L218 189V190H220ZM260 188V187H259ZM5 189V190H4ZM60 189V190H59ZM69 191H68V190ZM76 189V191H73V190H75ZM81 189H82V191H81ZM147 189V190H146ZM149 189V190H148ZM151 189V190H150ZM261 189V188H260ZM259 189V190H260ZM137 190V191H136ZM143 190V191H142ZM163 190H165V191H163ZM257 191V188H255L250 194H253V192H254V194H253V196H251V195H249V197L247 198V199H249L248 200V202L252 199V198H254V196H256L257 194H260V193H257V194H255V192ZM262 190H264L263 188H262ZM262 190H260V191H258V192H261ZM71 191L74 193V195L71 197L70 195H72L73 193H71ZM136 191V192H135ZM145 195H143L141 192ZM155 191V192H154ZM160 191V192H159ZM4 192V193H3ZM70 193V195H69V193ZM77 192V193H76ZM81 192V193H80ZM129 192V193H128ZM162 192V193H161ZM163 192H165V193H163ZM219 192V191H218ZM13 193V194H12ZM80 193V194H79ZM136 193V194H135ZM161 194V196H160V194ZM215 193H217V192H215ZM214 193V195H216ZM241 196H245L244 194H245V191H241V192H238ZM237 193V194H238ZM242 193H244V194H242ZM262 193V192H261ZM147 194V195H146ZM203 194V193H202ZM218 194V193H217ZM236 194V195H237ZM79 195V196H78ZM82 195V196H81ZM125 195V196H124ZM157 195V196H156ZM159 195V196H158ZM204 195H205V192H204ZM240 195H238L239 197H237V198H240L241 196ZM127 196V197H126ZM137 196V197H136ZM143 196V197H142ZM146 196H148L147 198H146ZM155 196L157 197L156 199H155ZM252 198H251V197ZM13 197V198H12ZM70 197V198H69ZM114 197V198H113ZM124 197V198H123ZM125 197H126V199L128 200H126L125 199ZM154 197V198H153ZM161 197V198H162ZM164 197H166V196H164ZM163 197V198H164ZM3 198V199H2ZM88 198V199H87ZM142 198V199H141ZM149 198H151L150 199V201H152L151 203H153V204H151L150 203V205H148L149 204ZM163 198H162V200H163ZM245 198V197H244ZM243 198V199H244ZM2 199V200H1ZM70 199H71V201H70ZM111 199V200H110ZM113 199V200H112ZM120 200V201H118V205H117V200ZM123 199V200H122ZM132 199H133V201H132ZM141 199V200H140ZM145 200L146 202H145V204H146V207H145V204H144V202L142 201V200ZM152 199H154V200H152ZM166 199L167 198H164V200L166 201ZM242 198H240V200L239 199H236V201H238L239 202V205H240V201H241V203H242V200H241ZM11 200V201H10ZM124 200H126L127 202H125ZM134 200H136V201H134ZM148 200V201H147ZM161 200V201H162ZM14 201V202H13ZM18 201V202H17ZM66 201H68L67 203H66ZM111 201V202H110ZM116 201V202H115ZM141 201V202H140ZM163 202L162 201V203H167V202ZM66 204H65V203ZM70 202H74V204L73 205H71L72 203H70ZM131 202V203H130ZM135 202V203H134ZM136 202H139V204H136ZM143 202V203H142ZM156 202V203H155ZM200 202V201H199ZM195 202V203H198V204H195V205H193L192 207V209H194L195 207H197V205H198V208H199V206L201 207V206H203V202ZM204 202L206 203V200H204ZM112 203V204H111ZM125 203V204H124ZM162 203H159V204H161L160 206H162L163 207V209H164V206H166L165 204L163 205ZM12 206H11V205ZM124 205L123 207H122V205ZM128 204V205H127ZM137 206V207H139L138 209L139 210H143V212L146 214H143L142 215V211H139L136 207H133V206H135V205ZM142 204V205H141ZM154 204H155V206H154ZM159 204H158V206H159ZM202 204V205H201ZM70 205V206H69ZM79 205V206H78ZM120 205V206H119ZM236 205H237V208L239 207V205H238V203L236 202ZM235 205V206H236ZM67 206H69V209H68V207ZM118 206H119V208H118ZM129 206V207H128ZM141 206V207H140ZM144 206V207H143ZM154 208H153V207ZM195 206V207H194ZM234 206V207H235ZM23 207H25V209L23 208ZM67 208V209H65V208ZM72 207V208H71ZM80 207V208H79ZM118 209H117V208ZM122 207V208H121ZM126 207H128V208H126ZM143 207V208H142ZM169 208H170V206H168ZM168 207H166V208H168ZM233 207V208H234ZM27 208H28V211H27ZM115 208V209H114ZM120 208H121V210L122 209H124V210H120ZM130 208V209H129ZM132 208H134V209H132ZM141 208V209H140ZM158 208V207H157ZM165 208V209H166ZM173 208V207H172ZM237 208H236V211L238 212V211H240V209L238 208V210H237ZM241 208V207H240ZM30 209V210H29ZM32 209V210H31ZM72 209V210H71ZM131 210L130 212H129V210ZM145 209V210H144ZM148 209V210H147ZM159 209H161V208H159ZM158 209V211H157V209H156V211H157V213L160 211ZM174 209V208H173ZM173 209H171V210H173ZM191 209V210H192ZM203 209H204V207H203ZM202 209V210H203ZM235 209V208H234ZM21 210V211H20ZM63 210L64 211H66V212H63ZM68 210V211H67ZM80 210V211H79ZM112 210H113V212H112ZM117 210V211H116ZM119 210V211H118ZM132 210H133V212H132ZM194 210H196V209H194ZM202 210H200V208H199V210L198 211H202ZM241 210H242V208H241ZM24 211V212H23ZM35 211H37L38 213H37V215H35L36 214V212ZM117 213H115V212ZM137 211H139V212H137ZM151 211H153V212H151ZM168 211H170V210H167V213H168ZM31 212H32V214H31ZM77 212H79V213H77ZM122 212H123V214H122ZM128 212V214H130V215H126V213ZM148 212H149V214H148ZM166 212V211H165ZM22 213H24V214H22ZM29 213V214H28ZM73 213V215H71ZM84 214L85 216H86V218H88V219H86L85 218V216H81L82 214ZM102 213H105V215L107 214V216L106 217H102L103 215H102ZM110 213V214H109ZM114 213V214H113ZM132 213H133V215H132ZM136 213H138L139 214V216L141 217H143L144 218V220H142L138 215H136ZM157 213H156V215H157ZM202 213V212H201ZM26 214L28 215L27 217H29L30 215L32 216V217H34L33 218V220H35V221H33V220H31L32 219V217L30 216V218H28V219H30L31 221H33V222H30L28 219H27V221H26ZM75 214H76V217H77V215H78V218H71V217H74L75 216ZM81 214V215H80ZM101 214V215H100ZM120 214V215H119ZM124 214H125V216H131L129 219L127 218V217H124ZM141 214V215H140ZM16 215H19L18 216V218H17V216H16V219H14L15 218V216ZM22 215H24V217L22 216ZM99 217H98V216ZM110 215V216H109ZM111 215H112V217H111ZM135 215L137 216V217H135ZM152 215V216H153ZM12 216V217H11ZM133 216V217H132ZM146 216H147V218H146ZM151 216V217H152ZM155 216V215H154ZM153 216V217H154ZM199 217H201L200 215H198ZM235 216H236V214H235ZM10 217V218H9ZM70 217V218H69ZM80 217V218H79ZM98 217V218H97ZM102 217V218H101ZM111 217V218H110ZM118 217H119V219L120 220H122L121 218L122 217H124L123 218V220L120 222V220L118 219ZM121 217V218H120ZM134 217H135V219H134ZM69 218V219H68ZM83 218H85V219H83ZM107 218V219H106ZM18 219V220H17ZM40 219V220H39ZM65 219V220H64ZM72 219H74L73 221H75L74 223H73V221H72ZM79 219V220H78ZM81 219H83V220H81ZM103 219H105L106 220V222H105V224H107V225H105L104 224V222H103ZM110 219H112L113 220V223H112V220H110ZM115 219H116V221H115ZM118 219V220H117ZM128 219V220H127ZM138 219H141V223L142 222H144L145 220H147V221H145L144 222V226L140 223V220H138ZM151 219V218H150ZM60 220V221H59ZM62 220H64V221H62ZM70 221V223H72V225L69 223V221ZM94 220H96L95 222H94ZM101 220V221H100ZM104 220V221H105ZM110 220V221H109ZM152 220H154L153 218L151 219V221ZM12 221H14V222H12ZM65 221H66V224H65ZM67 221H68V223H67ZM81 221V222H80ZM91 222L92 223V225L90 224V223H88V224H86V223H84V222ZM95 223V224H93V222ZM110 223H109V222ZM125 221V222H124ZM156 221V220H155ZM31 223V224H29V223ZM61 222H63V223H61ZM80 222V223H79ZM100 222H101V224H100ZM120 222V223H119ZM124 222V223H123ZM13 223V224H12ZM41 223V224H40ZM58 223L60 224V225H58ZM77 223V224H76ZM79 223V224H78ZM86 224V225H84V224ZM98 223H99V226H101V227H103L102 229L103 230H108V232L106 231V233H105V231H101L100 229H101V227H99L98 226ZM116 223H118L119 225H121V226H118ZM123 223V224H122ZM11 224H12V226H11ZM27 224V225H26ZM34 224V225H33ZM37 224H39L40 225V227H38L39 225H37ZM43 224H46L47 225V227H46V225L44 226ZM52 224H55V226L53 227L52 226ZM76 226V227H73L74 225ZM89 224H90V227H89ZM102 224H104V226L102 225ZM117 225V227H121L120 228V230H118V229H116L115 230V228H117L115 225ZM138 224H140V225H138ZM32 225L33 226H35L33 229H32ZM43 226V228H42V226ZM48 225H49V227H48ZM62 225H64V226H62ZM65 225H66V227L67 228H65ZM79 226V228H78V226ZM82 227H81V226ZM95 225H96V228H97V230L98 231H96V229H95ZM147 225V226H146ZM56 226H58L57 228H55ZM69 226V227H68ZM111 227V228H109V227ZM115 226V227H114ZM146 226V227H145ZM30 227H31V230H30ZM45 227H46V229L47 230H45ZM51 227V228H50ZM52 227H53V229H52ZM85 229H84V228ZM88 227V228H87ZM92 227H94V229L92 228ZM108 227V228H107ZM132 227V226H131ZM143 227V228H142ZM11 228H13L11 231L9 230V229H11ZM16 230H15V229ZM29 228V229H28ZM39 228H41L42 230H45V231H41V229H39ZM50 228V229H49ZM55 228V229H54ZM59 228V229H58ZM62 228V229H61ZM63 228L65 229V230H67L66 232H65V230H64V232H65V234H63L64 232H62L63 231ZM77 229L76 230V232L77 233H80V231H84L83 233H81V234H79V236H77L78 234H74V233H76V232H73L74 231V229ZM80 228H81V230H80ZM91 228H92V230H93V232H92V230H91ZM100 228V229H99ZM107 228V229H106ZM113 228H114V230H113ZM124 228H125V226L122 228V231L124 230ZM129 228V229H128ZM40 230V232H41V234H40V232H39V230ZM52 229V230H51ZM89 229V230H88ZM111 229V230H110ZM127 229L129 230V231H131L130 230V227H127ZM147 229V231H146V233H147V235L149 234L148 232H149V230ZM30 232H28V231ZM59 230V231H58ZM95 230V231H94ZM113 230V231H112ZM25 231H26V233H28V235L25 233ZM34 231H36V232H34ZM47 231H49V232H47ZM53 231V232H52ZM86 231H88L89 233V235L87 234V232ZM109 231H111L112 232V235H111V232H110V234H109V236L111 235V237H108V233H109ZM222 231V230H221ZM8 232V233H7ZM13 232H15V233H13ZM23 234H22V233ZM47 232V233H46ZM52 232V233H51ZM57 232H54L56 235L58 234ZM91 232V233H90ZM95 232H101L102 233V235H100V233L99 234H96ZM103 232H104V234H103ZM126 232V231H125ZM124 232V233H125ZM128 232V231H127ZM140 232V231H139ZM10 233V234H9ZM12 233V234H11ZM16 233H20V235L22 236H20L19 234H18V236H17V234ZM45 234L44 236L42 235V234ZM49 233V234H48ZM54 233H53V236H54ZM84 233H86L87 235H85ZM117 233V232H116ZM131 233H133V232H131ZM129 234V232L128 233H126V235L127 234H129V236H131L132 234ZM144 233L145 232H143L142 234L144 235ZM224 233H225V231H224ZM7 234H9L8 236H7ZM29 234H30V236H32V238H30V236H29ZM32 234V235H31ZM34 234V235H33ZM36 234V235H35ZM37 234H39L38 235V237H39V239H38V237H36L37 236ZM94 234V235H93ZM95 234H96V236H98V237H96L95 236ZM106 234H107V237H108V239L110 238V240L108 241V239H107V237H105L106 236ZM141 234V235H142ZM7 237H6V236ZM11 235H13L12 236V238H10V236ZM16 235V236H15ZM25 235V236H24ZM41 235H42V239H43V237H44V239H43V241L42 240H40L41 239ZM60 235L58 236V237H60ZM75 235V236H74ZM81 235H84V236H81ZM94 236V237H96V238H92V236ZM142 235V236H143ZM147 235H145V236H147ZM218 235H220V233L218 234ZM222 235H223V232H222ZM222 235H220V236H222ZM228 235V234H227ZM226 235V236H227ZM35 236V237H34ZM69 236V237H68ZM80 236H81V238L82 239H80ZM85 236H87V238H85L84 239V237ZM101 236V237H100ZM105 237L104 239L106 240H104L103 239V237ZM114 236H116V235H114ZM124 236V235H123ZM128 236V235H127ZM125 237L126 238V242H124L125 244H130L131 245V247L129 246V248H131V249H129L128 248V244H127V246L124 244V243H122V244H124L123 246H125V248L127 249L126 251L128 252V250H131L132 251V253L131 252H128L130 255H132V256H135V258H133V259H136V254L138 253V256H139V258H140V260H138V259H136L135 260V264H141L140 262L142 261V258L143 259H145L144 260V263L145 264H147L148 262H149V264H151L152 263V261L153 260H155L154 262H155V264H160V260L159 259H164V258H161V257H163L164 256V254L167 252V249L165 250V248H164V250H165V252H163L162 251V253H164L163 255H160V251L158 252V250L160 249V250H162L160 247H157L158 249L157 250H154V251H157V252H151L152 254H150V256H151V263H150V257L148 256L149 255V253H148V251L149 250H147L148 249V247H150V248H152L153 249V247L156 245H158L159 243H155L154 244V246L153 247H151L150 245L152 244V243H150L149 244V246L147 245V249L145 250L144 248V251H143V253H142V249L140 248H138V251H140L141 250V253L143 254H141L140 253V255H141V257H140V255H139V252L137 251L136 253L135 252H133V248H137V246L136 247H134L133 245V241H134V238L136 239V240H138L139 238H141V237H139V236H131V237H133V239L132 240H130V238L129 237ZM145 236H143V239H145ZM149 236H150V234H149ZM149 236H148V238H149ZM219 236V237H220ZM224 236V235H223ZM5 239H4V238ZM10 239H9V238ZM13 237H14V239H13ZM22 238V240H21V238ZM57 237V238H58ZM65 237H63V238H65ZM77 237V238H76ZM88 237H91V238H88ZM3 238V239H2ZM6 238H8V239H6ZM37 238V239H36ZM54 238H56V236L54 237ZM65 238V239H66ZM74 238H76L77 240H74ZM99 238H102L103 239V241L101 242V240L102 239H99ZM127 238H129V240L132 242V243H130V242H128V239ZM148 238H146V239H148ZM224 238V237H223ZM2 239V240H1ZM18 239H19V241H18ZM36 240L37 242H33L32 240ZM86 239H88V240H86ZM91 241H90V240ZM98 241H97V240ZM143 239H139V241H141V240H143ZM5 240V241H4ZM7 240L9 241L8 242V244L9 243H12V244H9V245H7ZM16 240V241H15ZM23 240H24V242H23ZM28 240V241H27ZM34 240V241H35ZM38 240H40V241H38ZM49 240V242H47V241ZM52 241H53V238L51 239ZM68 240V241H69ZM81 240H82V242H81ZM96 240V241H95ZM11 241V242H10ZM24 243H22V242ZM63 240H60L59 241V243L60 242H62ZM76 241L78 242V243H76ZM92 241H95V243H96V245H95V243L93 242L92 243ZM108 241V242H107ZM116 241V240H115ZM145 241V240H144ZM148 241V240H147ZM147 241H146V244H147ZM5 242V243H4ZM13 242H14V244H13ZM18 242V243H17ZM30 242H32V243H35L34 245H32V243H30ZM39 242V243H38ZM44 242H46V243H44ZM64 242L66 243L67 241H65L64 240ZM70 242V241H69ZM68 242V243H69ZM103 242H105V243H103ZM113 242H111V243H113ZM25 243H27V244H25ZM36 243H38L37 245H36ZM64 243V244H65ZM80 243V244H79ZM82 243V244H81ZM84 243V244H83ZM100 243H103L102 245L100 244ZM110 243V244H111ZM115 243V242H114ZM142 243H143V241H142ZM149 243V242H148ZM154 243V242H153ZM3 244V245H2ZM16 244H15V246H16ZM21 244V245H20ZM29 244H31L33 247H34V251H33V248H32V246L30 245V248L28 247V245ZM45 244H48L49 245V247H48V245H46L45 246ZM97 244H100V245H97ZM121 244V243H120ZM121 244V245H122ZM139 244H141V243H139ZM144 244H145V242H144ZM27 245V246H26ZM43 245V246H42ZM51 245H52V242H51ZM60 244H57V247L59 246ZM62 245V244H61ZM82 245V246H81ZM87 248L88 247V249H85V247ZM93 245V246H92ZM114 245V244H113ZM113 245H110V246H113ZM117 246V248H118V246H119V244H116ZM15 246H14V248L13 249H16L15 248ZM26 246V247H25ZM79 246H81L82 247V249H81V251L79 252ZM94 246H96L95 248H93ZM97 246H100V248H98ZM101 246L102 247H106V246H108L109 248L107 249V247H106V249L104 250L103 249V251H100V250H102L101 249ZM123 246H121L122 248H123ZM155 246V247H156ZM158 246H161V245H158ZM47 247V248H46ZM84 247V248H83ZM90 247V248H89ZM120 247V246H119ZM133 247V248H132ZM140 247V246H139ZM162 247H164V246H162ZM172 247V246H171ZM11 250H10V249ZM27 248L28 250H31V251H28V250H26L25 251V249ZM35 248H36V250H35ZM38 248H39V251H40V253H39V251H38ZM45 248H46V250L47 251H45L44 252V250H45ZM91 248L94 250V249H96V250H94L93 251V253L95 252L96 254H91V252H92V250H91ZM121 248V249H122ZM125 248H123L122 250H125ZM189 248V247H188ZM197 248V247H196ZM8 249V250H7ZM41 249V250H40ZM42 249H44V250H42ZM97 249H99V251L97 250ZM192 249H195V248H193L192 247ZM0 250V253L2 252ZM7 250V251H6ZM109 250H111V249H109ZM115 250V252L113 253V251ZM118 251H120L119 249H117ZM121 250V251H122ZM87 251V252H86ZM90 251V252H89ZM117 251V252H118ZM120 251V252H121ZM126 251H122L123 253L125 252L126 253ZM151 251V250H150ZM14 252H15V250H14ZM17 252V253H18ZM37 252V253H36ZM41 252H44L43 253V255L41 256V255H39V254H41ZM89 252V253H88ZM98 252L100 253V255H98ZM110 252L112 253V255H114L115 253H116V248L114 249V246H113V249L111 250V251H109V255L110 256H112L111 254H110ZM120 252H119V254H120ZM148 253V255L146 254H144V253ZM9 253V254H10ZM39 253V254H38ZM46 253V254H45ZM67 253V254H66ZM70 253H73V254H75V255H73V254H71L70 255ZM103 253H102V256H104L103 255ZM106 253H108V251L106 252ZM122 253V254H123ZM127 253V254H128ZM133 253L135 254V255H133ZM159 254L158 256H159V261L156 259L157 258V256L155 255V254ZM168 254H169V252H167ZM167 253L165 254V255H167ZM6 254V253H5ZM27 254V253H26ZM25 254V255H26ZM33 254H30L31 256H33ZM62 254V255H61ZM65 254L67 255V256H65ZM77 254V255H76ZM86 254H84V255H86ZM121 254V255H122ZM128 254V255H129ZM14 255V254H13ZM20 255V254H19ZM23 254H21V256H22ZM29 255V254H28ZM28 255H26V256H24L23 255V257H27L28 259H29V261L31 260V258L32 257H29ZM46 255V256H45ZM47 255H48V259L46 258L47 257ZM50 255V256H49ZM97 255V256H96ZM108 255V254H107ZM115 255H117V253L115 254ZM120 255V256H121ZM155 255V257H154V259H153V257L152 256H154ZM172 255V254H171ZM174 255V254H173ZM14 256H16V253H15V255ZM67 257V258H65V257ZM106 256V255H105ZM104 256V257H105ZM119 255H118V257H120ZM123 256H125V255H122V257ZM127 256V255H126ZM123 257V260L121 259V258H118V259H121V262L120 263H118L117 261H116V259H117V257L114 259V257H113V261L115 260L116 262L114 263V264H123V262H124V264L125 263H127V261H129L130 259L132 260V262H133V259L132 258H130V256H127L128 257V259H127V257ZM131 256V257H132ZM199 256V255H198ZM70 257V258H69ZM93 257L91 258L92 259V261L93 262H96L97 264H99L98 262L101 260V258H97L96 259V261L95 260H93ZM104 257H102V258H104ZM149 257V258H148ZM167 257V256H166ZM165 257V258H166ZM171 257H173V259H174V256H171ZM170 257V258H171ZM42 258V259H41ZM47 260H46V259ZM64 258V259H63ZM168 258V257H167ZM169 258V259H170ZM200 258V260H201V262L203 261V260H205V258H204V256H203V258L204 259H201L202 257L200 256L199 257ZM52 259H53V257H52ZM51 259V260H52ZM60 259H58V260H55L56 261V264L58 263L59 264V261H60ZM75 259V260H74ZM91 259H89V260H91ZM104 259H106V257L104 258ZM104 259H103V261L102 262H105V263H107L108 261H107V259H109V262L108 263H110V260L112 261V258L110 257H108L105 261H104ZM127 259V260H126ZM147 259H149L148 261H147ZM172 259V258H171ZM62 260H61V263L60 264H63V262H62ZM73 260V261H72ZM76 260V261H77ZM130 260V261H131ZM137 260H138V263H136L137 262ZM157 260V261H156ZM167 260V259H166ZM199 260V261H200ZM32 261V262H33ZM44 261V262H43ZM53 261V260H52ZM51 261V262H52ZM82 261H84V259L82 260ZM81 261V262H82ZM129 261V264H133L132 262H130ZM146 261V262H145ZM165 261V260H164ZM168 261V260H167ZM171 261H173V260H171ZM170 261V262H171ZM42 262V263H41ZM48 262V263H49ZM49 263V264H53V263ZM78 262H80V261H78ZM77 262V263H78ZM81 262L80 263H78V264H81ZM159 262V263H158ZM162 262V261H161ZM76 263V264H77ZM105 263H102V264H105ZM142 263H143V261H142ZM143 263V264H144ZM167 262H164V264H166ZM172 263V262H171ZM171 263H169L168 262V264H171ZM34 264V263H33ZM36 264V263H35ZM47 264V263H46ZM83 264V263H82ZM100 264H101V262H100ZM110 264H113L112 262L110 263ZM128 264V263H127ZM162 264V263H161ZM173 264V263H172Z\"/></svg>","mask_w":264,"mask_h":264}]
</instances>
